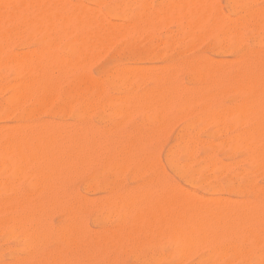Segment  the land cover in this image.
Instances as JSON below:
<instances>
[{
    "label": "rangeland",
    "instance_id": "rangeland-1",
    "mask_svg": "<svg viewBox=\"0 0 264 264\" xmlns=\"http://www.w3.org/2000/svg\"><path fill=\"white\" fill-rule=\"evenodd\" d=\"M2 1H5V0H2ZM7 1H10L11 3H7V4H9L10 5V8H12L13 6L12 5H14V6H16L18 3H17V0H6V2ZM19 1V0H18ZM40 2H42V0H39ZM52 0H50L49 2H51ZM55 1H57V0H55ZM70 1V2H69ZM72 0H68V3H71V5L69 4H67V1L65 2V0H64V2H65V5L67 4L69 7H67V5H66V7L68 8V9H73V3H77V2H79L80 1V4H81V2L84 4H87V5H80V4H78L77 3V5H75L74 6V8H76V6H83L81 9H83L84 8V10L85 11H87V13H88V11H89V9L90 8H88L89 7V5H91V8L94 10V7H96L95 9L97 10L98 8V10H100V11H98V12H100V14L99 15H101L102 17H104L105 18V20H106V23H107V20H108V22H112V21H109V20H114V21H117V23H115V24H118L119 23V27H120V25L121 24H125L126 25V27H124L125 29H127L128 28V26L127 25H129V27L130 28H128L129 30H132V31H129V32H124V36L123 37H118V35H116V34H113V33H111V34H109V35H112V37L114 36V35H116L115 37H117V38H115V40H117L118 38V40L117 41H115V42H108L109 40H104V39H106V38H108V37H104L103 38V42L105 41H107V43H109L110 44V46H108V44L106 43V45H104L103 46V43L101 44V46H102V48H100L98 45H100L99 43L101 42V40L100 41H96V40H92L91 41V43L93 42V44L94 43H97V45L96 44H94V45H96V47L94 46V47H92V44H90V42H88L89 40H87L86 42H85V40H86V37H84V34H83V37L80 35V34H82V33H80V30L79 29H77L78 31H76L74 28L73 29H71L72 28V26L69 24L68 25V27H63V29H64V32H63V34H62V32H58L57 33V35H55L54 36V34L53 33H55L56 34V32L57 31H59L57 28H61V27H59V25H55V26H53V24H52V26L49 24V22H48V25H50V27H52V28H54V30H55V32L52 30V28H51V31H49V34H47V33H38V34H35V35H37V36H33L34 34H31L30 33V36H29V39H28V37H26V36H28L29 35V32L28 31H26V32H24V33H20L19 34V36L18 35H14L15 37H17L16 39L18 40L19 39V41H17L16 39H14L13 37V35L11 36V35H7V36H5L4 37V35L2 36V39H5V41L3 42H1V35H0V44H5V46H6V48H5V46H1L0 45V48H2V49H4L5 51H3L2 52V50H1V52H0V55L2 54V56H0V58L2 59V58H4V60H3V62H2V60H1V62H2V64L0 63V131H1V128L2 127H7V128H4V130H6V129H8V128H10V127H12V131H13V127H19L20 126V128H21V126L23 125V127L21 128V131H22V133H23V131L25 132V130H23V128L25 127L24 125L25 124H30L31 126H33L32 128H31V130H34L35 128L34 127H36V125L38 126V125H40V126H38V128L39 127H41V125L42 126H48V124L49 125H51V126H53V129H52V127L50 128L49 126L47 127V130H48V128H50L48 131H52L53 132V130H55L53 133L52 132H49V135L50 134H54V137H56V139L55 140H57V142L58 141H61V140H59L60 139V135L61 134H65L66 135V137H67V134H68V138H69V135H70V139H68V141L69 142H72L73 143V141H72V138L74 137V135H75V140L77 141V139L79 138V136H81V135H83L82 134V132L84 133V137L82 136L81 138H80V141L78 140V142L79 143H81L82 142V139L84 140V141H86L85 139L88 137L89 138V135L91 136L89 139H87L88 141H86V143H87V145H86V143L85 142H82V143H84V147L85 148H89V146H90V148L88 149V153H90L89 151L91 150V154H87V149H86V151H81L82 152V154L84 155V153H86L85 155H92V160H94L93 161V163L91 164V163H89V162H92L91 160L90 161H86V160H88V159H86V160H83L84 162H86L85 164H83L82 162V164L80 163V161H77V162H79L81 165H87L86 167L87 168H84L85 170H83L82 169V167L79 165V163L77 164V163H75L74 161V163L75 164H77V167H78V165H79V167L81 168L80 169V171H76L75 173H73V171H74V166H73V168L71 169L70 167H72L71 165H70V167H69V169H66V170H68L67 172H68V174H66L67 172H65V174L64 175H68L69 176V172H70V174L72 175V176H67L69 179H67L66 180V176H64V175H62V173H64L63 172V170H64V168H63V170L60 172V173H58V175H62V176H64L65 178H63V180L61 179L62 178V176H61V178H60V176H59V180H58V177H56L57 175V172H54L55 173V177H56V179L58 180V181H55V182H57L56 184H54V181L53 180H55V178H53V180L52 179H49L48 178V180L46 179L47 178V176H48V174L46 173L47 172V170H48V172H50L49 171V169L50 168H48L47 166H45L46 168H48V169H46V172H45V174H46V176L44 177V176H42V175H40L41 174V172H42V168H40L39 169V167H38V165H36L37 167H38V169H37V171L38 170H41V172L38 174L37 173V175H39V177L40 176H42V177H40V179L41 178H45L46 180H47V182L49 181V182H52V184H51V186H53V187H50V185L48 186V188H47V184H49V183H45V182H43V184L45 183L46 184V186L44 187V189L46 188V189H48V191L45 189H43V187H42V189H40V187L39 186H42V183H41V185H40V183L38 182V181H40V179H38V176H34V175H30V176H22V178H21V175H19V178L20 179H24L23 181L22 180H20V179H18V178H16L17 176L16 175H18L19 174V172L17 171V170H15V169H13L14 168V166H13V162L16 164H14L16 167V169H17V167H19V165L18 164H24L25 166L26 165H28V164H25V163H27V162H23V161H20L19 163H16L15 162V159H14V161H13V159L10 161V159H9V157H10V154L7 152V151H4V149L6 148V147H8L9 145H4L3 147H4V149L0 146V148H2L3 150H2V153H1V151H0V153L2 154L1 156H0V158L1 157H3L5 154V152H7L8 154V156L7 155H5V157H3V158H1L2 159V164H1V166H0V170H2V171H4V169H6V171H4L3 173H0V178L3 180V179H11V177L12 176H16V177H12V180H13V178H15L13 181H14V183H13V181L12 180H10V181H12V184H9L8 182H9V180L7 181V182H4V180L2 181L3 182V184H8V186L10 187V189L7 187V185H5L4 187H3V185L1 186L0 185V188L2 187V188H4V189H2L1 188V192H0V198H2V199H0V206H2V208H1V210H0V220H2L1 222H3L4 223V221H5V225L4 224H2V226H0L1 228H0V264H130L131 262V264H260V263H262V264H264V250H263V248H264V219L263 218H260V219H262V221L263 222H261V221H258V219L259 218H257V216H256V213H255V211L257 212V215H258V211H257V209H258V206H259V210L263 207L264 208V163H263V160L264 159H262V157L264 158V152L263 153H261L260 155L262 156H260V159L259 158H255L256 156L254 155L253 156V154H255L254 153V151L251 149V148H248V147H246L245 148V146L247 145L246 144V142L245 141H243V144H241L242 143V140L240 139V140H238L239 138V135H241L242 136V134H243V132H244V130L242 131H239V132H241V133H239L238 132V129H245L246 127H249L248 125H250L253 121V119L254 120H258V117L256 116V115H254L256 118H254V116H247V115H242V121L244 120V119H246L245 121H243L242 123H241V120H240V117H241V115H238V116H240V117H238L237 115H235V113L233 114V113H231L230 112V109L229 108H234L235 109V106H237L236 105V103H233V102H235V101H237L239 104L243 101V99H244V97H245V91H240V89H241V83H238V82H240L239 80L238 81H236V79L237 78H234L233 79V77H236V75H237V72L239 73V72H241V71H245V69H247V71L249 70L250 72H252V73H254L255 75H258V76H263L262 78H263V80H264V45H262V44H264L263 42H264V0H227V2H226V0L224 1V0H211L210 2L208 1L207 3H208V5L207 6H210L209 5V3H211V6H210V9L211 10H213V7H214V5L215 6H217V7H214V13H215V11L217 10V12H218V10H220V12L219 13H222L221 15L222 16H224V18H225V20H223V21H225V22H223L222 21V19H220V21L219 22H221L220 24H219V26H218V24L216 25L215 23L217 22V19L214 21V23H213V19H210L208 16V18L205 16V18H206V21H204L203 23H200L201 22V20L197 23L196 22V19H199V17L198 18H196L195 19V21L193 20V22L192 23H194V22H196V23H194L192 26L190 25V24H192L190 21H192L191 20V18H192V16H190V14L189 13H182V15L184 14V15H186L185 16V19L183 18L184 16H180V10L179 9H181L182 8V10H181V12H183V10H184V6L183 7H181L180 8V6H178V4H180V3H178L179 2V0H177L176 2L178 3V4H176V2H175V4H174V6L172 5V3H173V0H172V3H171V5L173 6H171L172 8H177L176 10H175V8H174V10L170 7V8H168L169 6L168 5H170L169 3L171 2L170 0V2L168 1V2H166L165 0H135V2H134V0H123V1H121V0H99V2L97 1V0H73L72 2H71ZM75 1V2H74ZM92 3H91V2ZM109 1V2H108ZM117 1V2H116ZM139 1H140V3H139ZM147 1V2H146ZM165 2V5H167V7H166V9L168 10V11H166L164 8H165V6H163L164 5V2ZM207 0H205V1H203L204 2V4H205V2H206ZM212 1H213V3H212ZM231 1V2H230ZM232 1H233V3H232ZM237 1V2H236ZM247 1V2H246ZM15 2L17 3V4H15ZM46 4H45V3ZM44 2H42L41 4H43L44 3V6H45V8H47L48 9V7L50 6L47 2H46V0H44ZM58 2V1H57ZM59 2H61L62 3V0L60 1L59 0ZM114 2V3H113ZM124 2V3H123ZM130 2V3H129ZM143 2H145V4L143 3ZM0 3H1V1H0ZM96 3H100L99 5V7L97 6L98 4H96ZM108 3H109V5H108ZM126 3V4H125ZM166 3H168V4H166ZM241 4V5H239V4ZM244 4V6H243V4ZM248 5H247V4ZM2 4H4L5 5V3H1V5ZM107 4V5H106ZM112 4V5H111ZM116 4V5H115ZM119 4V5H118ZM121 4H122V6H121ZM128 4V5H127ZM130 4V5H129ZM138 4H140V6L138 5ZM150 4V5H149ZM230 4V5H229ZM124 5H127V6H124ZM135 5H138V7L136 6V7H134ZM141 5H145V7H143V10L141 9L142 7H141ZM181 5V4H180ZM229 5V6H228ZM246 5V6H245ZM12 6V7H11ZM41 6V8H43L42 7V5H40ZM48 6V7H47ZM71 6V7H70ZM86 6H88V7H86ZM94 6V7H93ZM103 6H105V9H104V7ZM107 6V7H106ZM114 6H117V7H114ZM119 6V7H118ZM203 6H205V7H203V8H205L203 11L204 12H206L207 10H209V12H210V14H209V16H211V18H213V16H212V14H211V10L208 8H206V5H203ZM231 6V8L232 9H230L229 7ZM237 6L239 7V9L237 8ZM5 7V9H7V11L8 10H11V9H8L7 8V6H4ZM88 9H86V8ZM98 7V8H97ZM103 7V8H102ZM108 7H110V8H108ZM111 7H112V14H114V16L115 17H113V16H111V14H110V11H109V9L111 10ZM114 7V8H113ZM121 7V8H120ZM125 7V8H124ZM128 7V8H127ZM162 7V8H161ZM245 7V8H244ZM0 8H2V9H4L3 8V5L0 7ZM157 8H161V12H162V15H161V12L159 13V10L160 9H158V10H156ZM202 8V9H203ZM233 8H235L236 10H235V13L234 12H232V11H234V9ZM244 8V9H243ZM249 8V9H248ZM44 9V8H43ZM106 11V9H107V11L105 12L104 10ZM201 9V10H202ZM93 10H91V11H93ZM95 10V11H96ZM113 10H118L119 12H117V13H114L113 12ZM123 10L125 11V10H127L128 12H126V14H125V12H123ZM135 10V11H134ZM158 11V12H154V11ZM174 12H173V11ZM201 10H200V12H201ZM206 10V11H205ZM248 10V11H247ZM4 11V10H3ZM91 11L89 12L90 14H91ZM95 11H93L94 13H93V16L95 15V14H97ZM133 11V12H132ZM139 11H141L142 13H144V14H141V13H139ZM146 11V12H145ZM164 11H165V16L167 15V16H169V17H167L166 16V18H161V16L162 17H165V16H163V14H164ZM175 11H176V15H177V12L179 13V17L178 18H180V19H177L175 16H174V18L173 19H175V21L174 20H172V18H170L171 16L170 15H172V12H173V15L175 14ZM228 11H229V13H228ZM136 12V13H135ZM153 12V13H152ZM167 12H169L168 14H167ZM185 12H188V10H185ZM204 12H202L203 14H204ZM245 12V13H244ZM103 15H102V14ZM130 13H132L131 15H130ZM134 13V14H133ZM138 13V14H137ZM151 13V14H150ZM159 14V16L157 15V17H154L155 16V14ZM171 13V14H170ZM243 13H244V15H243ZM247 13V14H246ZM249 13H258V14H263L262 15V17L263 18H260V19H253V18H248V14ZM120 14H121V17H120ZM123 14H125L127 17H125ZM136 14V15H135ZM145 14H147V15H145ZM148 14H150V15H148ZM153 14H154V16H153ZM187 14L189 15V18H188V16H187ZM207 14H208V11H207ZM217 14V13H216ZM231 14H234V15H231ZM236 14V15H235ZM92 15V14H91ZM99 15H95L94 16V18H98L99 17ZM110 15V16H109ZM118 15V16H117ZM200 15V14H199ZM220 15V16H221ZM129 16V17H128ZM142 16V17H141ZM148 16H150V17H148ZM152 16H153V18H152ZM178 16V15H177ZM226 16H227V22H226ZM241 16V17H240ZM101 17V18H102ZM117 17H119V18H117ZM133 17V18H132ZM139 17H141V18H139ZM145 17V19L143 20V18ZM183 18V20H182V18ZM186 17L188 18L187 20H188V22H187V20H186ZM191 17V18H190ZM214 17H216L215 15H214ZM217 17H219V16H217ZM231 17V18H230ZM101 18H100V20H98V21H101ZM103 18V19H104ZM125 18H126V23H127V20H128V22H131V23H125ZM133 20H132V19ZM147 18V19H146ZM148 18H150L149 19V21H148ZM161 18V19H160ZM203 18H204V15H203ZM204 18V19H205ZM220 18V17H219ZM223 18V17H222ZM102 19V20H103ZM130 19V20H129ZM138 19V20H137ZM155 19H157V20H155ZM211 20V23H209V21ZM249 19H251V21L249 20ZM3 20H5L4 22H2ZM3 20H1V23H3V24H1L0 23V27L1 28H5V29H7V27H8V29H10L11 28V30H13L14 28H15V26L17 25V22L16 21H11L12 23H10V20L11 19H9V21H7V18L6 19H3ZM105 20H103V21H105ZM155 20V21H154ZM164 20V21H163ZM176 20H178V21H176ZM181 20H182V22H181ZM185 20V21H184ZM190 20V21H189ZM209 20V21H208ZM230 20V21H229ZM232 20H234V21H232ZM254 20V21H253ZM103 21H101L102 23H103ZM135 23H134V22ZM137 21V22H136ZM138 21H139V23H138ZM144 21V22H143ZM153 21V22H152ZM162 21V22H161ZM202 21H203V19H202ZM16 24H15V23ZM101 22H99L100 24H101ZM141 22V23H140ZM184 22L185 23H187V24H185V26H184ZM207 22H208V24H212L213 23V25H209V26H212V27H208V25H207ZM219 22H217V23H219ZM223 22V23H222ZM230 22V23H229ZM231 22H232V24L233 25H231ZM113 23V25H114V27H113V25L111 26V25H109V28H114L113 30L112 29H110L111 31H116L117 33H118V31L117 30H115V28H117L116 26L117 25H115L114 24V22H112ZM112 23H110V24H112ZM134 23V24H133ZM137 23V24H136ZM145 23V24H144ZM146 23H147V25H146ZM151 23H153V25L151 24ZM228 23H229V25H231V26H229L228 25ZM236 23V24H235ZM245 23V24H244ZM9 24H11V26L9 25ZM20 24H22V25H24V23H20ZM47 24V23H46ZM45 24V26L46 27H49V26H47ZM93 24H95V23H92V26H93V28H94V25ZM104 24V26H106L105 27V29H109L108 28V25H106L105 24V22L103 23ZM102 24V25H103ZM109 24V23H108ZM140 24V25H139ZM157 24H159V25H157ZM202 24H204V27H203V25ZM214 24H215V27H217L216 29L214 28ZM257 24V25H256ZM22 25H20V26H22ZM62 25V24H61ZM97 27H98V25L99 24H95ZM101 25V26H102ZM131 25V26H130ZM188 25V26H187ZM189 25H190V29H188L189 28ZM228 26V28H227V26ZM45 26L43 25L42 27H44L45 28ZM100 26V25H99ZM123 26L124 25H122L121 27L122 28H119V30L120 31H122V29H123ZM137 26V27H136ZM145 26H148V28L147 27H145ZM184 26V27H183ZM202 26V27H201ZM224 26V27H223ZM237 26V27H236ZM14 27V28H13ZM55 27H56V29H55ZM136 28V30H135V28ZM142 27H144V28H142ZM191 27H193L192 29H191ZM200 27V28H199ZM223 27V28H222ZM236 27V28H235ZM24 28L26 29V27L24 26ZM43 28V29H44ZM65 28L66 29H71L70 31H72L71 32V34H70V36L68 35V33H67V31L65 30ZM185 28H187L186 30H185ZM196 28V29H195ZM210 28V29H209ZM212 28V29H211ZM227 29V30H229V28H231L228 32H227V30L224 32V33H221V31L223 32L224 30L223 29ZM46 29V28H45ZM205 29V30H204ZM207 29H208V31H210L209 33H208V31H207ZM48 30H50L49 28H47V32H48ZM73 30H74V32H76V33H74L73 32ZM187 30H189L190 32H188ZM193 30V31H192ZM214 30V31H213ZM218 30V31H217ZM221 30V31H220ZM231 30H232V35L233 36H231V35H229V34H231ZM237 30V31H236ZM240 30V31H239ZM251 30L252 31H254V32H251ZM70 31H69V33H70ZM110 31V32H111ZM119 31V33H121ZM137 31V32H136ZM187 31V32H186ZM201 31H203V32H201ZM220 31V33H218L217 34V32H219ZM131 32V33H130ZM133 32H134V34H133ZM136 32V33H135ZM140 34H139V33ZM195 32V33H194ZM205 32V33H204ZM213 32H214V34H216V35H214L213 34ZM230 32V33H229ZM67 33V35L65 36V37H60V36H63L64 34H66ZM115 33V32H114ZM129 33V34H128ZM189 33H190V35H189ZM204 33V34H203ZM41 34V35H40ZM45 34H46V36H45ZM51 34H52V36H51ZM61 34V35H60ZM123 34V33H122ZM139 34V35H138ZM144 34V35H143ZM220 34H222V35H224V37H222L221 39L222 40H220V43L218 42L219 41V36H220ZM240 34V35H239ZM26 35V36H25ZM49 35V36H48ZM74 35H76V40L78 41H74ZM80 35V36H79ZM128 35V36H127ZM185 37H184V36ZM210 35H211V37H210ZM249 35H251V36H249ZM33 36V37H32ZM44 36V38H42ZM54 36V37H53ZM137 36V37H136ZM196 36V37H195ZM216 36L217 37H219L218 38V40H217V38H216ZM234 36H236V37H234ZM11 37V38H10ZM19 37V38H18ZM54 39H53V38ZM58 37H60V38H58ZM111 36L109 37V39H113V41H114V38H112ZM129 37V38H128ZM183 37V38H182ZM201 37V38H200ZM226 37H227V39H226ZM232 39L231 41H230V38ZM234 37V38H233ZM238 37V38H237ZM10 40H9V39ZM46 38H50L49 40L48 39H46ZM72 38H74V39H72ZM80 38H81V40H80ZM85 38V39H84ZM128 38V39H127ZM179 38V39H178ZM251 38V39H250ZM252 38H253V40H252ZM7 39V40H6ZM36 39H37V41H36ZM56 39V40H55ZM60 40L59 42H57V40ZM132 39V40H131ZM143 39V40H142ZM236 40V42H235V40ZM250 40V41H248V40ZM12 40V41H11ZM16 40V41H15ZM43 40H44V42H43ZM52 40V41H51ZM54 40H55V42L58 44H56L55 42H54ZM63 40V41H62ZM66 40V41H65ZM79 40L81 41L80 43H82V40H84L83 41V44L82 45H78V43H79ZM128 40V41H127ZM204 40V41H203ZM252 40V41H251ZM21 41V42H20ZM23 41V42H22ZM48 41H50L49 43L51 44V45H48L49 43H48ZM121 41V42H120ZM132 41H134V42H132ZM139 41V42H138ZM179 41V42H178ZM221 41H223V42H221ZM227 41V42H226ZM247 41L249 42V43H247ZM41 42H42V44H41ZM45 42H47V44L45 43ZM66 42V43H65ZM74 42V43H73ZM89 43V47H88V44L86 45L87 46V48H88V50L87 51H90L91 49V51L90 52H85V50L86 49H84V48H86L85 47V44L84 43ZM132 42V43H131ZM171 42V43H170ZM255 42V43H254ZM34 43V44H33ZM64 43V49L67 51V53L68 54H70V55H68L66 52H65V50H63V48L60 50L59 49V47L61 46V44H63ZM69 43V44H68ZM152 43V44H151ZM166 43V44H165ZM169 43V44H168ZM206 43V44H205ZM207 43H210V44H207ZM214 43V44H213ZM215 43L216 44H218V45H215ZM224 43V44H223ZM252 43H253V45H252ZM52 44H53V46H52ZM67 44H68V46L71 44V45H73L74 47H72L71 45L68 47L67 46ZM76 44H77V47H76ZM222 44V45H221ZM229 44V45H228ZM234 44H236V45H234ZM247 44V45H246ZM41 46V48H40V46ZM46 45L48 46V49H51V50H53L54 52H56L55 53V55H54V53L52 54L51 53V51L49 52V50L47 51V47H46ZM66 45V46H65ZM121 45V46H120ZM124 45H125V47H124ZM130 47V48H128L127 49V47L128 46ZM136 45V46H135ZM166 45H168V46H166ZM206 45V46H205ZM230 45H232V46H230ZM249 45H252V46H250V47H248ZM35 48V50L33 49V47ZM52 46V47H51ZM81 46H83L82 48H83V50H82V48H80ZM98 46V47H97ZM105 46L107 47L108 46V48L107 49H105ZM140 46V47H139ZM147 46H149V47H147ZM166 46V47H165ZM203 46H204V48H203ZM213 46V47H212ZM214 46H217V47H214ZM222 46V47H221ZM240 46H242V47H240ZM44 47V48H43ZM54 47H56V50H54L55 48ZM61 47H63V46H61ZM67 47V48H66ZM71 47V48H70ZM76 47V48H75ZM80 48V50H79V48ZM103 47H104V49H103ZM138 47H139V49H140V51L138 50ZM152 47V48H151ZM212 47V48H211ZM252 47V48H251ZM38 48H40V49H42L41 51H40V53L43 51V53H41V56L40 55H38L39 57H48V58H46V60H44V61H42L43 59H41V61H39L40 59H38L37 57V60L33 57L35 54H32V55H30L32 52H35V53H38ZM54 48V49H53ZM76 49V50H74V49ZM78 48V49H77ZM94 48V49H93ZM101 49L99 52L97 51V49ZM136 50H138V51H136ZM150 48V49H149ZM211 48V49H210ZM218 48L219 49H221V50H218ZM223 48V49H222ZM43 49H45V51L43 50ZM95 49H96V51L98 52H96V53H94L95 52ZM133 49H134V52H132L133 51ZM152 49V50H151ZM210 49V50H209ZM215 51H213V50ZM238 49V50H237ZM241 49V50H240ZM31 50H33L32 52H30ZM38 50V51H37ZM58 50V51H57ZM103 50V51H102ZM143 50V51H142ZM155 50V51H154ZM212 50V51H211ZM64 51V52H63ZM81 51V52H80ZM92 51H94V52H92ZM129 51V52H128ZM136 51V52H135ZM147 51V52H146ZM161 51V52H160ZM165 51V52H164ZM167 51V52H166ZM216 51H217V54H216ZM219 51H220V53H219ZM23 52V53H22ZM30 52V54L28 55V53ZM47 54L48 52L53 56V59H52V56L51 55H49V53L47 54V55H49V56H44L43 54H45V53ZM60 52V53H59ZM73 52V53H72ZM86 53V54H84L83 55V53ZM93 54H95V55H93ZM120 52V53H119ZM122 52H123V55L124 56H122ZM138 52H139V54H138ZM141 52V53H140ZM144 52H146V53H144ZM244 52V53H243ZM4 53V54H3ZM21 53H22V55L24 56V57H29L30 58V60H29V62H28V57H27V60H26V58H24L22 55H21ZM27 53V55H25ZM59 53V54H58ZM72 53V54H71ZM77 53V54H76ZM89 53V55H91L90 57H89V55H87ZM128 53V54H127ZM132 53V54H131ZM136 53H137V55H136ZM148 53V54H147ZM158 55H157V54ZM5 54H8V56L7 57H5L6 55ZM10 54H12L11 55V59H10ZM57 54V55H56ZM63 54V55H62ZM117 54H119V55H117ZM121 54V55H120ZM134 54V55H133ZM144 54H145V56H144ZM155 54V55H154ZM17 55H21V57H19V56H17ZM76 55V56H75ZM133 55V56H132ZM140 55V56H139ZM152 55V56H151ZM202 55V56H201ZM16 57L15 59L13 58V57ZM36 56H37V54H36ZM51 56V59H49V57ZM54 56H66V58H60V60L59 59H57V61L59 62H62L63 60H65V61H63L62 62V67H61V64L59 65L60 66V69L62 70V71H64V73H61V70H58L59 68L57 67L56 68V71L55 70H52V69H55L54 67H56V64H59L57 61H56V57H54ZM80 57V58H82V60L84 61V60H86V59H88V57H89V59H88V61H86L85 63L83 62V65L82 64H80V65H78V67L76 66L75 68L76 69H74V65H76L75 63H74V65L71 63L72 62V60H73V57H74V60L76 59L77 61L76 62H78L79 61V58L78 57ZM118 56V57H117ZM132 56V57H131ZM154 56V57H153ZM165 56V57H164ZM167 56V57H166ZM207 56V57H206ZM59 57H57V58H59ZM76 57V58H75ZM92 57V58H91ZM94 57V58H93ZM127 57V58H126ZM130 57V58H129ZM135 57V58H134ZM151 57V58H150ZM164 57V58H163ZM209 57L212 59H209ZM214 59H213V58ZM7 58V59H6ZM8 58L10 59V62L8 61ZM19 58L20 59H25L24 61H26V62H28L26 65H32V62L30 63V61H33V66H35L36 68H37V66H38V68H37V70H39V69H41V71L42 72H45V71H47L48 73H51V74H49L50 75V77L52 78V80H54L55 78V84H56V88H55V91L54 92H52L51 93V95H50V93H48V96L47 97H42V98H40V99H42V101L43 102H41V101H39V99H38V102H37V99H36V101L34 100L33 102H31V100H33V99H35V98H33L32 96H30L28 93H26V92H24V91H19V90H21L20 89V87H18L19 86V84L22 82L20 79H22V80H24V79H26L27 77L26 76H29L28 74L26 75L25 73H26V71H27V69H25V66H23V62L22 63H20V65H21V67L23 66L24 67V69L26 70V71H24L23 70V67H22V70H21V67H20V65H19V63L17 62V60H19ZM31 58H33L32 60H31ZM85 58V59H84ZM93 60V61H91V59ZM133 58V61L131 60ZM140 58V59H139ZM147 58V59H146ZM150 58V59H149ZM206 58V59H205ZM142 59V60H141ZM149 59V60H148ZM152 59V60H151ZM158 59H159V61H158ZM221 61H220V60ZM5 60H6V64H5ZM13 60V61H12ZM16 60V61H15ZM22 60H19V61H22ZM90 60V61H89ZM131 60V61H130ZM135 60V61H134ZM146 60V61H145ZM162 60V61H161ZM190 60V61H189ZM219 60V61H218ZM34 61H35V63H34ZM218 61V62H217ZM7 62H9L11 65L13 64V62H14V65H12V66H10V64L8 63L7 64ZM39 62V63H38ZM44 62V63H43ZM46 62V63H45ZM73 62H75V61H73ZM88 62V63H87ZM131 62V63H130ZM145 62V63H144ZM195 62V63H194ZM197 62V63H196ZM214 62V63H213ZM18 65H17V64ZM46 64V66L45 65H42V64ZM48 63H49V66H47L48 65ZM50 63H52V64H50ZM55 63V64H54ZM72 65H70V64ZM78 63H82L81 61H79ZM142 63V64H141ZM146 65H144V64ZM166 63H168V64H166ZM184 63V64H183ZM224 63H226V64H224ZM16 64V65H15ZM38 64H40V67H39V65ZM67 64V65H66ZM87 64H88V66H87ZM123 64V65H122ZM131 64V65H130ZM135 64V68L132 66V65H134ZM139 64H141L140 65V67H139ZM163 64H165V65H163ZM236 64L238 65L239 64V66H236ZM255 64V65H254ZM3 65H5V68H4V66ZM6 65H9V68H8V66H6ZM54 65V66H53ZM66 65V66H65ZM69 65V66H68ZM127 65H130V66H132V68L130 69L129 68V66H128V68H127ZM137 65H138V67H137ZM142 65H143V68H142ZM162 65V66H161ZM175 65V66H174ZM223 65H225V66H223ZM3 66V67H2ZM14 66H16V68L14 67ZM17 66H18V68H19V70H17L18 71V73H19V71L21 70V72L19 73V74H17V71H16V73H15V71L14 70H16L17 69ZM45 66V67H44ZM50 66H52V68L49 70L48 68L50 67ZM66 67L67 69V72L68 73H66V71L64 70L65 68L64 67ZM71 66V67H70ZM120 66V67H119ZM121 66H123V67H121ZM124 66H126V67H124ZM144 66L145 67H147V68H145L144 69ZM174 66V67H173ZM210 66H212L211 68H209ZM258 66V67H257ZM48 67V68H47ZM72 67H73V69H72ZM80 67V69L78 70V68ZM81 67H83V68H81ZM116 67V68H115ZM257 67V68H256ZM8 68V69H7ZM15 68V69H14ZM45 68V69H44ZM69 68L72 70H69ZM88 68V69H87ZM121 68H124V71H123V69H121ZM137 68V69H136ZM139 68H141V69H139ZM174 68V69H173ZM191 68V69H190ZM197 68V69H196ZM82 69V70H81ZM116 69H118V71L116 70ZM126 69H128V70H126ZM135 69V70H134ZM147 69V70H146ZM172 71H171V70ZM193 69V70H192ZM205 69V70H204ZM209 69V70H208ZM45 70V71H44ZM52 70V71H51ZM90 70V71H89ZM111 70H112V72H111ZM115 70V71H114ZM130 70L132 71V72H130ZM141 70H142V72H143V74L142 73H140L141 72ZM175 70V71H174ZM190 70H191V72H190ZM196 70V71H195ZM14 71V72H13ZM49 71H51V72H49ZM59 71V72H58ZM92 71H95L94 73L92 72ZM109 71V72H108ZM123 71V72H122ZM126 71V72H125ZM137 71V72H136ZM168 71V72H167ZM193 71H195V73L197 74V75H195V73L193 74L192 72ZM206 71V72H205ZM256 71V72H255ZM25 72V73H24ZM28 72V71H27ZM56 72V73H55ZM75 72H79V73H81L86 79H88V81H87V83L89 84V86H91V87H89L90 88V90H88L87 91V93H86V95H85V97H83V98H78V100H76L77 98L76 97H72V101L70 100V97H65V99L63 98V96H64V93L63 92H65V89L69 86V83H70V81H71V79H72V77H73V74L75 73ZM97 72V73H96ZM116 74H115V73ZM138 73V75H139V77H137L138 75L136 74V73ZM149 72V73H148ZM190 72V73H189ZM263 72V73H262ZM22 73H24L25 75H22ZM41 73V72H40ZM92 73V74H91ZM111 73H113V74H111ZM118 73H122V74H124L122 77L118 74ZM133 73V74H132ZM134 73H135V75H134ZM174 73V74H173ZM191 73L193 74L192 76H191V78H190V75H191ZM202 73V74H201ZM234 73H236V75L234 74ZM260 73V74H259ZM63 74V75H62ZM104 74V75H103ZM110 74V75H109ZM118 74V75H117ZM126 74H130V75H132L131 76V78H130V75L129 76H127ZM199 74V75H198ZM212 74H215L214 76L212 75ZM17 75V76H16ZM20 75H22V76H20ZM57 75V76H56ZM63 77H62V76ZM105 76V78L104 77H102V79L101 78H99L98 76ZM107 75V76H106ZM150 75V76H149ZM189 75V76H188ZM232 75H234V76H232ZM23 76L25 77V78H23ZM56 76V77H55ZM59 76V77H58ZM61 76V77H60ZM96 76V77H95ZM109 76L111 77V80L113 79L114 80V82L113 81H111L110 80V78H109ZM120 78H119V77ZM127 76V77H126ZM154 76H155V78H154ZM166 76V77H165ZM178 76V77H177ZM198 76H200L199 78H198ZM209 76H211V77H209ZM213 76V77H212ZM227 76H229V77H227ZM55 77V78H54ZM58 77V78H57ZM70 77V78H69ZM108 77V78H107ZM128 77H129V79H128ZM209 77V78H208ZM231 77V78H230ZM18 78H20L19 80L21 81H17L18 80ZM104 78V79H103ZM118 78V79H117ZM122 78H125V79H122ZM143 78V79H142ZM166 78V79H165ZM193 78H195V79H193ZM227 79V82H226V80L225 79ZM96 79V80H95ZM115 79H116V82H115ZM127 79V80H126ZM192 79V80H191ZM208 79V80H207ZM218 79H219V81H218ZM229 79V80H228ZM41 80H44L43 78L41 79ZM62 80V81H61ZM92 80V81H91ZM109 80V81H108ZM144 80V81H143ZM153 80V81H152ZM155 80H156V82H155ZM170 80V81H169ZM212 80H213V82H212ZM220 80L221 81H225V83H223V82H221L220 83ZM234 80V81H233ZM16 81V83L18 82V85L16 84V83H14ZM94 81H96V82H94ZM124 83H123V82ZM126 81V82H125ZM175 81V82H174ZM176 81H177V83L180 85V88L178 87V88H176V90L174 91L172 88H171V86H172V84H173V86H175L176 87V85H178V84H176V85H174L175 83H176ZM215 81V82H214ZM216 81H217V83H216ZM93 82V83H92ZM104 82V83H103ZM110 82H113V83H111L110 84ZM123 83L122 85H121V83ZM234 82V83H233ZM97 83V84H96ZM107 83V84H106ZM109 83V84H108ZM116 83V84H115ZM119 83H120V85H119ZM127 83H128V85H127ZM202 83V84H201ZM213 83V84H212ZM229 84V86H228V84ZM233 83V84H232ZM8 84V85H7ZM12 84V85H11ZM13 84H15V86L13 85ZM167 84H169V86L167 85ZM209 84V85H208ZM220 84V85H219ZM231 84V85H230ZM100 85H101V87H100ZM109 85V86H108ZM111 85V86H110ZM125 85H127V86H125ZM165 85V87H166V89L169 87L170 88V90H166V91H164L165 90V87H163V86ZM171 85V86H170ZM178 85V86H179ZM197 85V86H196ZM206 85H208V87L206 86ZM226 85H227V87H226ZM239 85H240V87H239ZM263 85H264V83H263ZM17 86V87H16ZM125 86V87H124ZM151 86V87H150ZM163 88H162V87ZM181 86H182V90H181ZM194 86V87H193ZM220 86V88H218ZM235 86H238L237 88V90L235 89ZM15 87V88H14ZM65 87V88H64ZM100 88V90H99V88ZM117 87V88H116ZM130 87H131V89H130ZM134 87V88H133ZM160 87L162 88V89H160ZM195 87H197L196 89H195ZM202 87H205V88H202ZM16 88H17V91H19L20 92V94H18L17 95V91H16ZM64 88V89H63ZM97 90H96V89ZM109 88H112V89H109ZM114 88V89H113ZM126 88V89H125ZM156 88H157V90H156ZM168 88V89H169ZM187 88H189L190 90H188ZM207 88V89H206ZM225 88V89H224ZM230 89V92H229V89ZM263 88V86L261 87V89ZM14 89H15V91H14ZM107 89V90H106ZM124 89V90H123ZM129 89V90H128ZM147 89V90H146ZM159 89V90H158ZM172 89V90H171ZM177 89H180L179 91L177 90ZM192 89L194 90V91H192ZM204 89V90H203ZM213 90V92H212V90ZM218 89H219V91H218ZM228 89V90H227ZM231 89H234V90H231ZM95 90V91H94ZM131 90V91H130ZM144 90V91H143ZM149 90V91H148ZM186 90V91H185ZM198 90V91H197ZM224 92H223V91ZM242 90V89H241ZM259 90H260V88H259ZM259 90H257L258 92V94L257 95H259L260 97H262V96H264V95H262L261 96V92H262V94H264V90L262 89L261 90V92H259ZM15 93H14V92ZM96 91L98 92L97 93V95H96ZM100 91V92H99ZM108 91V92H107ZM156 91V92H155ZM168 91H169V93H168ZM175 92V93H177V94H175V93H172V92ZM178 91V92H177ZM190 91H192L193 92V94H192V92H191V94H188V93H190ZM200 91H201V93H200ZM207 91H211V92H208V93H206ZM17 92V93H16ZM22 92H24L23 94H21ZM122 92H124V94H122ZM126 92V93H125ZM133 92V94L134 95H132L131 93ZM138 92H139V94H138ZM162 92V93H161ZM163 92H165V95L163 94ZM170 92H171V100L168 98V96H167V94H169L170 95ZM195 92V93H194ZM203 92V93H202ZM215 92V93H214ZM218 92V93H217ZM222 92V93H221ZM13 93V94H12ZM56 93V94H55ZM105 94L104 96H103V94ZM145 93V94H144ZM185 93V94H184ZM197 93V94H196ZM204 93L206 94V97L205 98H202V97H200V99H196V96L197 95H201V94H203V97H204ZM209 93H211V94H209ZM214 93V94H213ZM12 94V95H11ZM53 94V95H52ZM88 94H90V95H88ZM100 94V95H99ZM111 94V95H110ZM122 95V98H120L121 96L120 95ZM126 94H127V97H128V95L130 96V94H131V96H135V95H138V96H140V95H148L149 94V96L151 95L152 96V99L153 100H155V101H153V100H151V101H153V104H155V105H152V102H150L149 101V97L148 98H141L142 99V101H140V98H136L135 100H136V103H135V100L133 101V98H124L123 97V95L124 96H126ZM158 94V95H157ZM161 94H163V95H161ZM179 94V95H178ZM188 94V95H187ZM195 94V95H194ZM210 95V96H207V95ZM21 96V98H18V96ZM25 95H26V98H25ZM27 95H28V98H27ZM61 95H62V97H61ZM115 97H114V96ZM153 95H154V97H156V98H153ZM157 95V96H156ZM163 96V98L164 99H166V100H163V98L160 100V103L162 104V105H157L158 103H159V99H158V96ZM212 95V96H211ZM13 96H14V98H13ZM20 100H15L16 99V97ZM19 96V97H20ZM95 96V97H94ZM109 96V97H108ZM112 96V97H111ZM116 96H118L119 98H120V100H119V103L120 104H122V105H125V106H122L121 107V105L118 103V97H116ZM150 96V97H151ZM166 98H165V97ZM177 96V97H176ZM181 96V97H180ZM187 96V97H186ZM189 96V97H188ZM202 96V95H201ZM229 96H231L230 98H228ZM11 99H14L13 100V102L11 101V102H8L9 101V99L10 98ZM30 97V98H29ZM32 97V98H31ZM111 97V98H110ZM174 97V98H173ZM193 97V98H192ZM195 97V98H194ZM198 97V96H197ZM198 97V98H199ZM227 97V98H226ZM242 97V98H241ZM49 98V99H48ZM89 98V99H88ZM102 98V99H101ZM107 98V99H106ZM125 99V101H123L124 102V104H123V102H122V100L121 99ZM185 98V99H184ZM192 98V99H191ZM202 98V99H201ZM209 98V99H208ZM225 98V99H224ZM80 99V100H79ZM87 99V100H86ZM129 99V100H128ZM131 99H132V102L134 103V104H137L139 101L141 102V103H143V105H142V107L143 108H141V105L139 106V104H140V102L138 103V105H135L134 106V104L131 102ZM145 99H146V101L148 102H146L145 101ZM169 99V100H168ZM175 99V100H174ZM196 99V100H195ZM238 99V100H237ZM239 99H241V102H239L240 100ZM24 100V101H23ZM30 100V101H29ZM45 100V101H44ZM50 102H49V101ZM71 101V103H70V101ZM88 100H89V102H88ZM107 100V101H106ZM110 100H111V102H113L114 100H116L113 104L111 103H109L110 102ZM139 100V101H138ZM169 101V102H172V105H171V103H169V102H166V101ZM199 100V101H198ZM235 100V101H234ZM264 97H263V99H261V101H259V102H263V106H260V104L261 103H258L257 102V104L259 105V107H257V105H256V107L257 108H260V109H263L264 108ZM2 101V102H1ZM14 101H15V103H17V104H15L14 103ZM17 101V102H16ZM92 101V102H91ZM126 101H127V104H126ZM130 101V102H129ZM166 102V105H167V107H166V105H165V103L164 102ZM180 101V102H179ZM187 101V102H186ZM202 101V102H201ZM232 101V102H231ZM37 102V103H36ZM155 102V103H154ZM193 102V103H192ZM196 102V103H195ZM210 102V103H209ZM224 102V103H223ZM9 103V104H8ZM62 103V104H61ZM79 103V104H78ZM82 103V104H81ZM89 103V104H88ZM144 103L146 104L145 105V107H144ZM182 103V104H181ZM187 103V104H186ZM203 105H202V104ZM228 103V104H227ZM232 103H233V105H234V107L233 106H231V107H229L228 105H232ZM45 104V105H44ZM58 104H60V105H58ZM92 104V105H91ZM110 104V105H109ZM148 104V105H147ZM169 104H170V106H169ZM200 104V105H199ZM256 104V103H255ZM4 105H8V106H4ZM38 105H40V106H38ZM59 106V107H55V106ZM66 105H67V107H66ZM74 105V106H73ZM77 105H79V108H82V110L80 109L79 110V108H77L76 109V107H77ZM84 105V107H82ZM109 105V106H108ZM129 105H131V109H129L130 108V106ZM134 107H133V106ZM157 105V106H156ZM164 105V106H163ZM34 106H35V108H34ZM61 106H65L64 108H65V110L66 111H63L62 110V107ZM93 106V107H92ZM105 106V107H104ZM128 106V107H127ZM148 106H150V108L148 107ZM185 106V107H184ZM192 106V107H191ZM4 107H6L7 109H8V107H9V109H8V111H7V109H5ZM39 108V109H37V108ZM93 109H92V108ZM98 107V108H97ZM119 107V108H118ZM120 107L123 109L124 107L125 108H127V109H121L122 111H126L127 110V112H125V117L124 116H122L123 114H122V111H120V110H118V109H120ZM156 107H158L157 109H156V111H157V113H158V115L157 116H160V118L159 117H156L155 115H156V113H155V110H154V113H153V111H152V113H151V110H153L154 108H156ZM177 107H179V108H177ZM194 107V108H193ZM199 107V108H198ZM226 107V108H225ZM229 107V108H228ZM262 107V108H261ZM90 108V109H89ZM115 108V109H114ZM152 108V109H151ZM185 108H186V113H185ZM198 108V109H197ZM232 108H231V111H232ZM33 110L34 111V115L33 116H30V115H32L33 113V111L31 112L30 110ZM35 109V110H34ZM68 109V110H67ZM103 109V110H102ZM117 109V111H120L121 112V114H120V112L119 113H117V111H116V114H115V110ZM138 111H137V110ZM142 109V112H145V115H144V113H142L140 110ZM143 109H145V110H143ZM147 109H149L148 111H147ZM161 109V110H160ZM169 109V110H168ZM177 109V110H176ZM180 109V110H179ZM220 109H221V111H220ZM223 109H224V111L226 112H224L223 111ZM226 109V110H225ZM229 109V110H228ZM2 110V111H1ZM4 110H6V111H4ZM60 110H62V111H60ZM89 110V111H88ZM113 110H114V112H113ZM132 110V111H131ZM161 111V113H160V111ZM195 110V111H194ZM31 113L30 115H29V112ZM37 113H36V112ZM77 111H79L78 112V115L76 114L77 113ZM82 111H83V113L84 114H82ZM166 111V112H165ZM183 111H184V113H183ZM189 111V112H188ZM213 111L215 112V113H213ZM227 111H228V113H227ZM263 111H264V109H263ZM263 111H260L259 110V112L261 113H263L264 114V112ZM25 112V113H24ZM26 112H28L27 114H26ZM76 112V113H75ZM148 112H150L149 114H148ZM168 112V113H167ZM172 112V113H171ZM181 112H182V114H181ZM193 112V113H192ZM199 112V113H198ZM218 112V113H217ZM22 113L23 114H26V115H29L28 117L27 116H25V115H22ZM65 113V114H64ZM66 113H68V114H66ZM81 113V114H80ZM87 113V114H86ZM127 113H129V114H127ZM178 113H179V116H177L178 115ZM230 113V114H229ZM261 113V114H262ZM114 114V115H113ZM126 114H127V117H126ZM153 114V115H152ZM184 114H185V116H184ZM219 114L221 115H223L222 117L221 116H219ZM228 116H227V115ZM72 115H73V117H72ZM75 115V116H74ZM96 115V116H95ZM107 115V116H106ZM134 115V116H133ZM142 115H144V116H142ZM152 115V116H151ZM173 115V116H172ZM216 115H218V116H216ZM224 115H226V116H224ZM232 115H233V117H234V115H235V118H236V120H240L238 123H241V124H238L237 125V122H236V124H235V118L233 119V117H232ZM258 115V114H257ZM21 116V117H20ZM84 116V117H83ZM92 116V117H91ZM99 116V117H98ZM104 117V119H103V117ZM142 116V117H141ZM161 116L163 117V121L165 122H167V120L168 119H171V120H168V123H166L165 122V124H164V122H160V120H161ZM169 116H170V118H169ZM187 116H189V117H187ZM203 116H204V118H203ZM208 116V117H207ZM211 116V117H210ZM215 118H213V117ZM244 116H246V118L244 117ZM262 116H264V115H261V117ZM75 117V118H74ZM76 117H78V118H76ZM93 117H95L94 118V120H93ZM96 117H98V118H96ZM139 117V118H138ZM141 117V118H140ZM166 117V118H165ZM184 117V118H183ZM221 117V118H220ZM227 117V118H226ZM230 117H232V118H230ZM243 117H244V119H243ZM251 117H253V118H251ZM260 117V118H261ZM101 118V119H100ZM145 118V119H144ZM149 118L150 119H152L153 120V118H154V122L153 123H156L155 121H157V123L156 124H159V122H160V124H159V126H153V125H155V124H153L152 123V120H150L149 121ZM157 118V119H156ZM159 118V119H158ZM168 118V119H167ZM193 118V119H192ZM207 118V119H206ZM216 118H218V120L216 119ZM247 118H249V119H247ZM263 118V117H262ZM261 118V119H262ZM99 119V120H98ZM156 119V120H155ZM206 119V120H205ZM220 119V120H219ZM233 121H232V120ZM258 120L259 122H261L262 120ZM144 120V121H143ZM159 120V121H158ZM202 120V121H201ZM208 120H209V122H208ZM248 120V121H247ZM250 120V121H249ZM257 120L255 121V122H257ZM187 121V122H186ZM189 121H191V123L189 122ZM195 121V122H194ZM204 121H206V122H204ZM227 121V122H226ZM252 121V122H251ZM218 122H219V124H218ZM262 122H264V121H262ZM261 122V123H262ZM86 123V124H85ZM186 123H188V124H186ZM247 123V124H246ZM250 123V124H249ZM32 124H34V125H32ZM79 124V127L77 126V125ZM88 124V125H87ZM153 124V125H152ZM162 124V125H161ZM185 124H186V126H185ZM199 124V125H198ZM253 125H254V123H252ZM85 125H87L88 127L90 126L91 128H94V129H91L90 127H89V129L90 130H88V127L87 126H85ZM187 125H189L188 127H187ZM252 125V126H253ZM31 126H29V128L31 127ZM150 126V127H149ZM162 128H161V127ZM225 126V127H224ZM228 126V128L226 129V127ZM230 126V127H229ZM251 126V125H250ZM262 126H263V124H262ZM54 127H56V128H54ZM146 127H149V129L148 128H146ZM151 127H156L157 129H158V131L155 129V128H152L151 129ZM223 127V128H222ZM245 127V128H244ZM264 127V126H263ZM19 128V129H20ZM37 128V127H36ZM43 128H45V127H43ZM43 128H40V130H41V132L40 133H42L43 132ZM81 128H83V130L81 129ZM84 128H85V132H84ZM106 128V129H105ZM143 128H145L146 130H144ZM159 128H161V130L159 131ZM26 129V128H25ZM46 129V128H45ZM79 129H80V131H79ZM246 129H249V128H246ZM245 129V131H247ZM2 130H3V128H2ZM35 130H38V129H35ZM34 130V131H35ZM47 130H45V133L46 132H48ZM92 130V131H91ZM94 130V131H93ZM102 130V131H101ZM155 130V131H154ZM15 131H17V130H15ZM14 131V132H15ZM20 130H18L17 132H19ZM27 131H29V130H26V132L24 133L25 135H27L26 133H27ZM146 131H148V133L146 132ZM152 133H151V132ZM191 131H192V133H191ZM196 131V132H195ZM4 132H6V131H4ZM7 132H10L11 133V130L9 131H7ZM13 132V133H14ZM38 132V131H37ZM76 132V133H75ZM89 132V133H88ZM91 132V133H90ZM127 132V133H126ZM131 132V133H130ZM143 132V133H142ZM235 132H237L238 133V135H237V133H236V136H234L235 135ZM3 134L4 135V133L1 131L0 132V134ZM12 133V135H15L16 134V136H18V135H20L19 133L17 134L16 132L13 134ZM29 133H30V135H33V134H31V133H33V131L32 132H30L29 131ZM80 133V134H79ZM180 133V134H179ZM245 133V132H244ZM1 134V135H2ZM6 134V133H5ZM7 134H9V133H7ZM43 134V133H42ZM42 134H40V135H42ZM48 134V133H47ZM46 134V137L48 136ZM88 134V135H87ZM123 134V135H122ZM125 134V135H124ZM143 134V135H142ZM150 136V138L152 137L153 139H154V141H153V139L151 138L150 139V142L148 141L149 140V137L147 136ZM157 134V135H156ZM178 134V135H177ZM2 135V137L0 136V142L2 141H5V140H8L9 139V137L8 136H3ZM29 135V134H28ZM30 135L29 136H25V137H30ZM34 135H35V133H34ZM37 136H39L38 135V133L36 134ZM35 135V136H36ZM44 135V137H45V134H43ZM42 135V136H43ZM56 135V136H55ZM57 135H59V138L57 137ZM64 135V136H65ZM71 135H73V137L71 136ZM96 137H95V136ZM156 137H155V136ZM184 135V136H183ZM229 135H232L233 136V138L231 137V138H229ZM9 136H11V134L9 135ZM23 136V135H22ZM42 136H40V137H42ZM51 136V135H50ZM64 136L62 137L61 136V138H63L64 139ZM77 136V137H76ZM85 136H86V138H85ZM94 136V137H93ZM127 136V137H126ZM182 136V137H181ZM240 136V138H242ZM4 137H5V139H4ZM6 137H8V138H6ZM14 137L15 136H13V137H11L10 139H9V143L10 142H12V143H15V141L13 140L14 139ZM25 137H21L20 136V138H23V139H26V141L28 140L27 138H25ZM44 137L42 138V140L44 139ZM45 137V138H46ZM49 137V136H48ZM47 137V139L45 140V141H49V143H52V142H50V141H52V139H53V143H54V138H53V136H51L52 138H48ZM65 137V138H66ZM117 137V138H116ZM120 137V138H119ZM122 137V138H121ZM124 137V138H123ZM178 137V138H177ZM235 137V138H234ZM19 138V137H18ZM18 138H16L17 140H18ZM58 138V139H57ZM85 138V139H84ZM92 138H93V140L94 141H91L92 140ZM131 138V139H130ZM185 138V139H184ZM14 141H12V140ZM23 139H21V140H23ZM36 140H37V142H38V140H40V139H38V138H35ZM62 139V144L63 143H67L68 141H67V138H66V141H65V139L63 140ZM98 139H99V141L101 142H99L98 141ZM127 139H129V140H127ZM139 139V140H138ZM147 139V140H146ZM223 139V140H222ZM225 139V140H224ZM16 140V141H17ZM21 140H19L22 144H23V142L21 141ZM35 140V141H36ZM42 140H40V141H42ZM74 140V141H75ZM121 140V141H120ZM125 140H127V141H125ZM135 140H137L136 142H133V141H135ZM182 140V141H181ZM186 140V141H185ZM210 140V141H209ZM18 141V142H19ZM25 141V142H26ZM65 141V142H64ZM76 141H75V143L73 144V145H75V144H77L76 145V147L77 146H79V143H76ZM117 141H118V143H117ZM130 141V142H129ZM140 141V142H139ZM147 143H146V142ZM179 141V142H178ZM222 141H224L225 143H223ZM237 143H236V142ZM1 142V143H2ZM6 143H7V141H5ZM20 142L18 143V145L17 146H19L20 145ZM43 143H45L44 141H42ZM42 142H41V144H42ZM57 142H55L56 144H57ZM93 142H95V145L97 144L96 142H99L98 144H97V146H92L93 145ZM108 142V143H107ZM124 142V143H123ZM127 142H128V144H127ZM148 142H149V144H148ZM181 142V143H180ZM204 142H205V145H204ZM209 142V143H208ZM232 142V143H231ZM239 142H241L240 144H239ZM245 142V143H244ZM4 143V142H3ZM6 143H4V144H6ZM8 143V144H9ZM12 143H10V146H12L11 144ZM53 143H52V146H53ZM66 143H65V145H66ZM72 143H71V145H67L68 147L70 146H73L72 145ZM88 143L90 144V145H88ZM135 143H136V145H135ZM138 143V144H137ZM174 143H176V144H174ZM211 143V144H210ZM16 144H17V142H16ZM68 144V143H67ZM70 144V143H69ZM100 144H101V146H100ZM108 144H109V146H108ZM141 144H143V145H141ZM179 144V145H178ZM209 144V145H208ZM225 144V145H224ZM233 144V145H232ZM3 145V144H2ZM13 145H15V144H13ZM40 145V144H39ZM38 145V147H37V150L36 151H38V149H40L41 147H42V145H41V147ZM60 150H61V146H64V144L63 145H61V142H60ZM59 145H57L58 147H59ZM81 145V144H80ZM87 147H86V146ZM107 145V146H106ZM184 145V146H183ZM229 145V146H228ZM231 145V146H230ZM241 145V146H240ZM242 145H243V147H242ZM22 146V145H21ZM51 146V147H52ZM56 146V149L58 148ZM66 146V147H67ZM82 146V145H81ZM99 146H100V148H99ZM117 148H116V147ZM166 146V147H165ZM170 146H171V150H169L170 149ZM211 146H212V148H211ZM233 146H235L234 148H233ZM240 146V147H239ZM20 147V146H19ZM19 147H17V148H19ZM50 147V149H54L55 151H57V150H59V149H55L54 147H55V145L53 146V148H51ZM66 147H64V148H66ZM76 147L75 146H73V148H75L76 149ZM104 147V148H103ZM107 149H106V148ZM114 147V148H113ZM122 147V148H121ZM124 147V148H123ZM127 147V148H126ZM139 147V148H138ZM229 147V148H228ZM230 147H232V148H230ZM238 149H237V148ZM10 148V147H9ZM21 148V147H20ZM19 148V149H20ZM24 148H26L25 149V151L23 150V149H20L21 151H24V152H26L27 150H28V148L27 147H24ZM72 148V147H71ZM67 149V150H69L68 152H71L72 153V151H73V149ZM81 148H83V147H81ZM91 148H94L96 151H97V154H101L100 156L99 155H96L94 152H96V151H94L93 149H91ZM97 148L99 149V152H98V150H97ZM120 148V149H119ZM146 148V149H145ZM169 148V149H168ZM174 150H173V149ZM210 148V149H209ZM236 148V149H235ZM15 149H16V146H15ZM19 149H18V151L17 152H20L19 154H21V151H19ZM42 149H44V148H42ZM41 149V150H42ZM45 149H47V148H45ZM44 149V150H45ZM49 149V150H50ZM103 149V150H102ZM118 149V151H116ZM125 150V151H122V150ZM140 149H141V151H140ZM235 149V150H234ZM245 149H246V152H245ZM8 150V149H7ZM49 150H47V152H46V154L48 155L49 153H48V151ZM64 150V149H63ZM62 150V151H63ZM66 150V149H65ZM64 150V151H65ZM66 150V151H67ZM70 150H72V151H70ZM80 150V149H79ZM78 150V148H77V151H79ZM82 150H84V148L82 149ZM92 150H93V154H94V158H97V156H98V159H94L93 158V154H92ZM101 150V151H100ZM106 150V151H105ZM110 150V151H109ZM112 150V151H111ZM114 150V151H113ZM145 150V151H144ZM165 150V151H164ZM169 150V152H167ZM183 151L182 153H181V151ZM241 150V151H240ZM248 150H249V152H248ZM4 151V152H3ZM55 151L53 152L54 154H55ZM62 151H59V153L61 152L62 153ZM76 150H74L73 152H75ZM76 151V152H77ZM103 151V152H102ZM176 151V152H175ZM251 151H253V152H251ZM23 152V153H24ZM34 152H35V150H34ZM43 152V151H42ZM50 152V151H49ZM101 152V153H100ZM113 152V153H112ZM124 152V153H123ZM165 152V153H164ZM22 153V154H23ZM27 153V152H26ZM36 153V152H35ZM38 153V152H37ZM53 153H51V154H53ZM58 153V152H57ZM58 153V154H59ZM63 153H66V152H63ZM111 153H112V155H111ZM131 153V154H130ZM167 153V154H166ZM170 153V154H169ZM187 153V154H186ZM41 154V152L40 153H38V156ZM44 154V156H45V153H43ZM42 154V155H43ZM123 154V155H122ZM176 154V155H175ZM186 154V155H185ZM249 154V155H248ZM37 155V154H36ZM56 155V154H55ZM61 155V154H60ZM59 155V156H60ZM67 154H65V155H63L62 156V158L61 159H63V157L64 156H66ZM74 155V154H73ZM72 155V156H73ZM75 155H77V153L75 154ZM74 155V156H75ZM79 155H80V157H82L81 156V153H80V151H79ZM79 155L77 156V157H79ZM119 155V156H118ZM121 155H122V157H121ZM160 155V156H159ZM168 155V156H167ZM12 156V155H11ZM37 156V158L38 159H40V157H41V155H40V157H38ZM53 156V155H52ZM73 156V157H74ZM89 156V159L91 158ZM162 156V157H161ZM242 156H243V158H242ZM43 157V156H42ZM42 157H41V159H42ZM56 157L57 158H59L57 155H56ZM61 157V156H60ZM73 157H71V158H73ZM85 157V156H84ZM103 157V158H102ZM165 157V158H164ZM252 157H254V159L255 160H257V162L256 163H253V162H255V160L254 159H252ZM9 159L8 161H7V159ZM12 158V157H11ZM66 158H68V159H66L67 161V163H68V160H70L69 159V157H67L66 156ZM75 158H76V156H75ZM86 158H87V156H86ZM120 158V159H119ZM159 158V159H158ZM162 158V159H161ZM248 158V159H247ZM3 159H4V162L5 163H3ZM46 158H43V160H45ZM48 159V158H47ZM52 159V158H51ZM54 159V158H53ZM60 159V158H59ZM59 159H57L58 161H59ZM81 158H79V160H80ZM83 159V158H82ZM34 160V159H33ZM32 160V162L33 163H35V161H33ZM35 160H37L36 158H35ZM43 160H41V162L43 163ZM49 160V159H48ZM55 160V159H54ZM63 160H65V159H63ZM72 160V159H71ZM77 160H78V158H77ZM119 160V161H118ZM165 161V163H164V161ZM208 160H209V162H208ZM242 160V161H241ZM246 160V161H245ZM260 160H261V163H260ZM13 161V162H12ZM17 161V160H16ZM52 161V160H51ZM161 162V164H160V162ZM171 161V162H170ZM217 161V162H216ZM0 162H1V160H0ZM18 162V161H17ZM23 162V163H22ZM39 163H41L40 161H38ZM37 162V164H39ZM53 162V161H52ZM56 162V161H55ZM54 162V163H55ZM62 162H64V161H62ZM71 161H69V163H70ZM99 162V163H98ZM117 162V163H116ZM249 162H251V163H249ZM259 162V163H258ZM10 163H11V166H10ZM31 163V161L29 162V165H33V167H30L29 165L27 166L28 167V169H30L31 168V171H32V168H33V171H35V173H36V170H35V168H36V166H34V164H30ZM42 163H41V165H42ZM45 164H46V160H45V162H44ZM48 163V162H47ZM58 163V162H57ZM60 163V162H59ZM65 163V162H64ZM66 163V164H67ZM119 163V164H118ZM182 163H185V164H182ZM206 163V164H205ZM216 163V164H215ZM3 164H5V167H3L2 165ZM36 164V163H35ZM61 164L62 163H60L59 164V166H61ZM72 164V163H71ZM122 164V165H121ZM196 164V165H195ZM210 166H209V165ZM213 164V165H212ZM255 164H257L256 166H255ZM6 165L7 166H9V168L8 167H6ZM21 165H20V167H21ZM24 165L22 166V168L24 169V170H21L20 171V174H22L21 172H25V168L26 167H24ZM41 165H39V166H41ZM46 165H48V164H46ZM57 165V164H56ZM56 165H53L54 166V168H55V166ZM63 165V164H62ZM68 165L69 164H67L66 165V168L68 167ZM90 167H89V166ZM92 165V166H91ZM183 165V166H182ZM207 165V166H206ZM218 165V166H217ZM219 165L221 166V168L219 167ZM226 165V166H225ZM258 165H259V167H258ZM51 166V165H50ZM53 166H51V167H53ZM58 166V165H57ZM56 166V169L57 168H62V167H64V166H62V167H57ZM105 166V167H104ZM117 166V167H116ZM119 166L121 167V171L119 170ZM162 166V168H160ZM167 166V167H166ZM215 166L216 167H218L219 169H220V172L219 171H214V168H215ZM13 167V168H12ZM19 167V169H22V168H20ZM42 167H43V165H42ZM45 167H43L44 169H45ZM93 167V168H92ZM113 167H114V169H113ZM184 167V168H186V169H182V168ZM209 167V168H208ZM222 167L225 169H222ZM250 167V168H249ZM256 168V170L254 169V168ZM258 167V168H257ZM76 168V167H75ZM89 168V169H88ZM110 168H111V171L112 172H109V170H110ZM118 168V169H117ZM177 168V169H176ZM197 168V169H196ZM199 168V169H198ZM218 168H216L217 170H218ZM236 168V169H235ZM249 168V169H248ZM9 169V170H8ZM14 170V171H16L17 173H15V172H13L12 170ZM28 169H26L27 171H26V174L30 171V170H28ZM52 169V168H51ZM71 169V170H70ZM93 169V170H92ZM113 169V170H112ZM143 171H142V170ZM154 169H155V171H154ZM234 169V170H233ZM252 169V170H251ZM53 170V169H52ZM55 170V169H54ZM70 170V171H69ZM73 170V171H72ZM81 170H83L82 172H81ZM104 170V171H103ZM119 170V171H118ZM129 170V171H128ZM170 170V171H169ZM202 170V171H201ZM237 170V171H236ZM240 170V171H239ZM2 171H0V172H2ZM29 172L30 174H32V172ZM55 171H57V170H55ZM60 171V170H59ZM65 171V170H64ZM72 171V172H71ZM85 171V172H84ZM98 171H99V173H98ZM172 171H173V173H172ZM185 171V172H184ZM238 171H239V173H238ZM251 171V172H250ZM262 171V172H261ZM10 172L12 173L10 176H9V174H10ZM84 172V173H83ZM233 172V173H232ZM237 172V173H236ZM9 173V174H8ZM16 174V175H14V174ZM29 173H28V175H29ZM44 173V171L42 172V174ZM51 173H52V171H51ZM51 173H49L50 175H52ZM77 173V174H76ZM80 173V174H79ZM99 175H98V174ZM109 173H111V174H109ZM136 173V174H135ZM139 173V174H138ZM161 173V174H160ZM216 173V174H215ZM219 175H218V174ZM234 173H236V174H234ZM258 173V174H257ZM34 174V173H33ZM191 174V175H190ZM22 175H24V174H22ZM98 175V176H97ZM103 175V176H102ZM118 175H119V177H118ZM128 176V178H125V176ZM137 175H138V177H137ZM155 175V176H154ZM194 175V176H193ZM205 175H207V176H205ZM250 175V176H249ZM262 175V176H261ZM36 178V180L34 179V177ZM124 176V177H123ZM126 176V177H127ZM135 176H136V178H135ZM175 176H176V178H175ZM179 176V177H178ZM193 176V177H192ZM204 176V178H202ZM209 176H211V177H209ZM216 178H215V177ZM242 176V177H241ZM25 177V178H24ZM109 177V178H108ZM112 177V178H111ZM192 177V178H191ZM50 178H51V176H50ZM130 178V179H129ZM133 178V179H132ZM184 178V179H183ZM201 178V179H200ZM1 179H0V182H1ZM16 179H18V180H16ZM45 179H41V181H45ZM87 179L89 180L88 182H87ZM109 179H111V180H109ZM125 179H126V182H125ZM200 181H199V180ZM237 179V180H236ZM245 179V180H244ZM38 180V181H37ZM182 180V181H181ZM204 180V181H203ZM225 180V181H224ZM232 180V181H231ZM22 181V182H21ZM34 181H36L37 183H39V186H36V185H38V184H33V182ZM84 181H86V182H84ZM92 181V182H91ZM105 181V182H104ZM19 182V183H18ZM194 182L196 183V184H194ZM198 182V183H197ZM208 182V183H207ZM19 185H18V184ZM22 183V184H21ZM35 183V182H34ZM99 183V184H98ZM124 183V184H123ZM126 183V184H125ZM217 185H215V184ZM2 184V183H1ZM44 184V185H45ZM58 184V185H57ZM118 184V185H117ZM177 184V185H176ZM194 184V185H193ZM230 184V185H229ZM11 185H13L14 186V188L13 187H11ZM97 185V186H96ZM101 185V186H100ZM113 185V186H112ZM22 186V187H21ZM54 186L56 187V188H54ZM112 186V187H111ZM149 186H150V188H149ZM163 186V187H162ZM175 186H176V188H175ZM177 186L178 187H182V188H177ZM200 186V187H199ZM259 186H261V187H259ZM6 187H7V189H9V190H7L6 189ZM18 188V190H20V188H21V190H20V192L17 190V188ZM50 187V188H49ZM160 187V188H159ZM185 189H184V188ZM208 187V188H207ZM229 187V188H228ZM259 187V188H258ZM52 188V189H51ZM175 188V189H174ZM187 188V189H186ZM204 188H206V189H204ZM212 188V189H211ZM12 189V190H11ZM50 189H51V192H50ZM54 189H55V191H54ZM138 189H140V190H138ZM148 189H150V190H148ZM178 190V192L177 191H175V190ZM182 189V191L183 190H187L186 192H194V195L196 196V193L198 194L197 196H196V198L198 197V199L199 200H201L202 201V199L203 198H199V196H202V195H204V196H202V197H206V196H208L207 197V199H206V202L207 203H205V200L203 201V203L204 204H206V205H202L201 206V204L199 205L198 203H196L197 204V206L199 205V206H201V208L203 209V212H204V214L203 213H201L199 210L201 209L200 207V209L199 208H197L196 207V205H195V207L198 209V211L201 213L200 215H203L204 216V218H206V215L209 217V215L211 214L212 216H213V218L215 217V215L216 214H218V212L220 213L221 211H223L224 213L223 214H221V215H223V216H220L222 219H223V221H225V217L226 218H229V219H227V220H229L230 222H235V220L237 219V221L235 222V224H233V227L237 224V223H241V225L244 227H242L241 225H240V227H239V224L237 225V226H235V227H239V229L237 230L236 228H235V230L234 229H232L231 227L232 226H226V223L225 224H223L224 225V227L226 226V227H229V228H231V229H229V228H227V230H232L231 231V233H229V231H227L226 233L227 234H223V230L226 228H223V229H221V227H223V226H220V229L222 230H220V229H218V227H217V229H216V231H214V232H216V234L219 236L220 235V237L218 238V236H217V238L218 239H216V237L214 238V236H212L213 237V241L214 242H212V238L210 239V241L208 240L211 236L210 235H205L206 237L205 238H208V236H210L207 240L205 239V238H203L202 237V239H205L206 241H204V242H202L201 241V243H204V244H201L200 243V245H202L201 247H199L200 248V250H199V248H198V252L196 251L195 252V248L193 247L194 246V244H193V246L191 245V243L189 242V244L193 247V248H191V250L190 251H188V253L190 254V252H192L193 253V255H192V253L190 254V255H187V252H186V255H182V254H184L183 252H184V249L186 248V245L188 244V243H185L184 245L182 244V246H185V247H182V249H180L179 248V244L177 245V248L178 249H180V250H182V251H180L181 253H179V252H177L178 250H176V249H172L173 247L175 248V243L177 244L179 241H180V239H178L179 241L178 242H173V244H172V241H174L175 239H177V237H175L174 235V239L172 238V239H169L170 237L168 236V235H172V233L174 232H171V234H165L166 232H168V230H163L164 229V227H165V225H164V223L165 222H163L165 219H163V217H165L166 218V220H170V219H167V216H168V213H169V211L170 210H168V208H169V206H168V208H167V210H168V212H166V210H164V211H162V212H166L165 214L167 215V216H165V214L164 213H159V209H161V210H163L162 209V205L164 204H162V202H161V207H159L160 205L159 204H157L156 202L159 200V195H161V197H163L164 196V193H165V195H167V194H172L171 196H170V199H171V197H173L174 195V193L176 194V193H178V194H176V197L175 198H173L171 201L172 202H175V200L177 199V196L179 197V198H181L180 197V192L182 193V191H179V190H181ZM4 190V191H3ZM7 190V191H6ZM17 190V191H16ZM42 190V191H41ZM57 190V191H56ZM61 190V191H60ZM152 190V191H151ZM170 190H171V192H170ZM16 191V192H15ZM25 191V192H24ZM31 192V195L28 193V192ZM45 191H47V192H45ZM54 191V192H53ZM141 191H143V192H141ZM147 193H146V192ZM155 191V192H154ZM185 191H183V192H185ZM249 193H248V192ZM258 191V192H257ZM22 192V193H21ZM27 192V193H26ZM39 192V193H38ZM43 192V194H41V193ZM45 192V193H44ZM50 192V196L48 195V193ZM60 192V193H59ZM124 192V193H123ZM133 192H139L138 194H143L144 192L147 194V196H146V194L144 193L143 194V196H141V197H143L144 199H145V197L147 198V197H149V195H150V197L152 196L153 197V200L150 198V200H152L151 201V203L152 204H154V202H155V200H156V198L155 197H157V200H156V205H159V206H156V207H158L157 208V210L154 208H152V207H150L151 206V204L149 205L148 204V201H149V198H147L148 200H147V205L151 208H148L149 209V211L150 210H155V211H157V214L159 213V214H161L160 215V218L162 217V219H161V222H163L162 224H163V226L164 227H162L159 223L160 222H158L157 221V218L159 217L158 215H157V217H156V212H150V214L148 213L147 215H148V217L147 216H145L146 218H149V216L151 215V213L152 214H154L155 216L153 217V220L151 219V221H153L152 223L153 224H151V222H149L150 221V218H149V220H148V222L146 221L147 219L145 218H143V219H141L140 217L143 215V213L140 211V206H142L140 203L141 202H139L138 204H137V202H138V200H141L142 202L144 201V199H142V198H140V199H138L137 200V198H138V196L140 197V195H134V193ZM153 192V193H152ZM160 192H161V194H160ZM174 192V193H173ZM224 192V193H223ZM17 193V194H16ZM25 193L27 194L26 196L27 197H29L30 199H31V197L33 198V195H34V193L36 194V195H34V199H31V201L30 202H32L33 200H35V202H37V203H30V202H28V200L27 199H29V198H26V196H25ZM54 193H56L57 195H55ZM131 193V194H130ZM149 193V194H148ZM155 193H157V194H155ZM241 193V194H240ZM19 194H20V196H19ZM21 194L23 195L24 194V196H21ZM41 194V195H40ZM44 194H46V195H48V196H46V195H44ZM63 194V195H62ZM122 194V195H121ZM123 194H124V196H127L128 194V196H129V198H128V196L127 197H124L123 196ZM184 194H186L188 197H189V195L187 194V193H183V195ZM192 194L193 193H191V197H192ZM220 194V196L222 197V196H224V200H225V197L227 196V197H229V199H230V197L232 198V199H234V201L233 202H231L230 200H229V206L228 207H231L230 206V204L231 205H233L234 203H235V200H236V203L237 202H239V204H240V202L242 201V199H243V201L245 202V203H247V204H249V202L250 201H252V203L254 204L255 202V204H256V206L255 205H253L254 206V209L255 208H257L255 211H253V209L251 210V209H249L250 210V212L251 211H253V214L251 213L250 214V212L249 213H247V215L249 214V218H250V216H252V215H254V213H255V218H257V219H255V220H257L256 222L258 223V226H260V227H258L256 224V222H255V220H254V218L252 219L251 218V220H249V218L247 219V218H245V215H246V212H245V214L243 213L244 212V209H242L241 210V208H240V206H245V204H243V205H239V207L237 208L238 210H236V207L234 208V210H235V213H234V217L233 216H231V217H228L229 216V214H228V216L226 215L227 214V212H229V209H228V207H227V205L228 204H221V198L218 196ZM232 194V195H231ZM247 194V195H246ZM13 195H15V196H13ZM118 195V196H117ZM134 195V196H133ZM209 195L211 196L210 197V199H208L209 198ZM17 196H18V198L20 199V204H21V206H19L18 204H19V202L18 203H16V205L14 204V202H17V200L19 201V199L17 198ZM31 196V197H30ZM51 196H52V198H51ZM67 196V197H66ZM111 196V197H110ZM114 196V197H113ZM130 196H132V197H130ZM135 196H136V198H135ZM215 196L216 197H219V198H215ZM9 197H11V198H9ZM13 197H15L17 200H14L15 198H13ZM22 197V198H21ZM24 197H25V200H27L26 202L27 203H24ZM40 197V198H39ZM61 197V198H60ZM64 197V198H63ZM70 197V198H69ZM72 197H73V200L71 201L70 199H72ZM165 197V196H164ZM164 197H163V199H164ZM167 197L169 198V195L168 196H166V200H168L167 199ZM185 197V196H184ZM190 197V199H192ZM194 197V196H193ZM248 197V198H247ZM4 198H5V200H4ZM6 198H9V200H7ZM13 198V199H12ZM48 198H49V200H48ZM54 198L56 199V200H58V201H63V204H62V202L60 203V202H58V201H54ZM59 198V199H58ZM67 198V200H68V204H67V200H65ZM69 198V199H68ZM76 198V199H75ZM118 198V199H117ZM123 198H125V200L126 201H129L128 199H130L131 198V200L133 199H135L134 200V202L135 201H137L136 202V204H134L133 203V207L131 206V204H130V201L128 202L129 203V209H128V207H127V205L125 206H123L124 208H123V210H122V208H120V207H122L121 205L123 204V202L122 201H125V200H122ZM155 198V199H154ZM179 198H178V201H183L184 199L182 198V200L180 199L179 200ZM186 199H188L187 197H185ZM196 198H195V202H196ZM214 199V201L216 200H219V202H218V204H217V206L220 204V205H223V206H225L226 207V209H228L227 210V212H226V209L225 210H222V208H219V210H218V208H216L217 209V213L215 212V210L216 209H214L213 210V205H214V202H212L213 201V199ZM223 198V197H222ZM240 198V200L239 201H237L238 199ZM39 199H41L40 200V202H39V204H38V201L37 200ZM42 199H43V201H42ZM111 199V200H110ZM116 200V201H114V200ZM122 201H121V200ZM175 199V200H174ZM198 199H197V201H198ZM3 200V201H2ZM22 200H23V202H22ZM44 200H46L45 202H44ZM52 200V201H51ZM114 202H113V201ZM133 200H132V202H133ZM211 201L210 203H209V201ZM226 200L228 201V199L226 198ZM47 201H49V202H47ZM64 201H65V204H64ZM71 201V202H70ZM108 203V204H106L105 205V203L106 202ZM120 201H121V203H120ZM154 201V202H153ZM162 201H164V200H162ZM170 201V202H171ZM187 201H191V202H193V200H187ZM215 201V203H217ZM4 202H5V204H4ZM8 202V203H7ZM10 202H13V203H11L12 205H14V206H12L11 204H10ZM22 202V203H21ZM53 202H55V204L53 203ZM70 202V203H69ZM167 202V201H166ZM186 202V201H185ZM194 202V203H195ZM224 203H225V201H223ZM231 202V203H230ZM259 202V203H258ZM42 203H44L46 206H44V204H43V208L44 207H46V208H44L43 210H37L38 208H42ZM52 203V204H51ZM62 204V205H60V204ZM73 203V204H72ZM119 203H120V207H119ZM125 203V202H124ZM127 203V204H128ZM144 203V202H143ZM150 203V202H149ZM158 203H159V201H158ZM179 203H184V201L183 202H179ZM188 203V202H187ZM190 203V202H189ZM200 203V202H199ZM208 203H209V205H208ZM228 203V202H227ZM233 203V204H232ZM235 203V204H236ZM258 203V204H257ZM28 204V205H27ZM34 204V205H33ZM38 206H37V205ZM48 204H50L49 206H48ZM98 204H99V206H98ZM113 204V205H112ZM118 205L117 206V209H114L113 210V206L114 205ZM126 204V203H125ZM145 204V203H144ZM166 204V203H165ZM172 204V203H171ZM171 204H169L168 203V205H171ZM191 204V203H190ZM241 204H242V202H241ZM251 204V203H250ZM6 205V206H5ZM8 205V206H7ZM10 205V206H9ZM19 207H18V206ZM25 205L26 207L24 208L23 206ZM29 205H31V206H29ZM41 205V206H40ZM134 205H138L137 206V208L134 206ZM146 205V206H147ZM192 205H194L193 203H192ZM207 205H208V208H205V210L206 209H208V210H206V211H208L209 213L207 214V212L206 211H204V208H203V206L204 207H207ZM211 205V207H209ZM216 205V204H215ZM220 205H219V207H220ZM12 206V207H11ZM16 206V207H15ZM40 206V207H39ZM98 206V207H97ZM147 206V207H148ZM153 206V205H152ZM216 206V207H217ZM234 206V205H233ZM6 207H8L6 210L4 209V208H6ZM15 207V208H14ZM29 208V210L28 209H26V208ZM36 208V207H38L37 209H35V212L37 211L38 213H32V215L33 214H35L37 217H35L34 215H33V217H35V220L32 218V221H29L28 222V220H27V215H26V213L29 215V214H31V211L30 210H32L31 208ZM98 209H97V208ZM119 207V208H118ZM125 207H126V209H125ZM181 207V206H180ZM192 208V206H189V208ZM246 207V206H245ZM245 207H242V208H245ZM249 207V206H248ZM248 207H246L245 208V210L248 208ZM252 207V206H251ZM250 207V208H251ZM12 208V209H11ZM21 208L24 210V212H23V210H21ZM82 208V209H81ZM100 208V209H99ZM105 208H106V210H105ZM115 208H116V206H115ZM142 208H144L143 210L145 211V207H142ZM165 208V207H164ZM171 208L173 209L174 208V206L172 207L171 206ZM170 208V209H171ZM181 208H183V207H181ZM185 208V207H184ZM190 208V209H191ZM211 208H212V210L215 212V215H213V213H212V210H211ZM239 208H240V210L242 211V215H244V218H243V216H241V215H235L236 214V211H239ZM4 209V210H3ZM17 209V210H16ZM26 209V210H25ZM112 209V210H111ZM130 210V211H126V210ZM134 209H138V211H135ZM171 209V210H172ZM187 209V208H186ZM185 209V210H186ZM190 209H187L188 210V212H189V210ZM220 209H221V211H220ZM224 209V208H223ZM231 209H232V207H231ZM230 209V214L231 213H233L234 211L233 210H231ZM13 210V211H12ZM66 210V211H65ZM110 210H111V212H110ZM142 210V209H141ZM147 210V209H146ZM160 210V211H161ZM174 210V209H173ZM178 210V209H177ZM183 210V209H182ZM184 210V215L186 216V214H187V212ZM192 210H196V209H194V208H192ZM261 210H263V209H261ZM260 210V212H262ZM2 211V212H1ZM12 212V213H10V212ZM27 211V212H26ZM30 211V213H28ZM70 211V212H69ZM105 211H107V212H105ZM113 211V212H112ZM122 211V212H121ZM124 211H126L127 212V214L124 212ZM148 211V210H147ZM233 211V212H232ZM248 211V210H247ZM4 212H5V214H4ZM14 212H15V214H14ZM21 212H23V213H21ZM34 212V211H33ZM69 212V213H68ZM133 212L136 214V212H137V215L139 214L138 212H141L140 213V217H139V220H134V219H136L135 217H137V216H135L134 218H133ZM146 212V211H145ZM174 212H175V210H174ZM173 212V213H174ZM177 212V211H176ZM181 212V211H180ZM199 212H197L196 211V214L198 215L199 214ZM240 212V211H239ZM239 212H237V213H239ZM40 213V214H39ZM41 213H43V214H46L45 216L43 215V214H41ZM71 213V214H70ZM105 213V214H104ZM111 213V214H110ZM115 213V214H114ZM118 213L120 214V215H118ZM171 213H172V211L170 212V216H171ZM178 214H181V213H179V210H178V212H177ZM176 213V214H177ZM191 213V212H190ZM192 213H194V211H192ZM9 214H11V216H15L16 217V219H17V216L19 215V219H17L18 221L19 220H21V221H19V223L20 224H18V221H14V220H16L15 218H14V216L12 217V221H10L11 219L9 218H4V216H7L8 215V217H9ZM18 214V215H17ZM20 214H25L23 217H25L24 219H25V222L23 221V217H21V219H20ZM108 214H109V217H107L108 216ZM124 214V215H123ZM164 214V215H163ZM177 214V215H178ZM183 214H181V219H182V216H183ZM224 214H225V217H224ZM262 214V213H261ZM260 214V215H261ZM263 214H264V210H263ZM262 214V215H263ZM4 215V216H3ZM17 215V216H16ZM69 215V216H68ZM101 215H103V217L101 216ZM105 215V216H104ZM122 215V216H121ZM144 215H146V213H144ZM175 215V214H174ZM193 215V214H192ZM199 215V216H200ZM261 215V216H262ZM43 216V218H41V217ZM68 216V217H67ZM119 218H118V217ZM120 216H121V218H120ZM172 216H173V214H172ZM172 216L170 217V218H172ZM188 216V215H187ZM186 216V217H187ZM203 216H200V217H202V219H203ZM212 216H210V218L212 217ZM237 216H240L243 220H240V221H238V217ZM261 216H259L258 215V217H261ZM38 217H39V219H38ZM151 217V216H150ZM174 217V216H173ZM175 217H179V215L178 216H175ZM184 217V216H183ZM196 217V216H195ZM198 217V216H197ZM196 217V218H197ZM207 217V218H208ZM216 217H218L219 218V216H216ZM216 217H215V220L217 221V220H219V221H217V222H222L221 221V219L219 218H217L216 219ZM237 217V218H236ZM240 217H239V219H240ZM253 217V216H252ZM262 217H264V216H262ZM13 218H14V220H13ZM38 219V221H37V219ZM66 218H68V219H66ZM133 218V219H132ZM160 218H158L159 219V221H160ZM185 218V217H184ZM190 218L192 219L193 217H191L190 216ZM190 218H189V220H190ZM199 218V217H198ZM197 218V219H198ZM204 219V222H203V220H202V224H205L204 226H206L207 224H209V222H210V218H209V220L208 219ZM212 218V219H213ZM231 218H233V220H231ZM5 219H7L8 221L6 222V220ZM41 219H43V220H41ZM104 219V220H103ZM138 219V218H137ZM156 219V221H154ZM175 219V218H174ZM173 219V220H174ZM180 218H178V220H179ZM246 219V220H245ZM83 220V221H82ZM128 220H130V221H128ZM143 220H145L144 222H143ZM184 220V219H183ZM186 220H188V218L186 219ZM185 220V221H186ZM205 220H208L207 221V224H206V222H205ZM249 221V223H250V225L248 224V221ZM14 221V222H13ZM35 221V222H34ZM127 221H128V223H129V225H128V223H127ZM134 221V222H133ZM135 221H136V223H135ZM182 221V220H181ZM181 221H179V222H181ZM193 221V220H192ZM199 223H198V222ZM216 221H215V223H216ZM242 221V222H241ZM246 221H247V223H246ZM250 221H252V222H250ZM12 222L14 223L13 224V226L11 225L12 224ZM41 222V223H40ZM131 222V223H130ZM138 222V223H137ZM140 222V223H139ZM182 222H184V221H182ZM194 222H197V224H201V222H200V220L198 219V220H194ZM255 222V223H254ZM259 222H261L260 224H259ZM8 223V224H7ZM33 223H35V224H33ZM127 223V224H126ZM142 223V224H141ZM145 223H148V225L147 224H145ZM151 224V226H149L150 224ZM156 223V224H155ZM211 223L212 222H210V225L209 226H213V225H211ZM214 223V222H213ZM244 223H245V225L246 226H244ZM253 223V224H252ZM28 224H30V226L28 225ZM33 224V225H32ZM141 224V225H140ZM158 224V225H157ZM170 224V223H169ZM222 224V223H221ZM228 224H230V223H228V221H227V225ZM263 226H262V225ZM1 225V224H0ZM4 225V226H3ZM16 225H18V227H20V228H18V227H16ZM22 225V226H21ZM24 225V226H23ZM32 225V226H31ZM37 225V226H36ZM39 225V226H38ZM139 227H137V226ZM147 225V226H146ZM216 225H217V223H216ZM216 225H214L215 227H216ZM220 224H218V226H219ZM231 225H232V223H231ZM256 225V226H255ZM135 226V227H134ZM144 226V227H143ZM158 226H160L159 227V229H157L156 230V228H158ZM168 226V223L166 224V227H165V229L166 228H168L167 227ZM204 226H202L204 229H205V227ZM249 228H248V227ZM4 227V228H3ZM25 227V228H24ZM26 227H28V228H30L29 230H32V227H33V229H36L37 227V230L39 231V236L38 237H35V238H32L31 237V231H26V234H28V233H31V234H28L27 236H28V238H27V236H26V234H24L25 233V230H27L28 228H26ZM120 227V228H119ZM123 227H126V228H123ZM134 229H133V228ZM144 229H143V228ZM153 227V228H152ZM195 227V226H194ZM197 227V226H196ZM201 227V228H202ZM207 227V226H206ZM252 227V228H251ZM23 228V229H22ZM140 230V231H137L138 229ZM141 228V229H140ZM151 230H149V229ZM170 228H172V227H170ZM207 228H209V227H207ZM206 228V230H208ZM257 228H259V230L257 229ZM17 229H19L21 232H22V236H19L20 235V231L18 230V231H16ZM128 229H129V231H128ZM147 229V230H146ZM163 231H166V232H164V235H165V237H164V235H163V233H161L162 232V230ZM197 229H199V227L197 228ZM203 229V230H204ZM211 229V228H210ZM209 229V230H210ZM214 229V230H215ZM247 229V230H246ZM249 229V230H248ZM252 229V230H251ZM5 230V231H4ZM11 230V231H10ZM13 230V231H12ZM41 230H42V232H41ZM84 230V231H83ZM134 230V231H133ZM152 230H154V231H152ZM158 231V230H161V231H158L157 233H158V235L157 236H159V237H157L156 238V231ZM201 230V229H200ZM199 230V231H200ZM202 230V231H203ZM208 230V231H209ZM233 230H234V232H233ZM244 230V231H243ZM262 230V231H261ZM9 231H10V233H9ZM136 231V232H135ZM169 231H172V230H169ZM197 231V233L199 232L198 230H196ZM202 231L201 232H199V234L197 235V233H196V235L197 236H201V234L202 235H204L203 233H202ZM211 231V230H210ZM236 231V232H235ZM241 231V232H240ZM245 232V233H243V232ZM5 232V233H4ZM11 232H17V233H13V234H11ZM20 232V233H19ZM74 232V233H73ZM112 232V233H111ZM146 232H148L147 233V235L148 236H146L145 234H146ZM154 232H155V235H154ZM190 232V231H189ZM224 232H225V230H224ZM246 232H247V234H249V237H248V235L246 234ZM249 232V233H248ZM254 232V233H253ZM257 232V233H256ZM262 232V233H261ZM9 233V234H8ZM78 233V234H77ZM129 234V235H127V234ZM138 233V234H137ZM159 233H160V235H159ZM192 233V232H191ZM207 234H208V232H206ZM210 233H212V232H210ZM233 233V234H232ZM236 233V234H235ZM251 233V234H250ZM3 234V235H2ZM25 236H24V235ZM124 234V235H123ZM213 235H214V233H212ZM224 236H223V235ZM245 234V235H244ZM256 234H258V236L256 235ZM5 235V236H4ZM9 235H11V236H9ZM127 235V236H126ZM155 237H154V236ZM192 235V234H191ZM195 234H194V232H193V236H194ZM246 235H247V237H246ZM253 235V237H250V236H252ZM254 235H256L255 237L256 238H254ZM7 236V237H6ZM18 236V237H17ZM30 236V237H29ZM33 236V235H32ZM72 236V237H71ZM192 236V237H193ZM216 236V235H215ZM221 236H223V237H221ZM236 236V237H235ZM20 237V238H19ZM23 237V238H22ZM132 237V238H131ZM133 237H135V238H133ZM148 237V238H147ZM152 237H154L153 238V240H152ZM232 237V238H231ZM243 239H242V238ZM7 238V239H6ZM30 238V239H29ZM31 238L34 240H32L31 241ZM69 238H70V240H69ZM141 238V239H140ZM149 238H151L150 239V241H149ZM166 239V240H163L162 241V239ZM40 239V240H39ZM137 239V240H136ZM160 241H159V240ZM192 239V238H191ZM199 239H201V237L199 238ZM198 239V240H199ZM251 239H252V241H251ZM254 239V240H253ZM25 242H29L28 243V246H26L27 245V243H25ZM129 240V241H128ZM134 240V241H133ZM136 240V241H135ZM141 240V241H140ZM193 240V239H192ZM194 240H195V238H194ZM197 240V239H196ZM197 240V241H198ZM217 240V241H216ZM229 240V241H228ZM241 240H242V243H241ZM152 241V242H151ZM157 241V242H156ZM191 241V240H190ZM223 242V244H224V246H225V244H226V246H227V244L229 245V246H227V247H224V252H226V253H224V252H222V248H223V244H222V242ZM256 242V245L254 244H252L251 242ZM72 242V243H71ZM163 242H165V243H163ZM169 242H171V246H169V245H167V244H169ZM195 242V241H194ZM206 242V243H205ZM209 242V243H208ZM210 242H211V244H210ZM227 242V243H226ZM34 243V244H33ZM163 243V244H162ZM180 243V242H179ZM192 243H193V241H192ZM233 244V246H232V244ZM258 243V244H257ZM29 244H32V245H29ZM141 244V245H140ZM146 244V245H145ZM181 244V243H180ZM215 244H216V246H215ZM219 244V245H218ZM231 244V245H230ZM237 244V245H236ZM199 245V246H200ZM206 245V246H205ZM211 245H213L212 247L214 248V250L212 249V247H211ZM218 245V246H217ZM221 245H222V247H221ZM237 246V247H235V246ZM205 246V247H204ZM208 246V247H207ZM231 246V249L229 248ZM241 246V247H240ZM29 247V248H28ZM163 247V248H162ZM187 247H189L188 245H187ZM195 247H196V245H195ZM197 247H198V244H197ZM210 247H211V250H213V251H215V252H213L212 253V251L210 250ZM190 248V247H189ZM203 248H204V250H203ZM218 248H220V249H218ZM226 248V249H225ZM227 248H229V250L227 249ZM236 248V249H235ZM237 248H238V250H237ZM243 248H244V250H246V251H244L243 250ZM5 249V250H4ZM186 249H188V248H186ZM192 249L194 250V251H192ZM234 249V250H233ZM3 250V251H2ZM109 250V251H108ZM161 250V251H160ZM175 250V251H174ZM207 250H209V251H211V252H209V251H207ZM219 250H220V252H222V254L221 253H218L219 252ZM232 250V251H231ZM244 251V254L242 253V251ZM261 250V251H260ZM17 251V252H16ZM19 251V252H18ZM187 251V250H186ZM234 251V252H233ZM236 251V252H235ZM39 252V253H38ZM135 253V254H133V253ZM176 252V253H175ZM217 252V254L215 255V253ZM230 252V253H229ZM231 252H233L232 254H231ZM258 252V253H257ZM14 253V254H13ZM132 253V254H131ZM159 253V254H158ZM178 253V254H177ZM224 253V254H223ZM236 254L235 255V257L234 256H231V255H233V254ZM239 253V254H238ZM255 253H257V255L255 254ZM263 253V254H262ZM158 256H156V255ZM181 254V255H180ZM228 254H230V255H228ZM255 254V255H254ZM9 255V256H8ZM13 255V256H12ZM20 255V256H19ZM123 255V256H122ZM147 255V256H146ZM178 255V256H177ZM201 255V256H200ZM243 255V256H242ZM260 255H262L263 256V259L260 257ZM4 256H6V257H4ZM17 256V257H16ZM146 256V257H145ZM203 256H206V257H203ZM217 256V257H216ZM8 257H10V258H8ZM16 257V258H15ZM134 258V259H131V258ZM137 257V258H136ZM216 257V258H215ZM240 257V258H239ZM253 257H254V259H253ZM53 258V259H52ZM204 258V259H203ZM206 258V259H205ZM261 258V259H260ZM6 259V260H5ZM8 259V260H7ZM24 259V260H23ZM39 259V260H38ZM42 259V260H41ZM45 259V260H44ZM68 259V260H67ZM82 259V260H81ZM153 259V260H152ZM214 259H215V261H214ZM253 259V260H252ZM256 259V260H255ZM258 259V260H257ZM131 260V261H130ZM136 260V261H135ZM252 260V261H251ZM262 260V261H261ZM139 261V262H138ZM209 261V262H208ZM256 261H257V263H256ZM258 261H261V262H258ZM211 262V263H210Z\"/></svg>",
    "mask_w": 264,
    "mask_h": 264
},
{
    "label": "bare ground",
    "instance_id": "bare-ground-1",
    "mask_svg": "<svg viewBox=\"0 0 264 264\" xmlns=\"http://www.w3.org/2000/svg\"><path fill=\"white\" fill-rule=\"evenodd\" d=\"M0 1H1V3H2V2L5 3V5L2 4L4 9L0 8V23H1V20L6 19V18H7V21H9V19H11V20H10V23H12L11 21H16V22H17V25L15 26V28L13 27V28H14L13 30H11V28L8 29L9 26L7 27V29H5V28H1V27H0L1 42H2L3 40L5 41V39H2V36H3V35H4V37L7 36V35H11V36H12V35H13V36H14V35H18V36H19L20 33H24V32H26V31L29 32V35H28V36L25 35L26 37H28V39H29L30 33H31V34H34L33 36H37V35H35V34H38V33H41V34H42V33H43V34H44V33H47V34H49V31H51V28H52V27H50V25L52 26V24H53V26H55V25H59V27H61L60 29L57 28L59 31H57L56 34L53 33L54 36L57 35L58 32H62V34H63V32H64L63 27H65V26L68 27V25L70 24V25L72 26L71 29L74 28L76 31H78L77 29L80 30V33H82V34H80V35H81L82 37H83V34H84V37H86L85 42H86L87 40L90 39L88 42H90V44H92V47H94V46L96 47V45H97V43H94V44H96V45L93 44L94 41L91 43V41H92L93 39L96 40V41L98 42V41H100L101 39L103 40L104 37H105V38L108 37V38H106V39H104V40H109L108 42H110V41L112 40L111 42L113 43V42H115V41H117V40L119 39V38H118L117 40H115V38H117V37H115L116 35L119 34L118 37H123V36H124V32L126 33V32H129V31H132V30H129V29H128V28H130L129 25H127L128 28L125 29V28H124V27H126L125 24H121L120 27H119V23H118V24H115V23H117V21L109 20V21L114 22L115 25H117V26H116L117 28H115V30H117L118 33H117L116 31H111L110 29L113 30L114 28H112V27L109 28V25L112 26L113 23H112V22H108V20H107V23H106L105 18L102 17L101 15H99L100 12H98V11H100V10H98V9H99L98 7L101 5L100 3H99L100 5H99L98 3H96V4H98V5H97V6H98V7H97V8H98V9H97L98 11L95 9L96 7H94V6H93V7H94V10L91 8V5H89V7L86 6V7L90 8L89 11H88V13H87V11H85L84 8L81 9L83 6H79V7L76 6V8H74V6L77 5V3L80 4V1L77 2V3H73V2H72L73 0L71 1V2L73 3V9H68V8H67V7H69V6H68L69 4L71 5V3H68V0H65V2L67 1V4H68V5L66 4L67 7H66V5H65L64 0H62V3L59 2V0H57L58 2L55 1V0H52L51 2H49L50 0H46V2L50 5L49 7L47 6L48 9L45 8V6H44V3H45L44 0H42V2H44L43 4H41L42 2H40L39 0H19V1L17 0V3H18V4L15 2V4H17V5H16V6L12 5V6H13V7L11 6L12 8H10V5L7 4V3H11L10 1H7V2H6V0H5V1L0 0ZM60 1H61V0H60ZM88 1H89V0H88ZM94 1H95V0H94ZM97 1L99 2V0H97ZM101 1H102V0H101ZM121 1H123V0H121ZM140 1H141V0H140ZM140 1H139V3H140ZM143 1H144V0H143ZM165 1H166V0H165ZM168 1H169V0H167L166 2H168ZM170 1H171V2H170ZM170 1H169V2H170V3H169L170 5H168V6H169L168 8H170L172 5L174 6V4H175V2H176L177 0H173V3H172V0H170ZM203 1H205V0H179L178 3H180L181 5L178 4L177 2H176V4H178V6H180V8L184 6V10H183V12H181L182 8L179 9V10H180V13H181L180 16H184L183 18L185 19V16H186V15H184V14H185V13H189L190 16H192V18L190 17L192 21L189 20L191 23L193 22V20L195 21V19L198 18V17H199V19H196V22L198 23V22L201 20L200 23H203L204 21H206L205 16H206V17L208 16L210 19H213V20H212L213 23H214V21H215L216 19H217V22H219L220 19H222V21L225 20V18H224L225 15L222 16V15H221L222 13H219L220 10H218V12H217V10H216L215 13L213 12V11L215 10L214 7H217V6L214 5L213 10L210 9L211 3H209L210 6H207V5H208L207 2H208V1L210 2L211 0H207V1L205 2V4H204ZM224 1H225V0H224ZM228 1H229V0H228ZM233 1H234V0H233ZM233 1H232V3H233ZM240 1H241V0H240ZM242 1H243V0H242ZM244 1H245V0H244ZM69 2H70V1H69ZM74 2H75V1H74ZM90 2H91V1H90ZM108 2H109V1H108ZM116 2H117V1H116ZM134 2H135V0H134ZM146 2H147V1H146ZM163 2H164V1H163ZM226 2H227V0H226ZM230 2H231V1H230ZM234 2H235V1H234ZM236 2H237V1H236ZM246 2H247V1H246ZM1 3H0V7L2 6ZM91 3H92V2H91ZM113 3H114V2H113ZM123 3H124V2H123ZM129 3H130V2H129ZM141 3H142V2H141ZM141 3H140V4H141ZM143 3L145 4V2H143ZM171 3H172V5H171ZM212 3H213V1H212ZM227 3H228V2H227ZM45 4H46V3H45ZM82 4H83V3L81 2L80 5H82ZM84 4H85V3H84ZM84 4H83V5H84ZM125 4H126V3H125ZM140 4H138V5L140 6ZM166 4H168V3H166ZM238 4H239V3H238ZM242 4H243V3H242ZM244 4H245V3H244ZM244 4H243V6H244ZM246 4H247V3H246ZM40 5H42V7H43L44 9L41 8ZM85 5H87V4H85ZM106 5H107V4H106ZM108 5H109V3H108ZM111 5H112V4H111ZM115 5H116V4H115ZM118 5H119V4H118ZM127 5H128V4H127ZM127 5H124V6H127ZM129 5H130V4H129ZM138 5H135L134 7H136V6L138 7ZM149 5H150V4H149ZM203 5H206V8H207V9L209 8V9L212 11L211 14H212L213 18H211V16H209V14H210L209 10H207V11H208V14H207V11H206V10H205L206 12L203 11V10L205 9V8H203V7H205V6H203ZM229 5H230V4H229ZM229 5H228V6H229ZM239 5H241V4H239ZM247 5H248V4H247ZM4 6H7V8L9 7L8 9H11V10H8V11H7V9H5ZM121 6H122V4H121ZM142 6H143V5H141V7H142ZM163 6H165L164 9H165L166 11H168V10H167L168 8L166 9L167 5H165V2H164V5H163ZM173 6H172V7H173ZM212 6H213V5H212ZM212 6H211V7H212ZM245 6H246V5H245ZM70 7H71V6H70ZM86 7H85V8H86ZM103 7H104V9H105V6H103ZM103 7H102V8H103ZM106 7H107V6H106ZM114 7H117V6H114ZM114 7H113V8H114ZM118 7H119V6H118ZM143 7H145V5H144ZM143 7L141 8L142 10H143ZM172 7H171V8H172ZM108 8H110V7H108ZM120 8H121V7H120ZM124 8H125V7H124ZM127 8H128V7H127ZM161 8H162V7H161ZM161 8H157L156 10L160 9V10H159V13H160V12L162 11ZM174 8H175V7H174ZM174 8H172V9L174 10ZM202 8H203V9H202ZM217 8H218V7H217ZM229 8L232 9L231 6H230ZM237 8L239 9L238 6H237ZM244 8H245V7H244ZM244 8H243V9H244ZM86 9H87V8H86ZM104 9H103V10H104ZM176 9H177V8H175V10H176ZM201 9H202V10H201ZM233 9H234V11H232V12L235 13V10H236V9H235V8H233ZM240 9H241V8H240ZM240 9H239V10H240ZM248 9H249V8H248ZM3 10H4V11H3ZM87 10H88V9H87ZM91 10H93V11L96 10L95 12H96L97 14H95V15H99V17H98L97 19L94 18V16H95V15L93 16V13H94V12L91 11ZM156 10H155L154 12H158V11H156ZM173 10H172V11H173ZM177 10H178V9H177ZM185 10H188V12H185ZM200 10H201V12H200ZM90 11H91V14H92V15L89 13ZM104 11H105V10H104ZM106 11H107V9H106ZM106 11H105V12H106ZM109 11H110L111 16L115 17L114 14L111 13V12H112V7H111V10L109 9ZM125 11L128 12L127 10H125ZM125 11L123 10V12H125ZM134 11H135V10H134ZM236 11H237V10H236ZM247 11H248V10H247ZM107 12H108V11H107ZM113 12H114V13H117V12H119V11H118V10H113ZM126 12H125V14H126ZM132 12H133V11H132ZM145 12H146V11H145ZM173 12H174V11H173ZM173 12H172V15H170V16H171L170 18H172V20L175 21V19H173V18H174V16L176 15V11H175V14H174V15H173ZM202 12H204V14H203ZM98 13H99V14H98ZM135 13H136V12H135ZM139 13L144 14V13H142L141 11H139ZM152 13H153V12H152ZM168 13H169V12H167V14H168ZM182 13H184V14L182 15ZM216 13H217V14H216ZM228 13H229V11H228ZM244 13H245V12H244ZM244 13H243V15H244ZM101 14H102V13H101ZM125 14H123V15H124L125 17H127ZM131 14H132V13H130V15H131ZM133 14H134V13H133ZM137 14H138V13H137ZM150 14H151V13H150ZM150 14H148V15H150ZM170 14H171V13H170ZM199 14H200V15H199ZM246 14H247V13H246ZM102 15H103V14H102ZM135 15H136V14H135ZM145 15H147V14H145ZM157 15L159 16V14H157V13L155 14V16H154V14H153L154 17H157ZM161 15H162V12H161ZM168 15H169V14H168ZM177 15H178V16H177ZM177 15H176L175 17H176L177 19H180V18H178V17H179V13H178V12H177ZM203 15H204V18H205V19L203 18ZM214 15H215L216 17H214ZM220 15H221V16H220ZM231 15H234V14H231ZM235 15H236V14H235ZM262 15H263V14L249 13V14H248V18H253V19H257V18H258V19H260V18H263ZM109 16H110V15H109ZM117 16H118V15H117ZM153 16H152V18H153ZM163 16H165V11H164ZM166 16H167V15H166ZM166 16H165V17H162V16H161V18H166ZM187 16H188V18H189V15H188V14H187ZM217 16H219L220 18L217 17ZM95 17H96V16H95ZM101 17H102V18H101ZM120 17H121V14H120ZM128 17H129V16H128ZM141 17H142V16H141ZM141 17H139V18H141ZM148 17H150V16H148ZM167 17H169V16H167ZM195 17H196V18H195ZM208 17H207V18H208ZM222 17H223V18H222ZM240 17H241V16H240ZM100 18H101V21L105 20V21H103V23L105 22V24L108 25V28H109V29H105L106 26H104V24H103L101 21H98V20H100ZM103 18H104V19H103ZM117 18H119V17H117ZM132 18H133V17H132ZM132 18H131V19H132ZM161 18H160V19H161ZM181 18H182V17H181ZM183 18H182V20H183ZM188 18L186 17V20H187ZM215 18H216V19H215ZM230 18H231V17H230ZM102 19H103V20H102ZM144 19H145V17L143 18V20H144ZM146 19H147V18H146ZM149 19H150V18H148V21H149ZM202 19H203V21H202ZM210 19H209V20H210ZM129 20H130V19H129ZM132 20H133V19H132ZM137 20H138V19H137ZM155 20H157V19H155ZM155 20H154V21H155ZM182 20H181V22H182ZM198 20H199V21H198ZM209 20H208V21H209ZM218 20H219V21H218ZM249 20L251 21V19H249ZM260 20H261V19H260ZM4 21H5V20H3L2 22H4ZM163 21H164V20H163ZM176 21H178V20H176ZM184 21H185V20H184ZM227 21H228V20H227V16H226V22H227ZM229 21H230V20H229ZM232 21H234V20H232ZM253 21H254V20H253ZM48 22H49L50 25H48ZM99 22H101V24H100ZM133 22H134V21H133ZM136 22H137V21H136ZM143 22H144V21H143ZM149 22H150V21H149ZM152 22H153V21H152ZM161 22H162V21H161ZM187 22H188V20H187ZM196 22H194V23H196ZM217 22H216L215 24H216V25L218 24V26H219V24H220L221 22H219V23H217ZM223 22H225V21H223ZM223 22H222V23H223ZM14 23H15V22H14ZM20 23H24V25H22V24H20ZM46 23H47V24H46ZM92 23L99 24L100 26L98 25V27H97L95 24H93V25H94V28H93ZM108 23H109V24H108ZM110 23H112V24H110ZM125 23H126V18H125ZM127 23L129 24V23H131V22H128V20H127ZM127 23H126V24H127ZM134 23H135V22H134ZM134 23H133V24H134ZM138 23H139V21H138ZM140 23H141V22H140ZM194 23H192V24H190V25L192 26ZM204 23H205V22H204ZM209 23H211V20L209 21ZM213 23H212V24H208V22H207L208 27H212V26H209V25H213ZM229 23H230V22H229ZM229 23H228V25H229ZM1 24H3V23H1ZM15 24H16V23H15ZM45 24H46L47 26H49V27H46ZM61 24H62V25H61ZM102 24H103V25H102ZM131 24H132V23H131ZM136 24H137V23H136ZM144 24H145V23H144ZM151 24L153 25V23H151ZM185 24H187V23L184 22V26H185ZM215 24H214V28L216 29L217 27H215ZM235 24H236V23H235ZM244 24H245V23H244ZM9 25L11 26V24H9ZM20 25H22V26H20ZM43 25L45 26L46 29H45L44 27H42ZM101 25H102V26H101ZM122 25H124V26H123L122 31H120L119 28H122V27H121ZM139 25H140V24H139ZM146 25H147V23H146ZM157 25H159V24H157ZM190 25H189V28H188V29H190ZM202 25H203V27H204V24H202ZM220 25H221V24H220ZM231 25H233L232 22H231ZM231 25H229V26H231ZM256 25H257V24H256ZM0 26H1V25H0ZM24 26L26 27V29L24 28ZM130 26H131V25H130ZM184 26H183V27H184ZM187 26H188V25H187ZM193 26H194V25H193ZM226 26H227V25H226ZM11 27H12V26H11ZM113 27H114V25H113ZM118 27H119V28H118ZM136 27H137V26H136ZM145 27L148 28V26H145ZM201 27H202V26H201ZM223 27H224V26H223ZM223 27H222V28H223ZM236 27H237V26H236ZM236 27H235V28H236ZM43 28H44V29H43ZM47 28L50 29V30H48V32H47ZM106 28H107V27H106ZM134 28H135V27H134ZM142 28H144V27H142ZM192 28H193V27H191V29H192ZM199 28H200V27H199ZM227 28H228V26H227ZM55 29H56V27H55ZM71 29H66V28H65V30L67 31V33H68L69 36H70V34H71V32H72V31H70ZM186 29H187V28H185V30H186ZM193 29H194V28H193ZM195 29H196V28H195ZM209 29H210V28H209ZM211 29H212V28H211ZM217 29H218V28H217ZM230 29H231V28H229V30H230ZM52 30L55 32L54 28H52ZM128 30H129V31H128ZM135 30H136V28H135ZM204 30H205V29H204ZM218 30H219V29H218ZM218 30H217V31H218ZM223 30H224L223 32L220 30L221 33H224L227 29L225 28V29H223ZM229 30H227V32H228ZM69 31H70V33H69ZM110 31H111V32H110ZM119 31H120L121 33H119ZM187 31L190 32L189 30H187ZM187 31H186V32H187ZM192 31H193V30H192ZM207 31H208V29H207ZM213 31H214V30H213ZM220 31L217 32V34L220 33ZM236 31H237V30H236ZM239 31H240V30H239ZM51 32H52V31H51ZM73 32H74V30H73ZM114 32H115V33H114ZM136 32H137V31H136ZM136 32H135V33H136ZM201 32H203V31H201ZM209 32H210V31H208V33H209ZM251 32H254V31L251 30ZM67 33L64 34L63 36H60V37H65V36L67 35ZM74 33H76V32H74ZM111 33L116 34V35H114V36L112 37L113 34H112V35H109V34H111ZM122 33H123V34H122ZM130 33H131V32H130ZM138 33H139V32H138ZM194 33H195V32H194ZM204 33H205V32H204ZM204 33H203V34H204ZM210 33H211V32H210ZM225 33H226V32H225ZM229 33H230V32H229ZM41 34H40V35H41ZM43 34H42V35H43ZM126 34H127V33H126ZM128 34H129V33H128ZM133 34H134V32H133ZM139 34H140V33H139ZM139 34H138V35H139ZM213 34H214V32H213ZM234 34H235V33H234ZM234 34H233V35H234ZM49 35H50V34H49ZM49 35H48V36H49ZM60 35H61V34H60ZM68 35H67V36H68ZM80 35H79V36H80ZM134 35H135V34H134ZM143 35H144V34H143ZM189 35H190V33H189ZM214 35H216V34H214ZM218 35H219V34H218ZM224 35H225V34H224ZM224 35L220 34V36H219L220 38L216 36L217 40H218V38H219V41H218L219 43H220V40H222L221 38L224 37ZM229 35L233 36V35H232V30H231V34H229ZM239 35H240V34H239ZM33 36H32V37H33ZM45 36H46V34H45ZM51 36H52V34H51ZM54 36H53V37H54ZM57 36H58V35H57ZM110 36H111L112 38H114V41H113V39H109ZM127 36H128V35H127ZM183 36H184V35H183ZM221 36H222V37H221ZM249 36H251V35H249ZM53 37H52V38H53ZM55 37H56V36H55ZM60 37H58V38H60ZM136 37H137V36H136ZM184 37H185V36H184ZM195 37H196V36H195ZM210 37H211V35H210ZM212 37H213V36H212ZM212 37H211V38H212ZM234 37H236V36H234ZM234 37H233V38H234ZM10 38H11V37H10ZM13 38L16 39L17 37L14 36ZM18 38H19V37H18ZM42 38H44V36H43ZM74 38H75V39H74ZM74 38H72V39H74V41H75V40L77 39V38H76V35H74ZM128 38H129V37H128ZM128 38H127V39H128ZM182 38H183V37H182ZM200 38H201V37H200ZM213 38H214V37H213ZM229 38H230V37H229ZM237 38H238V37H237ZM8 39H9V38H8ZM46 39L49 40L50 38H46ZM53 39H54V38H53ZM84 39H85V38H84ZM178 39H179V38H178ZM226 39H227V37H226ZM250 39H251V38H250ZM6 40H7V39H6ZM9 40H10V39H9ZM16 40H17V39H16ZM16 40H15V41H16ZM55 40H56V39H55ZM55 40H54V42H55ZM80 40H81V38H80ZM80 40H79L78 45H79V44H80V45L83 44V41H84V40H82V43H80V42H81ZM102 40H101V42L99 43L100 45H98L99 47L101 46L102 43H103V46L106 45V43H107V41H106V42H105V41L103 42ZM131 40H132V39H131ZM142 40H143V39H142ZM231 40H232V39L230 38V41H231ZM234 40H235V39H234ZM247 40H248V39H247ZM252 40H253V38H252ZM252 40H251V41H252ZM4 41H3V42H4ZM11 41H12V40H11ZM17 41H19V39H18ZM36 41H37V39H36ZM51 41H52V40H51ZM59 41H60V40L58 39L57 42H59ZM62 41H63V40H62ZM65 41H66V40H65ZM76 41H77V40H76ZM127 41H128V40H127ZM203 41H204V40H203ZM248 41H250V40H248ZM248 41H247V43H249ZM1 42H0V43H1ZM20 42H21V41H20ZM22 42H23V41H22ZM43 42H44V40H43ZM49 42H50V41H48V43H49ZM77 42H78V41H77ZM88 42H87V43H84V44H85V47H86V48H84V49H86L85 52H90V51L92 50V49H91L90 51H87L88 48H87L86 45L88 44V47H89V43H88ZM120 42H121V41H120ZM132 42H134V41H132ZM132 42H131V43H132ZM138 42H139V41H138ZM178 42H179V41H178ZM221 42H223V41H221ZM226 42H227V41H226ZM231 42H232V41H231ZM235 42H236V40H235ZM45 43L47 44V42H45ZM50 43H51V42H50ZM50 43H49L48 45H51ZM55 43H56V42H55ZM65 43H66V42H65ZM73 43H74V42H73ZM170 43H171V42H170ZM254 43H255V42H254ZM263 43H264V42H263ZM5 44H6V43H5ZM5 44H3V45L0 44V45L3 47V46H5ZM33 44H34V43H33ZM41 44H42V42H41ZM56 44H57V43H56ZM68 44H69V43H68ZM68 44H67V46H68ZM107 44H108V46H110L109 43H107ZM151 44H152V43H151ZM165 44H166V43H165ZM168 44H169V43H168ZM205 44H206V43H205ZM207 44H210V43H207ZM213 44H214V43H213ZM223 44H224V43H223ZM6 45H7V44H6ZM57 45H58V44H57ZM70 45H71V44H70ZM70 45H69V46H70ZM215 45H218V44L215 43ZM221 45H222V44H221ZM228 45H229V44H228ZM234 45H236V44H234ZM246 45H247V44H246ZM252 45H253V43H252ZM252 45H249L248 47H250V46H252ZM262 45H264V44H262ZM39 46H40V45H39ZM52 46H53V44H52ZM52 46H51V47H52ZM61 46H63V47H61ZM61 46L59 47V49L61 50V49L63 48V50H65V49H64V43L61 44ZM65 46H66V45H65ZM69 46H68V47H69ZM71 46L74 47L73 45H71ZM98 46H97V47H98ZM108 46H107V47L105 46V49H107ZM120 46H121V45H120ZM127 46H128V45H127ZM135 46H136V45H135ZM166 46H168V45H166ZM166 46H165V47H166ZM205 46H206V45H205ZM230 46H232V45H230ZM32 47H33V46H32ZM46 47H47V48H46L47 51L49 50V52L51 51V53H52V54L54 53V55H55L56 52H54V51L51 50V49H48V46H47V45H46ZM76 47H77V44H76ZM76 47H75V48H76ZM82 47H83V46H81L80 48H82ZM124 47H125V45H124ZM139 47H140V46H139ZM139 47H138V50L140 51ZM147 47H149V46H147ZM212 47H213V46H212ZM212 47H211V48H212ZM214 47H217V46H214ZM221 47H222V46H221ZM240 47H242V46H240ZM3 48H4V47H3ZM5 48H6V46H5ZM5 48H4V49H5ZM40 48H41V46H40ZM40 48H38L39 51L37 50L38 53L32 52L33 50H31L30 52H32V53L30 54V52H29L28 55H29V54H30V55L35 54L33 57H34L36 60H37V58H38V59H40V58L43 59L42 61L46 60V58H48V57H39V56H38V55L41 56V53H43V51L40 53V51L42 50V49H40ZM43 48H44V47H43ZM54 48H55V49H54ZM54 48H53V49L56 50V47H54ZM66 48H67V47H66ZM70 48H71V47H70ZM78 48H79V47H78ZM78 48H77V49H78ZM80 48H79V50H80ZM89 48H90V47H89ZM100 48H102V46H101ZM128 48H130V47L128 46L127 49H128ZM151 48H152V47H151ZM203 48H204V46H203ZM211 48H210V49H211ZM251 48H252V47H251ZM4 49L0 48V52H1V50H2V52L5 51ZM33 49L35 50L34 47H33ZM73 49H74V48H73ZM93 49H94V48H93ZM96 49H97V48H96ZM96 49H95V52H94V51H92V52L96 53L97 51L99 52V51L101 50V49H97V51H96ZM103 49H104V47H103ZM105 49H104V50H105ZM134 49H135V48H134ZM134 49H133L132 52H134ZM149 49H150V48H149ZM210 49H209V50H210ZM222 49H223V48H222ZM43 50L45 51V49H43ZM74 50H76V49H74ZM82 50H83V48H82ZM135 50H136V49H135ZM138 50H136V51H138ZM151 50H152V49H151ZM212 50H213V49H212ZM212 50H211V51H212ZM218 50H221V49L218 48ZM237 50H238V49H237ZM240 50H241V49H240ZM57 51H58V50H57ZM61 51H62V50H61ZM102 51H103V50H102ZM136 51H135V52H136ZM142 51H143V50H142ZM154 51H155V50H154ZM213 51H214V50H213ZM5 52H6V51H5ZM49 52H48V53H49ZM63 52H64V51H63ZM65 52L67 53L66 50H65ZM80 52H81V51H80ZM92 52H91V53H92ZM98 52H97V53H98ZM128 52H129V51H128ZM146 52H147V51H146ZM146 52H144V53H146ZM160 52H161V51H160ZM164 52H165V51H164ZM166 52H167V51H166ZM214 52H215V51H214ZM22 53H23V52H22ZM22 53H21V55H22ZM44 53H45V52H44ZM48 53H47V54H48ZM59 53H60V52H59ZM59 53H58V54H59ZM72 53H73V52H72ZM72 53H71V54H72ZM82 53H83V52H82ZM119 53H120V52H119ZM140 53H141V52H140ZM219 53H220V51H219ZM243 53H244V52H243ZM3 54H4V53H3ZM36 54H37V56H36ZM47 54L45 53V54H43V55H44V56H45V55H46V56L51 55L50 53H49V55H47ZM67 54H68V53H67ZM76 54H77V53H76ZM84 54H86V53H83V55H84ZM92 54H93V53H92ZM92 54H91V55H92ZM127 54H128V53H127ZM131 54H132V53H131ZM138 54H139V52H138ZM147 54H148V53H147ZM156 54H157V53H156ZM216 54H217V51H216ZM5 55H6L5 57L8 56V54H5ZM11 55H12V54H10V59H11ZM21 55H17V56L21 57ZM25 55H27V53H26ZM56 55H57V54H56ZM62 55H63V54H62ZM68 55H70V54H68ZM87 55H89V53H88ZM91 55H89V57H90ZM93 55H95V54H93ZM93 55H92V56H93ZM117 55H119V54H117ZM120 55H121V54H120ZM133 55H134V54H133ZM133 55H132V56H133ZM136 55H137V53H136ZM154 55H155V54H154ZM157 55H158V54H157ZM0 56H2V54H1ZM22 56H23V55H22ZM51 56H52V55H51ZM51 56L49 57V59H51ZM75 56H76V55H75ZM122 56H124V55H123V52H122ZM132 56H131V57H132ZM137 56H138V55H137ZM139 56H140V55H139ZM144 56H145V54H144ZM151 56H152V55H151ZM201 56H202V55H201ZM2 57H3V56H2ZM12 57H13V56H12ZM23 57H24V56H23ZM27 57H28V56H27ZM27 57H24V58H26V60H27ZM36 57H37V58H36ZM54 57H56V56H54ZM57 57H59V56H57ZM57 57H56V61H57V59L60 60V58H66V56H62V57L60 56L59 58H57ZM77 57H78V56H77ZM89 57H88V59H89ZM117 57H118V56H117ZM153 57H154V56H153ZM164 57H165V56H164ZM164 57H163V58H164ZM166 57H167V56H166ZM206 57H207V56H206ZM13 58L15 59L16 57H13ZM21 58H22V57H21ZM28 58H29V57H28ZM75 58H76V57H75ZM78 58H79V61H81L82 63H78L79 61L76 62L77 60H76V59L74 60V57H73V60H72L71 63H72L73 65H74V63L76 64V65H74V69H76V68H75L76 66L78 67V65H80V64L83 65V62L85 63L86 61H88V59H86V60L83 61L82 58H80V57H78ZM91 58H92V57H91ZM91 58H90V59H91ZM93 58H94V57H93ZM126 58H127V57H126ZM129 58H130V57H129ZM134 58H135V57H134ZM150 58H151V57H150ZM150 58H149V59H150ZM212 58H213V57H212ZM0 59H1V58H0ZM2 59L4 60V58H2ZM2 59H1V60H2ZM6 59H7V58H6ZM10 59L8 58V61H9V62H10ZM16 59H17V58H16ZM32 59H33V58H31V60H32ZM41 59H40L39 61H41ZM52 59H53V56H52ZM84 59H85V58H84ZM139 59H140V58H139ZM146 59H147V58H146ZM149 59H148V60H149ZM205 59H206V58H205ZM209 59H211V58L209 57ZM213 59H214V58H213ZM1 60H0V63L2 64L3 60H2V62H1ZM19 60H22V59L19 58ZM19 60H17V62H18V63H19V62H20V63L23 62V63H22L23 66H25V69H27V71H28V72H27V71L24 69V67L22 66V67H23V70L26 71V73H25V72H24V73H25L26 75L29 73V74H28L29 76H26L24 73H22V75H25V76L27 77V78L24 79V80L18 78L17 81H20V80L22 81V82L20 81L21 83H20L19 86H18V87H20V89H21V90H19V91H20V92H21V91H24V92L28 93L30 96H32L33 98H35V99L31 100V102H33L34 100L36 101V99H37V102H38V99H39V101L43 102L42 99H40V98H42V97H47V96H48V93H50V95H51V93L55 91V88H56V84H55V79H56V78H55V77H56L57 75L54 77L55 79L52 80V78H51L50 75H49V74H51V73H48V72L45 71V70H44L45 72H42L41 69L37 70L38 66H37V68H36L35 66H33V65H34V64H33V61H30V63L32 62V65H31V64H30V65H26V64L29 62L30 58L28 59V62L24 61L25 59H23L22 61H19ZM65 60H66V59H65ZM65 60H63V61H65ZM131 60L133 61V58H132ZM131 60H130V61H131ZM141 60H142V59H141ZM151 60H152V59H151ZM211 60H212V59H211ZM219 60H220V59H219ZM219 60H218V61H219ZM12 61H13V60H12ZM15 61H16V60H15ZM63 61H62V62H63ZM73 61H75V62H73ZM89 61H90V60H89ZM91 61H93V60L91 59ZM134 61H135V60H134ZM145 61H146V60H145ZM158 61H159V59H158ZM161 61H162V60H161ZM189 61H190V60H189ZM218 61H217V62H218ZM220 61H221V60H220ZM9 62H7V64H8ZM24 62H25L26 64H25ZM57 62H58V61H57ZM62 62L59 61V62H58L59 64H56V67H54L55 69H52V70H55V71H56V68H57V67L59 68L58 70H61L59 65L61 64V67H62ZM3 63H4V62H3ZM20 63H19V65H20ZM34 63H35V61H34ZM38 63H39V62H38ZM43 63H44V62H43ZM45 63H46V62H45ZM87 63H88V62H87ZM130 63H131V62H130ZM144 63H145V62H144ZM144 63H143V64H144ZM194 63H195V62H194ZM196 63H197V62H196ZM213 63H214V62H213ZM5 64H6V60H5ZM9 64H10V63H9ZM16 64H17V63H16ZM16 64H15V65H16ZM41 64H42V63H41ZM50 64H52V63H50ZM54 64H55V63H54ZM69 64H70V63H69ZM141 64H142V63H141ZM141 64H139V67H140ZM166 64H168V63H166ZM183 64H184V63H183ZM224 64H226V63H224ZM12 65H14V62H13ZM12 65L10 64V66H12ZM17 65H18V64H17ZM38 65H39V67H40V64H38ZM42 65H45V66H46V64H42ZM66 65H67V64H66ZM66 65H65V66H66ZM70 65H71V64H70ZM122 65H123V64H122ZM130 65H131V64H130ZM130 65H127V68H128V66H129L130 69L132 68V66L135 68V64L132 65V66H130ZM144 65H145V64H144ZM163 65H165V64H163ZM254 65H255V64H254ZM3 66H4V68H5V65H3ZM3 66H2V67H3ZM6 66H8V68H9V65H6ZM45 66H44V67H45ZM47 66H49V63H48ZM53 66H54V65H53ZM68 66H69V65H68ZM71 66H72V65H71ZM71 66H70V67H71ZM87 66H88V64H87ZM145 66H146V65H145ZM145 66H144V69L147 68V67H145ZM161 66H162V65H161ZM174 66H175V65H174ZM174 66H173V67H174ZM223 66H225V65H223ZM236 66H239V64H238V65L236 64ZM0 67H1V66H0ZM14 67L16 68V66H14ZM20 67H21V65H20ZM22 67H21V70H22ZM41 67H42V66H41ZM41 67H40V68H41ZM63 67H64V66H63ZM119 67H120V66H119ZM121 67H123V66H121ZM124 67H126V66H124ZM137 67H138V65H137ZM211 67H212V66H210L209 68H211ZM257 67H258V66H257ZM257 67H256V68H257ZM8 68H7V69H8ZM15 68H14V69H15ZM47 68H48V67H47ZM51 68H52V66H50L48 69L50 70ZM64 68H65L64 70L66 71V73H68L67 70H66L67 68H66V67H64ZM81 68H83V67H81ZM115 68H116V67H115ZM142 68H143V65H142ZM44 69H45V68H44ZM72 69H73V67H72ZM74 69H73V70H74ZM79 69H80V67L78 68V70H79ZM87 69H88V68H87ZM121 69H123V71H124V68H121ZM136 69H137V68H136ZM139 69H141V68H139ZM173 69H174V68H173ZM190 69H191V68H190ZM196 69H197V68H196ZM17 70H19L18 66H17V69L14 70L15 73H16ZM21 70L19 71V73L21 72ZM52 70H51V71H52ZM69 70H71V69L69 68ZM81 70H82V69H81ZM116 70L118 71V69H116ZM126 70H128V69H126ZM134 70H135V69H134ZM146 70H147V69H146ZM170 70H171V69H170ZM192 70H193V69H192ZM204 70H205V69H204ZM208 70H209V69H208ZM14 71H13V72H14ZM51 71H49V72H51ZM71 71H72V70H71ZM89 71H90V70H89ZM114 71H115V70H114ZM123 71H122V72H123ZM171 71H172V70H171ZM174 71H175V70H174ZM195 71H196V70H195ZM195 71H193L192 73L194 74ZM40 72H41V73H40ZM58 72H59V71H58ZM92 72L94 73L95 71H92ZM108 72H109V71H108ZM111 72H112V70H111ZM125 72H126V71H125ZM130 72H132V71L130 70ZM136 72H137V71H136ZM136 72H135V73H136ZM167 72H168V71H167ZM190 72H191V70H190ZM190 72H189V73H190ZM205 72H206V71H205ZM252 72H253V71H252ZM252 72H250L249 70L247 71V69H245V71H241V72H239V73L237 72V75H236V73H234V74L236 75V77H233V79H234V78H237L236 81H238V80L240 81V82H238V83H241V89H242V90L240 89V91H245L246 94H245V97H244V99H243L242 102H241V99H239V100H240L239 102H241L240 104H239L237 101L234 100L235 102H233V103H236V105L238 104L237 106H235V109L231 107V106L234 107L235 104L233 105V103H232V105H228L229 107L232 108V111H231V108H229V107H228V108L230 109V112H231V113L234 112L235 115H237V116H238V115H241V117L238 116V117H240L241 123H242L243 121L246 120V119H244V117L246 118V116H244V117H243L244 120L242 121V119H241V118H242V115H247V116H249V115H250V116H254V115H256L257 117L259 116V117H258V120H260L262 117L264 118V116L261 117V115H264V114H263L262 112H261L262 114L259 112V110H260V111H263L264 108H263V109L257 108V107H259V105L257 104V102H258V103H261L260 106H263V105H262L263 102H259V101H261V99H263V97H264V96H262V95H264V94H262V92H261L262 89L264 90V85H263L264 80H263V78H262L263 76L260 77V76H258V75H255V74L252 73ZM255 72H256V71H255ZM19 73H18V71H17V74H19ZM55 73H56V72H55ZM61 73H64V71L61 70ZM96 73H97V72H96ZM114 73H115V72H114ZM135 73H134V75H135ZM140 73L143 74L142 70H141ZM148 73H149V72H148ZM192 73H191V75H190V78H191V76L193 75ZM262 73H263V72H262ZM91 74H92V73H91ZM94 74H95V73H94ZM111 74H113V73H111ZM115 74H116V73H115ZM118 74H119V75L121 74L122 76L124 75V74H122V73H118ZM118 74H117V75H118ZM132 74H133V73H132ZM136 74L138 75V73H136ZM173 74H174V73H173ZM201 74H202V73H201ZM259 74H260V73H259ZM22 75H20V76H22ZM62 75H63V74H62ZM62 75H61V76H62ZM103 75H104V74H103ZM109 75H110V74H109ZM121 75H120V76H121ZM126 75L129 76L130 74H129V75L126 74ZM195 75H197V74L195 73ZM198 75H199V74H198ZM212 75L214 76L215 74H212ZM16 76H17V75H16ZM61 76H60V77H61ZM106 76H107V75H106ZM122 76H121V77H122ZM127 76H126V77H127ZM131 76H132V75H130V78H131ZM149 76H150V75H149ZM188 76H189V75H188ZM213 76H212V77H213ZM232 76H234V75H232ZM58 77H59V76H58ZM58 77H57V78H58ZM62 77H63V76H62ZM95 77H96V76H95ZM98 77L101 78V79H102V77L105 78V76H100V75H99ZM111 77H112V76H111ZM111 77L109 76L110 80H111ZM118 77H119V76H118ZM137 77H139V75H138ZM165 77H166V76H165ZM177 77H178V76H177ZM192 77H193V76H192ZM199 77H200V76H198V78H199ZM209 77H211V76H209ZM209 77H208V78H209ZM227 77H229V76H227ZM23 78H25V77L23 76ZM42 78H43L44 80H41ZM69 78H70V77H69ZM104 78H103V79H104ZM107 78H108V77H107ZM119 78H120V77H119ZM154 78H155V76H154ZM230 78H231V77H230ZM19 79H20V80H19ZM105 79H106V78H105ZM113 79H114V78H113ZM113 79H112L111 81L114 82ZM117 79H118V78H117ZM122 79H125V78H122ZM128 79H129V77H128ZM131 79H132V78H131ZM142 79H143V78H142ZM165 79H166V78H165ZM193 79H195V78H193ZM224 79H225V78H224ZM95 80H96V79H95ZM126 80H127V79H126ZM191 80H192V79H191ZM195 80H196V79H195ZM207 80H208V79H207ZM225 80H226V82H227V79H225ZM228 80H229V79H228ZM61 81H62V80H61ZM87 81H88V79H86L81 73H79V72H78V73L75 72V73L73 74V77H72L70 83H69V86L65 89V92H63V93H64L63 98L65 99V97H70V100H71L72 97H76V98H77L76 100H78V98H83V97H85L87 91L90 90L89 87H91V86H89L90 83L88 84ZM91 81H92V80H91ZM108 81H109V80H108ZM143 81H144V80H143ZM152 81H153V80H152ZM169 81H170V80H169ZM218 81H219V79H218ZM233 81H234V80H233ZM94 82H96V81H94ZM113 82H110V84L113 83ZM115 82H116V79H115ZM122 82H123V81H122ZM125 82H126V81H125ZM155 82H156V80H155ZM174 82H175V81H174ZM212 82H213V80H212ZM214 82H215V81H214ZM221 82H223V81L220 80V83H221ZM14 83H16V81H15ZM92 83H93V82H92ZM103 83H104V82H103ZM120 83H121V82H120ZM120 83H119V85H120ZM123 83H124V82H123ZM123 83H121V85H122ZM216 83H217V81H216ZM223 83H225V81H224ZM233 83H234V82H233ZM233 83H232V84H233ZM16 84L18 85V82H17ZM96 84H97V83H96ZM106 84H107V83H106ZM108 84H109V83H108ZM115 84H116V83H115ZM176 84H178L177 81H176V83H175L174 85H176ZM201 84H202V83H201ZM212 84H213V83H212ZM217 84H218V83H217ZM227 84H228V83H227ZM7 85H8V84H7ZM11 85H12V84H11ZM13 85L15 86V84H13ZM127 85H128V83H127ZM127 85H125V86H127ZM167 85L169 86V84H167ZM178 85H179V84H178ZM178 85H176V87L173 86V84H172V86H171V85H170V86H171V88H172L173 90H174V89L176 90V88H178V87L180 88V85H179V86H178ZM208 85H209V84H208ZM208 85H206V86L208 87ZM219 85H220V84H219ZM230 85H231V84H230ZM108 86H109V85H108ZM110 86H111V85H110ZM125 86H124V87H125ZM162 86H163V85H162ZM162 86H161V87H162ZM196 86H197V85H196ZM228 86H229V84H228ZM262 86H263V88L261 89ZM16 87H17V86H16ZM100 87H101V85H100ZM150 87H151V86H150ZM161 87H160V89H162L163 87H165V85H164L162 88H161ZM193 87H194V86H193ZM226 87H227V85H226ZM237 87H238V86H235V89H236V90L238 89ZM239 87H240V85H239ZM14 88H15V87H14ZM64 88H65V87H64ZM64 88H63V89H64ZM91 88H92V87H91ZM98 88H99V87H98ZM98 88H97V89H98ZM116 88H117V87H116ZM133 88H134V87H133ZM168 88H169V87H168ZM168 88L166 89V87H165V90H164V91H166V90H170V88H169V89H168ZM196 88H197V87H195V89H196ZM202 88H205V87H202ZM218 88H220V86H219ZM259 88H260V90H259ZM95 89H96V88H95ZM97 89H96V90H97ZM109 89H112V88H109ZM113 89H114V88H113ZM125 89H126V88H125ZM130 89H131V87H130ZM172 89H171V90H172ZM187 89L190 90L189 88H187ZM206 89H207V88H206ZM224 89H225V88H224ZM228 89H229V88H228ZM228 89H227V90H228ZM99 90H100V88H99ZM106 90H107V89H106ZM123 90H124V89H123ZM128 90H129V89H128ZM146 90H147V89H146ZM156 90H157V88H156ZM158 90H159V89H158ZM175 90H174V91H175ZM177 90L179 91L180 89H177ZM181 90H182V86H181ZM181 90H180V91H181ZM203 90H204V89H203ZM211 90H212V89H211ZM213 90H214V89H213ZM213 90H212V92H213ZM231 90H234V89H231ZM257 90H259V92H261L260 94H261L262 97H260L259 95H257V94H258V93H257V92H258ZM14 91H15V89H14ZM14 91H13V92H14ZM16 91H17V88H16ZM19 91H17L18 93L16 92L17 95L20 94ZM94 91H95V90H94ZM130 91H131V90H130ZM143 91H144V90H143ZM148 91H149V90H148ZM174 91H173L172 93H175ZM178 91H177V92H178ZM185 91H186V90H185ZM192 91H194V90L192 89ZM192 91H190V93H188V94H191ZM197 91H198V90H197ZM218 91H219V89H218ZM222 91H223V90H222ZM234 91H235V90H234ZM237 91H238V90H237ZM24 92H22L21 94H23ZM99 92H100V91H99ZM107 92H108V91H107ZM155 92H156V91H155ZM208 92H211V91H207L206 93H208ZM223 92H224V91H223ZM229 92H230V89H229ZM263 92H264V91H263ZM14 93H15V92H14ZM97 93H98V92L96 91V95H97ZM125 93H126V92H125ZM161 93H162V92H161ZM168 93H169V91H168ZM194 93H195V92H194ZM200 93H201V91H200ZM202 93H203V92H202ZM214 93H215V92H214ZM214 93H213V94H214ZM217 93H218V92H217ZM221 93H222V92H221ZM12 94H13V93H12ZM12 94H11V95H12ZM24 94H25V93H24ZM55 94H56V93H55ZM102 94H103V93H102ZM122 94H124V92H122ZM131 94L134 95L133 92H132ZM131 94H130V96L128 95V97H127V94H126V96L123 95V97H124V98H125V97H126V98H133V101H134L136 98H137V99L140 98V101H142L141 98H148V97H149V101L152 102V105H155V104H156L155 102H154L155 104H153V101H155V100H153V99H152V96L150 95V96H151V97H150L149 94H148V95H147V94H146V95H143V94H142V95H140V96H138V95L131 96ZM138 94H139V92H138ZM144 94H145V93H144ZM163 94L165 95V92H163ZM163 94H161V95H163ZM175 94H177V93H175ZM184 94H185V93H184ZM188 94H187V95H188ZM192 94H193V92H192ZM196 94H197V93H196ZM209 94H211V93H209ZM209 94H208L207 96H210ZM52 95H53V94H52ZM88 95H90V94H88ZM99 95H100V94H99ZM104 95H105V94H103V96H104ZM110 95H111V94H110ZM119 95H120V94H119ZM157 95H158V94H157ZM157 95H156V96H157ZM178 95H179V94H178ZM194 95H195V94H194ZM201 95H202V96H201ZM201 95H197V96H198V97L200 96V97H202V98H205V97H206V94H205V93H204V97H203V94H201ZM19 96H20V95H19ZM19 96H18V98H21V96H20V97H19ZM113 96H114V95H113ZM120 96H121L120 98H122V95H120ZM167 96H168V98L171 100V97H172V96H171V92H170V95L167 94ZM167 96H166V97H167ZM170 96H171V97H170ZM197 96H196V99H200V97L198 98ZM211 96H212V95H211ZM15 97H16V96H15ZM32 97H31V98H32ZM48 97H49V96H48ZM61 97H62V95H61ZM94 97H95V96H94ZM108 97H109V96H108ZM111 97H112V96H111ZM111 97H110V98H111ZM114 97H115V96H114ZM116 97H118V96H116ZM164 97H165V96H164ZM166 97H165V98H166ZM176 97H177V96H176ZM180 97H181V96H180ZM186 97H187V96H186ZM188 97H189V96H188ZM230 97H231V96H229L228 98H230ZM9 98H10V97H9ZM13 98H14V96H13ZM18 98L16 97L15 100H17ZM25 98H26V95H25ZM27 98H28V95H27ZM29 98H30V97H29ZM118 98H119V97H118ZM120 98L118 99V103H119ZM124 98L121 99L122 102L125 101L126 98H125V99H124ZM153 98H156V97H154V95H153ZM162 98H163V96H160V95L158 96V99H159L158 101H159V103H158L157 105H159V104L162 105V104L160 103V100H161ZM173 98H174V97H173ZM192 98H193V97H192ZM192 98H191V99H192ZM194 98H195V97H194ZM202 98H201V99H202ZM226 98H227V97H226ZM241 98H242V97H241ZM48 99H49V98H48ZM88 99H89V98H88ZM101 99H102V98H101ZM106 99H107V98H106ZM169 99H168V100H169ZM184 99H185V98H184ZM196 99H195V100H196ZM208 99H209V98H208ZM224 99H225V98H224ZM13 100H14V99H11V98H10L8 102H11V101L13 102ZM18 100H19V99H18ZM18 100H17V101H18ZM70 100H69V101H70ZM79 100H80V99H79ZM86 100H87V99H86ZM128 100H129V99H128ZM151 100H153V101H151ZM163 100H166V99L163 98ZM168 100H167L166 102H169ZM174 100H175V99H174ZM237 100H238V99H237ZM17 101H16V102H17ZM19 101H20V100H19ZM23 101H24V100H23ZM29 101H30V100H29ZM44 101H45V100H44ZM48 101H49V100H48ZM71 101H72V100H71ZM71 101H70V103H71ZM106 101H107V100H106ZM115 101H116V100H114L113 102H111V100H110L109 103H110V104H111V103L113 104ZM138 101H139V100H138ZM140 101H139V102H140ZM145 101H146V99H145ZM198 101H199V100H198ZM263 101H264V100H263ZM1 102H2V101H1ZM37 102H36V103H37ZM49 102H50V101H49ZM88 102H89V100H88ZM91 102H92V101H91ZM129 102H130V101H129ZM131 102H132V99H131ZM139 102H138V103H139ZM146 102H147V101H146ZM163 102H164V101H163ZM166 102H164L165 105H166ZM179 102H180V101H179ZM186 102H187V101H186ZM201 102H202V101H201ZM231 102H232V101H231ZM14 103H15V101H14ZM17 103H18V102H17ZM17 103H15V104H17ZM89 103H90V102H89ZM89 103H88V104H89ZM132 103H133V102H132ZM135 103H136V100H135ZM138 103H137V104H134V103H133V104H134V106H135V105H138ZM147 103H148V102H147ZM169 103H171V105H172V102H169ZM192 103H193V102H192ZM195 103H196V102H195ZM209 103H210V102H209ZM223 103H224V102H223ZM255 103H256V104H255ZM8 104H9V103H8ZM61 104H62V103H61ZM78 104H79V103H78ZM81 104H82V103H81ZM110 104H109V105H110ZM119 104H120V103H119ZM123 104H124V102H123ZM126 104H127V101H126ZM181 104H182V103H181ZM186 104H187V103H186ZM201 104H202V103H201ZM227 104H228V103H227ZM44 105H45V104H44ZM58 105H60V104H58ZM58 105L55 106V107H56V108L59 107ZM91 105H92V104H91ZM109 105H108V106H109ZM120 105H121V107H122V106H125V105H122V104H120ZM140 105H141V108H143V107H142L143 103L140 102L139 106H140ZM145 105H146V104L144 103V107H145ZM147 105H148V104H147ZM157 105H156V106H157ZM199 105H200V104H199ZM202 105H203V104H202ZM256 105H257V107H256ZM4 106H8V105H4ZM38 106H40V105H38ZM73 106H74V105H73ZM129 106H130L129 109H131V105H129ZM132 106H133V105H132ZM134 106H133V107H134ZM163 106H164V105H163ZM169 106H170V104H169ZM61 107H62V110L64 109L63 111H66L65 108L67 107V105H66V107L64 106L65 108H64L63 106H61ZM82 107H84V105H83ZM92 107H93V106H92ZM92 107H91V108H92ZM104 107H105V106H104ZM121 107H120V109H118V110L122 111V110L125 108V107H124V108L122 109ZM127 107H128V106H127ZM148 107L150 108V106H148ZM166 107H167V105H166ZM184 107H185V106H184ZM191 107H192V106H191ZM4 108L7 109L6 107H4ZM34 108H35V106H34ZM36 108H37V107H36ZM39 108H40V107H39ZM39 108H37V109H39ZM77 108H79V105H77L76 109H77ZM97 108H98V107H97ZM118 108H119V107H118ZM145 108H146V107H145ZM157 108H158V107H156V108H154L153 110H151V113H152V111H153V113H154V110H155V113H156L155 116L160 118V116H157L158 113H159V112L157 113V111H156ZM177 108H179V107H177ZM193 108H194V107H193ZM198 108H199V107H198ZM198 108H197V109H198ZM225 108H226V107H225ZM261 108H262V107H261ZM8 109H9V107H8ZM8 109H7V111H8ZM80 109L82 110V108H79V110H80ZM89 109H90V108H89ZM92 109H93V108H92ZM114 109H115V108H114ZM121 109H122V110H121ZM125 109H127V108H125ZM151 109H152V108H151ZM229 109H228V110H229ZM29 110H30V109H29ZM34 110H35V109H34ZM62 110H60V111H62ZM67 110H68V109H67ZM102 110H103V109H102ZM136 110H137V109H136ZM139 110H140V109H139ZM143 110H145V109H143ZM148 110H149V109H147V111H148ZM160 110H161V109H160ZM160 110H159V111H160ZM168 110H169V109H168ZM176 110H177V109H176ZM179 110H180V109H179ZM225 110H226V109H225ZM1 111H2V110H1ZM4 111H6V110H4ZM30 111L32 112L33 110H30ZM63 111H62V112H63ZM88 111H89V110H88ZM116 111H117V109L115 110V114H116ZM120 111H117V113H119ZM131 111H132V110H131ZM137 111H138V110H137ZM140 111L142 112V109H141ZM194 111H195V110H194ZM220 111H221V109H220ZM223 111H224V109H223ZM28 112H29V111H28ZM28 112H26V114H27ZM35 112H36V111H35ZM78 112H79V111H77V113H76V112H75V113L78 115ZM113 112H114V110H113ZM125 112H127V110H126V111H125V110L122 111V114H123V113L125 114ZM165 112H166V111H165ZM188 112H189V111H188ZM224 112H225V111H224ZM263 112H264V111H263ZM24 113H25V112H24ZM32 113H33V114L30 115L31 113L29 112V115H30V116H33V115H34V111H33ZM36 113H37V112H36ZM142 113H144V115H145V112H142ZM149 113H150V112H148V114H149ZM151 113H150V114H151ZM160 113H161V111H160ZM167 113H168V112H167ZM171 113H172V112H171ZM183 113H184V111H183ZM185 113H186V108H185ZM192 113H193V112H192ZM198 113H199V112H198ZM213 113H215V112L213 111ZM217 113H218V112H217ZM225 113H226V112H225ZM227 113H228V111H227ZM234 113H233V114H234ZM26 114H23V113H22V115H25V116L28 117L29 115H26ZM64 114H65V113H64ZM66 114H68V113H66ZM80 114H81V113H80ZM82 114H84L83 111H82ZM86 114H87V113H86ZM120 114H121V112H120ZM124 114H123L122 116L125 117ZM127 114H129V113H127ZM127 114H126V117H127ZM150 114H149V115H150ZM181 114H182V112H181ZM229 114H230V113H229ZM257 114H258V115H257ZM113 115H114V114H113ZM144 115H142V116H144ZM152 115H153V114H152ZM152 115H151V116H152ZM226 115H227V114H226ZM226 115H224V116H226ZM235 115H234V117H233V115H232L233 119L235 118ZM74 116H75V115H74ZM95 116H96V115H95ZM106 116H107V115H106ZM133 116H134V115H133ZM142 116H141V117H142ZM172 116H173V115H172ZM177 116H179V113H178ZM184 116H185V114H184ZM216 116H218V115H216ZM219 116L222 117L223 115H222V114H221V115L219 114ZM219 116H218V117H219ZM227 116H228V115H227ZM20 117H21V116H20ZM72 117H73V115H72ZM83 117H84V116H83ZM91 117H92V116H91ZM98 117H99V116H98ZM98 117H96V118H98ZM102 117H103V116H102ZM141 117H140V118H141ZM187 117H189V116H187ZM207 117H208V116H207ZM210 117H211V116H210ZM212 117H213V116H212ZM214 117H215V116H214ZM214 117H213V118H214ZM221 117H220V118H221ZM232 117H230V118H232ZM260 117H261V118H260ZM74 118H75V117H74ZM76 118H78V117H76ZM94 118H95V117H93V120H94ZM138 118H139V117H138ZM159 118H158V119H159ZM165 118H166V117H165ZM169 118H170V116H169ZM183 118H184V117H183ZM203 118H204V116H203ZM226 118H227V117H226ZM251 118H253V117H251ZM254 118H256V117L254 116ZM263 118H262V119H263ZM100 119H101V118H100ZM103 119H104V117H103ZM144 119H145V118H144ZM156 119H157V118H156ZM156 119H155V120H156ZM167 119H168V118H167ZM192 119H193V118H192ZM206 119H207V118H206ZM206 119H205V120H206ZM214 119H215V118H214ZM216 119L218 120V118H216ZM247 119H249V118H247ZM262 119H261V120H262ZM98 120H99V119H98ZM150 120H152V119L149 118V121H150ZM153 120H154V118H153ZM153 120H152V123L154 122ZM168 120H171V119H168ZM168 120H167V122H166V121H165V122L168 123ZM219 120H220V119H219ZM231 120H232V119H231ZM235 120H236V118H235ZM240 120H239V119L236 120V121H235V124H236L237 121L239 122ZM256 120H257V119H256ZM256 120L253 119V120H252L253 122L251 121L252 123H254V125H253L252 123H251V124L249 123L251 126L248 125L249 127H246V128H249V129H246V128L244 127L247 131H245V129H243V128H242V129H238V132L241 131V130H242V131L244 130V132H245V133L243 132L242 136L239 135V137H238L239 139H238V140H240V139L242 140V143L239 142V144H240V143L243 144V141H245L246 144H247V145L245 146V148L249 146L248 148H251V149L254 151V153H255V154H253V156L255 155V156H256L255 158H259V159H260V156H261L260 154L264 152V127H263V126H264V122H262V121H264V119L261 121L262 123L259 122L258 120H257V122H255ZM143 121H144V120H143ZM158 121H159V120H158ZM201 121H202V120H201ZM232 121H233V120H232ZM247 121H248V120H247ZM249 121H250V120H249ZM155 122L157 123V121H155ZM160 122H161V123L164 122L162 116H161V120H160ZM160 122H159V124H160ZM165 122H164V124H165ZM186 122H187V121H186ZM189 122L191 123V121H189ZM194 122H195V121H194ZM204 122H206V121H204ZM208 122H209V120H208ZM226 122H227V121H226ZM238 122H237V125H238V124H241V123H238ZM156 123H153V124H155V125H153V124H152V125H153V126H159V124H156ZM85 124H86V123H85ZM162 124H163V123H162ZM162 124H161V125H162ZM164 124H163V125H164ZM186 124H188V123H186ZM186 124H185V126H186ZM218 124H219V122H218ZM242 124H243V123H242ZM242 124H241V125H242ZM246 124H247V123H246ZM262 124H263V126H262ZM32 125H34V124H32ZM76 125H77V124H76ZM87 125H88V124H87ZM87 125H85V126H87ZM165 125H166V124H165ZM198 125H199V124H198ZM252 125H253V126H252ZM24 126H25V127L23 128V130H25V132H26V130H29L30 132L33 131V133H31V134H33V135H30L29 131H27V133H26L27 135L24 134V133H25L24 131H23V133H22L21 128L23 127V125L21 126V128H20V126H19V127H17V126H16V127H13V131H12V127L8 128V129H6V130H4V128H7V127H2L3 130H2V128H1V131L4 133L5 136H8L9 139H10L11 137L15 136L14 139H13V140L15 141V143L10 142V143H12V144H11L12 146H10L9 139H8V140H5V141H7V143H6L5 141H3V142L6 143V144H4V143L1 141L2 143L0 142V146L4 149V147H3L4 145H9L8 147H6V148L4 149V151H7V152L10 154V157H9L10 161H11L12 159H13V161H14V159H15V162H16V163H19L20 161H23V162H27V163H25V164H28V165H29V162L31 161V163L34 164V166L38 165L39 169L42 168L41 170H42V172L44 171V173L42 174L41 170H38V171H37V169H38L37 166H36V168H35V170H36V173H35V171H33V168H34L33 165H32V166L29 165L30 167H33V168H32V171H31V168L28 169V167H27L28 165L25 166L24 164H22V165H21V164H18L19 167H20V165H21L20 168H22L23 165H24V167H26V168H25V172H24V173L21 172L22 174H24V175H22V174H20V171H21V170H24V169H23V168H22V169H19V167H17V169H16V168H15V167H16V166H15L16 164L12 161V162H13V166H14V168H13V167H12V168L15 169V170H17V171L19 172V174L16 175V174L13 173L14 175L17 176V177H16V176H12V175H11L12 173L10 172V174L8 173L9 176L11 175L12 177H16V178L20 179V178H19V175H21V178H22V176H30V175H34V176H35V175H36V176H38V179H40V177H42V176L45 177V176H46V174H45L46 169L50 168V169H49L50 172H48V170H47V172H46V173L48 174V176H47L46 179L48 180V178H49V179H52V180H53V178H55V180H53V181H54V184H56L57 182H55V181H58V180H59V176H60V175H58V173H60V172L63 170V168H64L65 171L63 170L64 173H62V175H64L65 172L68 171V170H66V169H69L70 165L72 166V167H70L71 169H72L73 166L75 165L74 168H73L74 171L72 170L73 173H75L76 171H77V172L80 171L81 168L79 167V165L82 167L83 170H85L84 168H87V167H86L87 165H84L85 167H84L83 165H81V164L84 162L83 160L88 159V160H86V161H90V160H91L92 162H89V163H91V164L93 163L94 160H92V155H91V156H90V155H85L86 153H84V155H83L82 152H81V151H83V152L86 151V149L88 148V147L86 146V145H87L86 141H88L87 139H89V138L91 137V136H90L91 134L89 135V138H88V137L86 138V136H85L86 139H85V138H84V139H85L86 141H84V140L82 139V142H85V143H86L85 146H86L87 148H85V147L83 146L84 143H82V142L79 143V142H78V140L80 141V138H81L82 136L84 137V133H83V132H82L83 135L79 136V138L77 139V141L75 140V135H76V134L74 135V137H73V135H71V136L73 137V138H72L73 143H72V142H69L71 139H70V135H69V138H68V134H67V137H66L65 134H64L65 136H64L63 134H61V135H60V139H59V140H61V141H58V142H57V140H55L56 137H54V134H53V135L50 134V135L53 136V138H54V143H53V139H52V141H50V142L53 143V146L55 145V147H54L55 149H56V146L60 144V142H61V145L64 144V146H61V147H62L61 150L59 149V148H60V145H59V147L57 146V147H58L57 149H59V150L56 149L57 151H55L54 149H53V150L50 149V147L52 146V143H49L48 140L45 141V140L47 139L48 136H49L50 138H52V137L49 135V132H52V131H48V130H49L51 127H52V129H53V126H51V125L48 124V126H49V127L51 126V127L48 128V130H47V127H48V126H45V125L42 126V125H41V127L38 128V126H40V125H38V126L36 125L37 128H36V127H34V128H35V129H38V130H35V129H34L35 131H34V130H31V128H32L33 126H31L30 124H25ZM29 126H31V127L29 128ZM77 126L79 127V124H78ZM188 126H189V125H187V127H188ZM43 127H45L46 129L43 128ZM87 127H88V126H87ZM89 127H90V126H89ZM89 127H88V130H90ZM149 127H150V126H149ZM149 127H146V128L149 129ZM160 127H161V126H160ZM224 127H225V126H224ZM229 127H230V126H229ZM19 128H20V129H19ZM25 128H26V129H25ZM40 128H43V132H42V133L45 134V137H46V134L48 133V134H47L48 136H47L46 138L44 137V135H43L42 133H40L41 130H42V129L40 130ZM54 128H56V127H54ZM90 128H91V127H90ZM152 128H155V129L158 131V129H157L156 127H151V129H152ZM161 128H162V127H161ZM161 128H159V131L161 130ZM222 128H223V127H222ZM227 128H228V126L226 127V129H227ZM56 129H57V128H56ZM81 129L83 130V128H81ZM91 129H94V128H91ZM105 129H106V128H105ZM143 129L146 130L145 128H143ZM8 130H9V131L11 130V133H10V132H7ZM15 130H17V131L20 130V131L17 132V131H15ZM45 130H47L48 132L45 133ZM1 131H0V132H1ZM4 131H6V132H4ZM14 131H15L17 134L19 133L20 135H18V136H16V134H15V135H12V133H13ZM37 131H38V132H37ZM39 131H40V132H39ZM54 131H55V130H53V132H54ZM79 131H80V129H79ZM91 131H92V130H91ZM93 131H94V130H93ZM101 131H102V130H101ZM154 131H155V130H154ZM15 132H14V133H15ZM53 132H52V133H53ZM80 132H81V131H80ZM84 132H85V128H84ZM146 132L148 133V131H146ZM150 132H151V131H150ZM195 132H196V131H195ZM5 133H6V134H5ZM7 133H9V134H7ZM14 133H13V134H14ZM34 133H35V135L38 133L39 136H37V135L35 136ZM75 133H76V132H75ZM88 133H89V132H88ZM90 133H91V132H90ZM126 133H127V132H126ZM130 133H131V132H130ZM142 133H143V132H142ZM151 133H152V132H151ZM191 133H192V131H191ZM236 133H237V132H235V135H234V136H236ZM239 133H241V132H239ZM1 134H2V133H1ZM1 134H0V136L2 137L3 134H2V135H1ZM10 134H11V136H9ZM28 134L30 135V137H29V138H28V137H25V136H29ZM40 134H42L43 136L40 135ZM79 134H80V133H79ZM179 134H180V133H179ZM4 135H3V136H4ZM22 135H23V136H22ZM87 135H88V134H87ZM122 135H123V134H122ZM124 135H125V134H124ZM142 135H143V134H142ZM146 135H147V134H146ZM156 135H157V134H156ZM177 135H178V134H177ZM237 135H238V133H237ZM20 136H21V137H25V138H27L28 140L26 141V139L20 138ZM40 136H42V137H40ZM55 136H56V135H55ZM61 136H62V137L64 136L65 141H66V138H67V141H68V139H70V140L67 142L68 144H67L65 141H64V142L66 143V145H65V143L62 144V139H63V138H61ZM94 136H95V135H94ZM94 136H93V137H94ZM147 136H148V135H147ZM154 136H155V135H154ZM183 136H184V135H183ZM230 136L233 138L232 135H229V138H231ZM240 136H241L242 138H240ZM8 137H6V138H8ZM18 137H19V138H18ZM43 137H44L45 140H44V139L42 140ZM49 137H48V138H49ZM57 137L59 138V135H57ZM65 137H66V138H65ZM76 137H77V136H76ZM95 137H96V136H95ZM126 137H127V136H126ZM148 137H149V140H148V141L150 142V139H151L152 137H151V138H150V136H148ZM155 137H156V136H155ZM181 137H182V136H181ZM16 138H18V140H17ZM35 138H38V139L41 138L40 140L44 141L45 143H43V142L40 141V140H38V142H37V140H36ZM58 138H57V139H58ZM116 138H117V137H116ZM119 138H120V137H119ZM121 138H122V137H121ZM123 138H124V137H123ZM177 138H178V137H177ZM234 138H235V137H234ZM4 139H5V137H4ZM21 139H23V140H21ZM64 139H63V140H64ZM90 139H91V138H90ZM130 139H131V138H130ZM152 139H153V138H152ZM154 139H155V138H154ZM154 139H153V141H154ZM184 139H185V138H184ZM11 140H12V139H11ZM13 140H12V141H13ZM16 140H17V141H16ZM19 140H21V141L23 142V144H22ZM35 140H36V141H35ZM74 140L76 141V143H79V146L76 147L77 144L73 145V144L75 143ZM127 140H129V139H127ZM127 140H125V141H127ZM138 140H139V139H138ZM146 140H147V139H146ZM222 140H223V139H222ZM224 140H225V139H224ZM14 141H13V142H14ZM18 141L20 142V145H19V146H20L21 148H20L19 146H17L18 143H19ZM25 141H26V142H25ZM89 141H90V140H89ZM89 141H88V142H89ZM91 141H94L93 138H92ZM98 141H99V139H98ZM120 141H121V140H120ZM136 141H137V140H135V141H133V142H136ZM181 141H182V140H181ZM185 141H186V140H185ZM209 141H210V140H209ZM16 142H17V144H16ZM41 142H42V144H41ZM55 142H57V144H56ZM99 142H100V141H99ZM99 142H96V143L98 144ZM101 142H102V141H101ZM101 142H100V143H101ZM129 142H130V141H129ZM139 142H140V141H139ZM145 142H146V141H145ZM149 142H148V144H149ZM178 142H179V141H178ZM222 142L225 143L224 141H222ZM235 142H236V141H235ZM245 142H244V143H245ZM8 143H9V144H8ZM69 143H70V144H69ZM71 143H72L73 146L76 147V149L73 148V146H71L72 148H71L70 146H69V147L67 146V145H71ZM107 143H108V142H107ZM117 143H118V141H117ZM123 143H124V142H123ZM146 143H147V142H146ZM180 143H181V142H180ZM208 143H209V142H208ZM231 143H232V142H231ZM236 143H237V142H236ZM2 144H3V145H2ZM13 144H15V145H13ZM39 144H40V145H39ZM80 144H81L82 146H81ZM97 144L95 145V142H93V145H92V146H94V145L97 146ZM127 144H128V142H127ZM137 144H138V143H137ZM174 144H176V143H174ZM210 144H211V143H210ZM21 145H22V146H21ZM38 145H39L40 147H41V145H42V147H41L40 149H38V151H36ZM88 145H90V144L88 143ZM135 145H136V143H135ZM141 145H143V144H141ZM178 145H179V144H178ZM204 145H205V142H204ZM208 145H209V144H208ZM224 145H225V144H224ZM232 145H233V144H232ZM15 146H16V149H15ZM53 146H52L51 148H53ZM66 146H67V147H66ZM100 146H101V144H100ZM100 146H99V148H100ZM106 146H107V145H106ZM108 146H109V144H108ZM136 146H137V145H136ZM183 146H184V145H183ZM228 146H229V145H228ZM230 146H231V145H230ZM240 146H241V145H240ZM240 146H239V147H240ZM9 147H10V148H9ZM17 147H19L20 149H23L24 151H25V149H26V148H24V147H27V148H28V150L26 151L27 153L24 152V151H21V150H20L19 148H17ZM64 147H66V148H64ZM81 147H83L84 150H82L83 148H81ZM109 147H110V146H109ZM115 147H116V146H115ZM165 147H166V146H165ZM234 147H235V146H233V148H234ZM242 147H243V145H242ZM2 148H0L1 153H2V150H3ZM38 148H39V147H38ZM42 148H44V149L47 148V149L44 150V149H42ZM70 148L73 149V151H74V150L77 151V148H78V150L80 149L79 151H80V153H81V156H82V155H83V156L80 157V155H79V151H77V152H76V151L73 152L72 150H70V151H72V153H71V152H68L69 150H67V149H70ZM89 148H90V146H89ZM89 148H88V149H89ZM103 148H104V147H103ZM105 148H106V147H105ZM113 148H114V147H113ZM116 148H117V147H116ZM121 148H122V147H121ZM123 148H124V147H123ZM126 148H127V147H126ZM138 148H139V147H138ZM211 148H212V146H211ZM228 148H229V147H228ZM230 148H232V147H230ZM236 148H237V147H236ZM236 148H235V149H236ZM7 149H8V150H7ZM18 149H19V151H21V154H19L20 152H17ZM41 149H42V150H41ZM49 149H50V150H49ZM63 149H64V150L66 149L67 151H66V150L64 151ZM88 149H87V151H86L87 154H91V150L89 151L90 153H88ZM91 149H93L94 151H96L94 148H91ZM100 149H101V148H100ZM106 149H107V148H106ZM119 149H120V148H119ZM145 149H146V148H145ZM168 149H169V148H168ZM172 149H173V148H172ZM209 149H210V148H209ZM235 149H234V150H235ZM237 149H238V148H237ZM16 150H17V151H16ZM34 150H35L36 153L34 152ZM47 150L50 151V152L48 151V153H49L48 155L46 154ZM62 150H63V151H62ZM93 150H92V154H93ZM97 150H98V152H99V149H98V148H97ZM102 150H103V149H102ZM169 150H171V146H170V149H169ZM169 150H168L167 152H169ZM173 150H174V149H173ZM4 151H3V152H4ZM42 151H43V152H42ZM52 151H53V152L55 151V154H56L60 159L57 158L56 155H55ZM59 151H62V153H61V152L59 153ZM100 151H101V150H100ZM105 151H106V150H105ZM109 151H110V150H109ZM111 151H112V150H111ZM113 151H114V150H113ZM116 151H118V149H117ZM122 151H125V150L123 149ZM140 151H141V149H140ZM144 151H145V150H144ZM164 151H165V150H164ZM180 151H181V150H180ZM240 151H241V150H240ZM253 151H251V152H253ZM7 152H5L4 154L7 155V154H8ZM23 152H24V153H23ZM37 152H38V153L41 152L40 155H41V157L43 156L42 159H41L40 155L38 156V153H37ZM57 152H58L59 154H58ZM63 152H66V153H63ZM102 152H103V151H102ZM175 152H176V151H175ZM182 152H183V151H181V153H182ZM245 152H246V149H245ZM248 152H249V150H248ZM1 153H0V156L3 154V153H2V154H1ZM22 153H23V154H22ZM43 153H45V156H44ZM51 153H53V154H51ZM76 153H77V155H75ZM94 153H95L96 155H99V154H97V151L94 152ZM100 153H101V152H100ZM112 153H113V152H112ZM112 153H111V155H112ZM123 153H124V152H123ZM164 153H165V152H164ZM9 154H8V155H9ZM36 154H37V155H36ZM42 154H43V155H42ZM60 154H61V155H60ZM65 154H67L66 156L69 157V159H70V160H68V163L66 162V161H67L66 159H68V158H66V156L63 157V159H65V160L61 159L62 156L65 155ZM73 154L76 156V158H75V156H74ZM130 154H131V153H130ZM166 154H167V153H166ZM169 154H170V153H169ZM186 154H187V153H186ZM186 154H185V155H186ZM5 155H4L3 157H5ZM8 155H7V156H8ZM11 155H12V156H11ZM52 155H53V156H52ZM59 155H60L61 157H60ZM72 155H73L74 157H73ZM78 155H79V157H77ZM96 155H95V156H96ZM100 155H101V154H100ZM100 155H99V156H100ZM122 155H123V154H122ZM122 155H121V157H122ZM175 155H176V154H175ZM248 155H249V154H248ZM37 156L40 157V159H38ZM84 156H85V157H84ZM86 156H87V158H86ZM89 156L91 157L90 159H89ZM95 156H94V154H93V158H94ZM118 156H119V155H118ZM159 156H160V155H159ZM167 156H168V155H167ZM262 156H263V155H262ZM262 156H261V157H262ZM3 157H1V158H3ZM11 157H12V158H11ZM71 157H73V158H71ZM161 157H162V156H161ZM1 158H0V160H1L0 163L2 164V159H1ZM35 158H36L37 160H35ZM43 158H46V159H45V160H46V164H48V165H46V164L44 163L45 160H43ZM47 158H48L49 160H48ZM51 158H52V159H51ZM53 158H54L55 160H54ZM77 158H78V160H77ZM79 158H81V159L79 160ZM82 158H83V159H82ZM102 158H103V157H102ZM164 158H165V157H164ZM242 158H243V156H242ZM6 159H7V158H6ZM9 159H7V161H8ZM33 159H34V160H33ZM57 159H59V161H58ZM71 159H72V160H71ZM94 159H95V160L98 159V156H97V158H94ZM119 159H120V158H119ZM158 159H159V158H158ZM161 159H162V158H161ZM243 159H244V158H243ZM247 159H248V158H247ZM252 159H254V157H252ZM262 159H264V158L262 157ZM16 160H17L18 162H17ZM19 160H20V161H19ZM32 160L35 161L36 164L33 163ZM41 160H43V163L41 162ZM51 160H52L53 162H52ZM254 160H255V159H254ZM38 161H40V162L42 163L43 167L47 166L48 168L45 167V169H44V168L42 167L41 163H39ZM55 161H56V162H55ZM62 161H64L65 163L62 162ZM69 161H71V162L69 163ZM73 161H74L75 163H77V164L79 163V162H77V161H80V163H81V162H82V163H81V164L79 163V165H78V167H77V164H75ZM118 161H119V160H118ZM163 161H164V160H163ZM241 161H242V160H241ZM245 161H246V160H245ZM8 162H9V161H8ZM23 162H22V163H23ZM37 162H38L39 164H37ZM47 162H48V163H47ZM54 162H55V163H54ZM57 162H58V163H57ZM59 162L62 163L63 165L61 164V166H59V164H60ZM159 162H160V161H159ZM170 162H171V161H170ZM208 162H209V160H208ZM216 162H217V161H216ZM256 162H257V160H255V162H253V163H256ZM3 163H5V162H4V159H3ZM31 163H30V164H31ZM66 163L69 164L67 168H66V165H67ZM71 163H72V164H71ZM85 163H86V162H84L83 164H85ZM98 163H99V162H98ZM116 163H117V162H116ZM164 163H165V161H164ZM249 163H251V162H249ZM258 163H259V162H258ZM260 163H261V160H260ZM263 163H264V160H263ZM1 164H0V166H1ZM14 164H15V165H14ZM56 164H57L58 166H57ZM86 164H87V163H86ZM118 164H119V163H118ZM160 164H161V162H160ZM182 164H185V163H182ZM205 164H206V163H205ZM215 164H216V163H215ZM39 165H41V166H39ZM50 165H51V166L56 165L57 167H62V166H64V165H65V166L62 167V168H60V169H59V168L56 169V166H55V168H54V166L51 167ZM121 165H122V164H121ZM195 165H196V164H195ZM208 165H209V164H208ZM212 165H213V164H212ZM256 165H257V164H255V166H256ZM263 165H264V164H263ZM2 166L5 167V164H3ZM10 166H11V163H10ZM88 166H89V165H88ZM91 166H92V165H91ZM182 166H183V165H182ZM206 166H207V165H206ZM209 166H210V165H209ZM217 166H218V165H217ZM225 166H226V165H225ZM6 167L9 168V166H7V165H6ZM75 167H76V168H75ZM83 167H84V168H83ZM89 167H90V166H89ZM104 167H105V166H104ZM116 167H117V166H116ZM166 167H167V166H166ZM219 167L221 168L220 165H219ZM258 167H259V165H258ZM258 167H257V168H258ZM51 168H52L53 170H52ZM92 168H93V167H92ZM160 168H162V166H161ZM181 168H182V167H181ZM183 168H184V167H183ZM183 168H182V169H183ZM208 168H209V167H208ZM216 168H218V167L215 166L214 171L216 170V171H219V172H220V169L218 168V170H217ZM249 168H250V167H249ZM249 168H248V169H249ZM253 168H254V167H253ZM26 169L30 170V171L32 172V174L29 173L30 171L28 172L29 175H28V173L26 174V171H27ZM54 169L57 170V171H55ZM61 169H62V170H61ZM71 169H70V170H71ZM76 169H77V170H76ZM88 169H89V168H88ZM113 169H114V167H113ZM113 169H112V170H113ZM117 169H118V168H117ZM176 169H177V168H176ZM184 169H186V168H184ZM196 169H197V168H196ZM198 169H199V168H198ZM222 169H224V168L222 167ZM235 169H236V168H235ZM254 169L256 170V168H254ZM8 170H9V169H8ZM11 170H12V169H11ZM59 170H60V171H59ZM70 170H69V171H70ZM75 170H76V171H75ZM83 170H81V172H82ZM92 170H93V169H92ZM119 170L121 171V167H120V166H119ZM119 170H118V171H119ZM141 170H142V169H141ZM224 170H225V169H224ZM233 170H234V169H233ZM251 170H252V169H251ZM0 171H2V170H0ZM4 171H6V169H4ZM4 171H2V172H0V173H3ZM12 171L15 172V173H17V172L14 171V170H12ZM39 171L41 172L40 175H42V176H40V177H39V175H37V173H38ZM51 171H52L53 174L51 173ZM53 171H54V172H57V174H56L57 176L55 175V173H54ZM72 171H71V172H72ZM103 171H104V170H103ZM128 171H129V170H128ZM142 171H143V170H142ZM154 171H155V169H154ZM169 171H170V170H169ZM201 171H202V170H201ZM236 171H237V170H236ZM239 171H240V170H239ZM239 171H238V173H239ZM40 172H39V173H40ZM84 172H85V171H84ZM84 172H83V173H84ZM109 172H112V171H111V168H110ZM184 172H185V171H184ZM250 172H251V171H250ZM261 172H262V171H261ZM33 173H34V174H33ZM39 173H38V174H39ZM49 173H51L52 175H50ZM98 173H99V171H98ZM98 173H97V174H98ZM172 173H173V171H172ZM232 173H233V172H232ZM236 173H237V172H236ZM236 173H234V174H236ZM66 174H68V172H67ZM76 174H77V173H76ZM79 174H80V173H79ZM109 174H111V173H109ZM135 174H136V173H135ZM138 174H139V173H138ZM160 174H161V173H160ZM173 174H174V173H173ZM215 174H216V173H215ZM217 174H218V173H217ZM257 174H258V173H257ZM62 175H61V176H62ZM72 175H73V174H72ZM72 175H71L70 172H69V176H72ZM98 175H99V174H98ZM98 175H97V176H98ZM190 175H191V174H190ZM218 175H219V174H218ZM34 176H33V177H34ZM36 176H35V177H36ZM50 176H51V178H50ZM55 176L58 177V180L56 179ZM61 176H60V178H61ZM64 176L67 177L68 175H64ZM64 176H62V178H61L62 180H63V178H65ZM69 176H68V177H69ZM73 176H74V175H73ZM102 176H103V175H102ZM126 176H127V175H126ZM126 176H125V178H128V176H127V177H126ZM154 176H155V175H154ZM193 176H194V175H193ZM193 176H192V177H193ZM205 176H207V175H205ZM249 176H250V175H249ZM261 176H262V175H261ZM0 177H1V176H0ZM12 177H11V179L9 178V179H3V180H4V182H7V181L9 180L8 183H9V184H12V181L15 179V178H13V180H12ZM35 177H34V179L36 180L37 177H36V178H35ZM68 177L66 178V180L69 179ZM118 177H119V175H118ZM123 177H124V176H123ZM137 177H138V175H137ZM178 177H179V176H178ZM192 177H191V178H192ZM209 177H211V176H209ZM214 177H215V176H214ZM241 177H242V176H241ZM24 178H25V177H24ZM108 178H109V177H108ZM111 178H112V177H111ZM135 178H136V176H135ZM175 178H176V176H175ZM202 178H204V176H203ZM215 178H216V177H215ZM0 179H1V178H0ZM18 179H16V180H18ZM41 179H45V178H41ZM41 179H40V181H38V180H37V181H38L39 183L41 182V183H42V186H39V183H37L36 181H34L35 183L33 182V184H38V185H36V186H39L40 189H42V187H43V189H44V187L46 186L45 183H49V184H47V188H48L49 185H50V187H53V186H51L52 182H49V181L47 182L46 179H45V181H44V180L41 181ZM129 179H130V178H129ZM132 179H133V178H132ZM183 179H184V178H183ZM200 179H201V178H200ZM3 180L1 179L0 185H1V186L3 185V187H4L5 185H7V187L10 189V187H9L10 185L8 186V184H3V182H2ZM6 180H7V181H6ZM10 180H12V181H10ZM20 180L23 181L24 179H20ZM109 180H111V179H109ZM198 180H199V179H198ZM236 180H237V179H236ZM244 180H245V179H244ZM14 181H15V180H14ZM14 181H13V183H14ZM18 181H19V180H18ZM22 181H21V182H22ZM63 181H64V180H63ZM88 181H89V180L87 179V182H88ZM181 181H182V180H181ZM199 181H200V180H199ZM203 181H204V180H203ZM224 181H225V180H224ZM231 181H232V180H231ZM16 182H17V181H16ZM16 182H15V183H16ZM43 182H45V183H44L45 185L43 184ZM84 182H86V181H84ZM91 182H92V181H91ZM104 182H105V181H104ZM125 182H126V179H125ZM1 183H2V184H1ZM15 183H14V184H15ZM18 183H19V182H18ZM18 183H17V184H18ZM41 183H40V185H41ZM50 183H51V184H50ZM197 183H198V182H197ZM207 183H208V182H207ZM21 184H22V183H21ZM98 184H99V183H98ZM123 184H124V183H123ZM125 184H126V183H125ZM194 184H196V183L194 182ZM194 184H193V185H194ZM214 184H215V183H214ZM18 185H19V184H18ZM57 185H58V184H57ZM117 185H118V184H117ZM176 185H177V184H176ZM215 185H216V184H215ZM229 185H230V184H229ZM96 186H97V185H96ZM100 186H101V185H100ZM112 186H113V185H112ZM112 186H111V187H112ZM216 186H217V185H216ZM7 187H6V189H7ZM11 187L14 188L13 185H11ZM21 187H22V186H21ZM50 187H49V188H50ZM162 187H163V186H162ZM199 187H200V186H199ZM259 187H261V186H259ZM259 187H258V188H259ZM1 188H2V187H1ZM1 188H0V190H1ZM4 188H5V187H4ZM4 188H2V189H4ZM16 188H17V187H16ZM54 188H56V187L54 186ZM149 188H150V186H149ZM159 188H160V187H159ZM175 188H176V186H175ZM175 188H174V189H175ZM177 188H182V187H178V186H177ZM183 188H184V187H183ZM207 188H208V187H207ZM228 188H229V187H228ZM9 189H7V190H9ZM14 189H15V188H14ZM43 189H42V190H43ZM45 189H46V188H45ZM45 189H44V190H45ZM51 189H52V188H51ZM51 189H50V192H51ZM184 189H185V188H184ZM186 189H187V188H186ZM204 189H206V188H204ZM211 189H212V188H211ZM4 190H5V189H4ZM4 190H3V191H4ZM7 190H6V191H7ZM11 190H12V189H11ZM17 190H18V188H17ZM17 190H16V191H17ZM20 190H21V188H20ZM20 190H18V191L20 192ZM42 190H41V191H42ZM46 190L48 191V189H46ZM138 190H140V189H138ZM148 190H150V189H148ZM16 191H15V192H16ZM47 191H45V192H47ZM54 191H55V189H54ZM54 191H53V192H54ZM56 191H57V190H56ZM60 191H61V190H60ZM151 191H152V190H151ZM175 191L178 192L177 189H176ZM179 191H182V189L179 190ZM183 191H185V190H183ZM183 191H182V193L180 192V197H181V198H179V197H178L179 195H178V196H177V199H176V200L174 199L175 202H172V201H173L172 199L175 198V197H176V194H178L179 192L176 193V194L173 192V193H174V194H173L174 196L171 197V199H170V196H171L172 194H167V195H165V193H164V196H165V197L163 196L164 199H163V197H161V195H159L160 198L157 196V197L159 198V200H158L159 203H158V201L156 202L157 197H155V198H156L155 202H156L157 204L160 205L161 202H162V204L164 203L163 205L161 204L163 210H161V209H159L158 207H156V206H159V205H156V203H155L154 201H153L154 204L151 203V201L153 200V197H152V196L150 197V195H149V197H150L152 200H150V198L147 197V198H149L148 204H149V205L151 204L150 207L153 208V207L155 206L156 208H155V207H154V208H155L156 210H157V208L159 209V213L162 214V213H164V212H162V211L166 210V212H168V210H170L169 213H168V216L165 214L166 212L164 213L165 216H167V219H170V220L168 221V220H166L165 217H163V219H165V220L163 221V222H165V223H164L165 227H166V224L168 223V226H167L168 228H166V229H165V227H164L163 224H162L163 222H161V219H162V217L160 218V215H161V214H159V213L157 214V211H155V210H154V211H153V210H150V211H149L148 208H150V207H149V206L147 205V203H146L148 199H147L146 197H145V199L143 198V197L145 196V195L143 196V194H144L146 191H145L143 194H138L139 192H138V193H137V192H136V193L133 192L134 195H135V194H136L137 196L140 195V197L138 196L137 200L140 199V198H142V199H144L143 202H144L145 204H144L141 200H138V202H137V201L134 202L135 199H134V200L132 199V200H133V202H132V200H131V198H130V199H128V200H129V201L131 200V201H130L131 206L133 207V203L136 204V202H137V204H138L139 202H141L140 204H141V205L143 204V205L140 206V208L142 209V210L140 209V211H141L142 213H143V212L146 213V215H144V213H143V215L140 217V213H141V212H138V213H139L138 215H137V212H136V214L133 212V215H132L133 218H134L135 216H137V217H135L136 219H134V220H139V217H140L141 219H143L145 216L148 217L147 214H148V213L150 214L151 211H152V212H156V214H155L156 217H157V215H158V216H159L158 218H160V221H159L158 218H157V221L160 222L159 224H160L162 227H164L163 230H168V232H166V231H163V230L161 229V230H162L161 233H163V235H164V232H166L165 234L167 235L168 233L171 234V232L174 231V232L172 233L171 236L168 235V236L170 237L169 239H172V238L174 239V236H175V235H176L175 237H177V239H175L174 241H172V244H173V242H178V241H179L178 239H180L179 242H180L181 244H180L179 242H178L177 244L175 243L176 246H175V248L173 247L172 249H176V250H178L177 252L181 253L180 251H182V250L184 249V248L182 249V247H185V246H182V244L184 245L185 243H188L187 245H188L190 248L187 247V245L185 244V245H186V248H188V249L185 248V249H184V252L182 251V252L184 253V254H182V255H186V252H187V255H190L192 252H190V254H189L188 251H190L191 248H193V247L195 248V252H196V251L198 250V248L202 246V245H200L201 241H202V242L206 241L210 236H211V237L208 239L209 241H210V239L212 238L211 240H212V242H214V241H213L214 239H213L212 236H214V238L216 237V239H218V238L220 237V235L218 236V235L216 234V232H214V231H216L217 227H218V229H220V226H223V227H221V229H223V228H225L226 226H229V225H230V226H232L231 228L234 229V230H235V228H236L237 230L239 229L241 223H240V224L237 223V224L235 225V226H237V225L239 224V227H238V228L235 227V226L233 227V224H235V222L237 221V219L235 220V222H230V221H229L230 219H229V218H226V217H225V214H224V217H225L224 219H225V221H223V219H222L223 217L221 218L220 216H223V215H221V214H223L224 212L221 211V209H220L221 212H220V213L218 212V214L215 215V212L217 213V209H216V208H218V210H219V208H222V210H225V209H226V207L223 206V205H220V204H219L220 207H219V205L217 206L219 200H217V201L215 200V201L217 202V203H215V201H214L215 198H219V197H220V198L222 199V200H221V204H225V205L228 204L227 207L229 206V200H230L231 202H233L234 199H232L231 197H230V199H229V197L226 196V197H225V200H224V196H222V197H223V198H222V197L220 196V194L218 195L219 197H216V196H215L214 199L212 198V199H213L212 202H214V205L212 206V207H213V210L216 209L215 212H214V211L212 210V208H211L212 213L214 212L213 215H215V217H216V216H219V218L221 219L222 222H220V223L217 222V221H219V220L216 221V220H215V217L213 218V216H212L211 214L209 215V217L206 215V218L208 217V218H207L208 220H209L210 216H212V217L210 218V222H212L211 225H213V224L216 225V223H217L216 227H215L214 225L211 227V226H209V225H210V222H209L208 220H205L206 224H207V221L209 222V224L206 225L207 227H209V228H207L206 226H204L205 224H202V223L204 222V219H206V218H204V216H203V215H200V214H201V213L204 214L203 209L201 208V206L204 204V203H203L204 200H205V203H207V202H206V199H207L208 196L205 197L206 199H205L204 197H202V196H204V195L199 196V198H203L202 201H201V200L198 199V197L196 198V196L198 195L197 193H196V196H195V195H194V192H189V191L186 192L187 190H186L185 192H183ZM0 192H1V191H0ZM24 192H25V191H24ZM31 192H32V191H31ZM31 192L29 191L28 193L31 195ZM45 192H44V193H45ZM50 192L48 193L49 196H50ZM141 192H143V191H141ZM154 192H155V191H154ZM170 192H171V190H170ZM247 192H248V191H247ZM249 192H250V191H249ZM249 192H248V193H249ZM257 192H258V191H257ZM21 193H22V192H21ZM26 193H27V192H26ZM26 193H25V196L27 195ZM38 193H39V192H38ZM40 193H41V192H40ZM59 193H60V192H59ZM123 193H124V192H123ZM146 193H147V192H146ZM146 193H145V194H146ZM152 193H153V192H152ZM171 193H172V192H171ZM183 193H187V194L189 195V197H188L186 194L183 195ZM191 193H193V194H192V197H191ZM223 193H224V192H223ZM16 194H17V193H16ZM41 194H43V192H42ZM41 194H40V195H41ZM54 194L57 195L56 193H54ZM130 194H131V193H130ZM148 194H149V193H148ZM155 194H157V193H155ZM160 194H161V192H160ZM240 194H241V193H240ZM34 195H36V194L34 193ZM34 195H33V198L30 196L31 199H34ZM44 195H46V194H44ZM48 195H46V196H48ZM62 195H63V194H62ZM121 195H122V194H121ZM128 195H129V194H128ZM128 195H127V196H128ZM134 195H133V196H134ZM168 195H169V198L167 197L168 200H166V196H168ZM231 195H232V194H231ZM246 195H247V194H246ZM13 196H15V195H13ZM19 196H20V194H19ZM21 196H24V194H23V195L21 194ZM117 196H118V195H117ZM123 196H124V194H123ZM127 196H124V197H127ZM141 196H143V197H141ZM146 196H147V194H146ZM184 196L187 197L188 199H186ZM193 196H194V197H193ZM66 197H67V196H66ZM110 197H111V196H110ZM113 197H114V196H113ZM130 197H132V196H130ZM190 197H191L192 199H190ZM210 197H211V196L209 195V198H208V199H210ZM9 198H11V197H9ZM9 198H6V199L9 200ZM13 198H15V197H13ZM13 198H12V199H13ZM17 198H18V196H17ZM19 198H20V197H19ZM19 198H18V199H19ZM21 198H22V197H21ZM26 198H29V197L26 196ZM39 198H40V197H39ZM51 198H52V196H51ZM60 198H61V197H60ZM63 198H64V197H63ZM69 198H70V197H69ZM69 198H68V199H69ZM128 198H129V196H128ZM135 198H136V196H135ZM155 198H154V199H155ZM178 198H179V200H180V199L182 200V198H183V199H184V200H183L184 203H183V204H182V203H179V202H183V201H178ZM195 198H196V202H195ZM226 198L228 199V201L226 200ZM247 198H248V197H247ZM0 199H2V198H0ZM31 199H30V198L27 199L28 202H30ZM52 199H53V198H52ZM58 199H59V198H58ZM75 199H76V198H75ZM117 199H118V198H117ZM117 199H116V200H117ZM197 199H198V201H197ZM4 200H5V198H4ZM14 200H17V199L15 198ZM23 200H24V203H27V202H26L27 200H25V197H24ZM23 200H22V202H23ZM36 200H37V199H36ZM40 200H41V199H40ZM40 200H39V199L37 200V201H38V204H39ZM48 200H49V198H48ZM55 200H56V199L54 198V201H55ZM65 200H67V198H66ZM70 200L72 201V200H73V197H72V199H70ZM110 200H111V199H110ZM113 200H114V199H113ZM113 200H112V201H113ZM116 200H114V201H116ZM120 200H121V199H120ZM122 200H125V198H123ZM122 200H121V201H122ZM162 200H164V201H162ZM171 200H172V201H171ZM187 200H193V202H191V201H187ZM239 200H240V198H239L237 201H239ZM2 201H3V200H2ZM33 201H34V202H33ZM33 201H32L33 203H37V202H35V200H33ZM42 201H43V199H42ZM45 201H46V200H44V202H45ZM51 201H52V200H51ZM56 201H58V200H56ZM71 201H70V202H71ZM114 201H113V202H114ZM117 201H118V200H117ZM121 201H120V203H121ZM129 201H126V200H125V201H122V202H123V204L121 205L122 207H120V203H119V207L122 208V210H123V208H124L123 206H124V205H125V206L127 205L128 209H129V208H130V207L128 206V205H129V203H128ZM166 201H167V202H166ZM170 201H171V202H170ZM185 201H186V202H185ZM208 201H209V200H208ZM223 201H225V203H224ZM240 201H241V200H240ZM244 201H245V200H244ZM244 201H243V199H242V201H241L242 204H241V202H240V204H239V202L236 203V200H235V203H236V204H235V203H234V204L232 203L234 206L230 204V206L232 207V209H231V207H228V209L230 208V209L233 210L234 212L232 211L233 213L230 214V213H229V212H230V209H229V212H227L228 209H226V212H227L226 215L228 216V214H229L228 217L233 216L234 213H235L234 208L236 207V210H238L237 208L239 207V205H243V204H245L246 207L249 206L246 210H245L246 207H245L244 205H243V206H240L241 210L244 209V212H243V213L245 214V212H246L245 218H247V217L249 216V214L247 215V213L250 212L249 209H251V210L253 209V211H255V210L257 209V208L254 209V206H253V205L256 206V204H255L256 202L253 204L252 201H250L249 204H247L248 202L245 203ZM18 202H19L18 205L21 206V204H20V199H19V201L17 200V202H14V204L16 205V203H18ZM22 202H21V203H22ZM32 202H30V203H32ZM47 202H49V201H47ZM58 202H60V201H58ZM61 202H62V204H63V201H61ZM61 202H60V203H61ZM70 202H69V203H70ZM105 202H106V201H105ZM118 202H119V201H118ZM124 202H125L126 204H125ZM149 202H150V203H149ZM187 202H188V203H187ZM189 202H190L191 204H190ZM194 202H195V203H194ZM199 202H200V203H199ZM210 202H211V201H209V203H210ZM212 202H211V203H212ZM227 202H228V203H227ZM231 202H230V203H231ZM0 203H1V202H0ZM7 203H8V202H7ZM11 203H13V202H10V204H11ZM53 203L55 204V202H53ZM60 203H59V204H60ZM127 203H128V204H127ZM165 203H166V204H165ZM168 203H169V204L172 203V204H171V205H168ZM192 203H193L194 205H192ZM196 203H198L199 205L201 204V206H199V205L197 206ZM209 203H208V205H209ZM211 203H210V204H211ZM219 203H220V202H219ZM250 203H251V204H250ZM258 203H259V202H258ZM258 203H257V204H258ZM4 204H5V202H4ZM43 204H44V203H42V208L40 207V206H41V205H40V206H39L40 208L36 207L35 209L38 208L37 210H40V211L43 210L44 208H46V207L43 208ZM51 204H52V203H51ZM62 204H60V205H62ZM64 204H65V201H64ZM67 204H68V200H67ZM72 204H73V203H72ZM106 204H108V203L106 202L105 205H106ZM215 204H216V205H215ZM238 204H239V205H238ZM11 205H12V204H11ZM18 205H17V206H18ZM27 205H28V204H27ZM33 205H34V204H33ZM36 205H37V204H36ZM49 205H50V204H48V206H49ZM112 205H113V204H112ZM138 205H139V204H138ZM138 205H137V206H138ZM146 205H147L148 207H147ZM152 205H153V206H152ZM161 205H160L159 207H161ZM195 205H196L197 208H199V207L201 208V209L199 208V209H200L199 211H200V212L202 211L201 213L198 211V209L195 207ZM204 205H206V204H204ZM208 205H207V207H204V206H203L204 211H206V210L209 209V208H208ZM5 206H6V205H5ZM7 206H8V205H7ZM9 206H10V205H9ZM12 206H14V205H12ZM12 206H11V207H12ZM19 206H18V207H19ZM22 206H23V205H22ZM29 206H31V205H29ZM37 206H38V205H37ZM44 206H46V205L44 204ZM98 206H99V204H98ZM98 206H97V207H98ZM115 206H116V208H115ZM117 206H118L117 204L114 205V206H113V210H114V209H117ZM134 206L137 208L136 205H134ZM168 206H169V208H168ZM171 206H172V207L174 206L173 209L175 210V212H174V210L171 208ZM180 206L183 207V208H181ZM189 206H192V208H194V209H196V210H192L191 207H190V208H191V209H190ZM216 206H217V207H216ZM237 206H238V207H237ZM251 206H252V207H251ZM259 206H260V205H259ZM259 206H258L257 211H258V215L261 216V215L263 214V210H264V208L262 207L261 209H263V210L260 209V210L262 211V212H260V210H259ZM0 207L2 208V206H0ZM15 207H16V206H15ZM15 207H14V208H15ZM23 207L25 208L26 206L24 205ZM97 207H96V208H97ZM119 207H118V208H119ZM142 207H145V211H146V212L143 210L144 208H142ZM164 207H165V208H164ZM184 207H185V208H184ZM209 207H211V205H210ZM233 207H234V208H233ZM242 207H245V208H242ZM250 207H251V208H250ZM1 208H0V210H1ZM7 208H8V207H6V208H4V209L6 210ZM133 208H134V207H133ZM154 208H153V209H154ZM167 208H168V210H167ZM170 208H171L172 210H171ZM186 208H187V209H190L189 212H188V210H187ZM205 208H208V209L205 210ZM223 208H224V209H223ZM240 208H239V211H240V212H239V211H236V214H235V215L238 214V215L243 216V218H244V215H242V211H243V210L241 211ZM4 209H3V210H4ZM11 209H12V208H11ZM26 209L29 210L28 207H27ZM26 209H25V210H26ZM31 209H32V210H30V211H31V214L28 215V214L26 213L28 222H29V221H32V218L35 220V217H37V216H36V215H37L36 213H38L37 211L35 212V209H34L33 207H32ZM81 209H82V208H81ZM97 209H98V208H97ZM99 209H100V208H99ZM125 209H126V207H125ZM128 209L126 210L127 212L131 210V209H130V210H128ZM146 209H147L148 211H147ZM150 209H151V208H150ZM177 209L179 210V213L182 212L181 214H183V213H184V210L186 209V210H185V211L187 212L186 216H187V215H188V216L186 217V216L183 214V216H184L185 218L182 216V219H181V214H178V213H177V212H178ZM182 209H183V210H182ZM7 210H8V209H7ZM7 210H6V211H7ZM16 210H17V209H16ZM21 210H23V209L21 208ZM105 210H106V208H105ZM111 210H112V209H111ZM111 210H110V212H111ZM134 210H135V211H138V209H137V210L134 209ZM160 210H161V211H160ZM247 210H248V211H247ZM12 211H13V210H12ZM30 211H29L28 213H30ZM33 211H34V212H33ZM65 211H66V210H65ZM114 211H115V210H114ZM126 211H124V212L127 214ZM171 211H172L171 216H172V214H173V216H174V217L172 216V218H170L171 216L169 215ZM176 211H177V212H176ZM180 211H181V212H180ZM192 211H194V213H192ZM196 211L199 212L198 215L196 214ZM253 211H251L250 214H251V213L253 214ZM1 212H2V211H1ZM9 212H10V211H9ZM23 212H24V210H23ZM23 212H21V213H23ZM26 212H27V211H26ZM69 212H70V211H69ZM69 212H68V213H69ZM105 212H107V211H105ZM112 212H113V211H112ZM121 212H122V211H121ZM147 212H148V213H147ZM173 212H174V213H173ZM190 212H191V213H190ZM206 212H207V214L209 213L208 211H206ZM237 212H239V213H237ZM10 213H12V212H10ZM24 213H25V212H24ZM32 213H35V214H36V215L33 214L35 217H33ZM128 213H129V212H128ZM176 213L179 215V217H178V218H180L179 220H178L177 217H175V216H178ZM255 213H256L257 218H259L258 221L263 222L262 219H260V218H263V219H264V217H262V216H264V214H263L261 217H258L256 211H255ZM255 213H254V215H252L253 217H252V216H250V218L248 217L249 220H251V218H252V219L254 218V220L257 219V218L254 217V216H255ZM261 213H262V214H261ZM4 214H5V212H4ZM6 214H7V213H6ZM6 214H5V215H6ZM14 214H15V212H14ZM39 214H40V213H39ZM41 214H43V213H41ZM70 214H71V213H70ZM104 214H105V213H104ZM110 214H111V213H110ZM114 214H115V213H114ZM164 214H163V215H164ZM174 214H175V215H174ZM192 214H193V215H192ZM232 214H233V215H232ZM260 214H261V215H260ZM17 215H18V214H17ZM17 215H16V216H17ZM20 215H21V216H20V219H21V217H23L25 214H20ZM43 215L45 216L46 214H43ZM118 215H120V214L118 213ZM123 215H124V214H123ZM134 215H135V216H134ZM155 215L151 213V215H150L151 217L149 216V218H150V221H149V222H151V224H153V223H152L153 221H151V219L153 220V217H154ZM199 215H200V216H203V219H202V217H200ZM204 215H205V214H204ZM230 215H231V216H230ZM3 216H4V215H3ZM13 216H14V215H13ZM13 216H11V214H9V217H8V215H7V216H4V218H5V217L8 218V219L10 218V219H11L10 221H12V217H13ZM68 216H69V215H68ZM68 216H67V217H68ZM101 216L103 217V215H101ZM104 216H105V215H104ZM121 216H122V215H121ZM121 216H120V218H121ZM138 216H139V217H138ZM161 216H162V215H161ZM190 216L193 217V218L191 219ZM195 216H196V217H197V216L199 217V218H198V217H197V218L200 220L201 224H197L198 221H197V222H194V220H198ZM40 217H41V216H40ZM107 217H109V214H108ZM117 217H118V216H117ZM142 217H143V218H142ZM233 217H234V216H233ZM237 217H238V221L243 220L240 216H237ZM237 217H236V218H237ZM239 217H240V219H239ZM14 218L16 219L15 216H14ZM14 218H13V220H14ZM24 218H25V217H23L22 219H23V221L25 222V219H26V218H25V219H24ZM41 218H43V216H42ZM118 218H119V217H118ZM133 218H132V219H133ZM137 218H138V219H137ZM145 218H146V217H145ZM145 218H144V219H145ZM149 218H146V219H147V220H146L147 222H148ZM174 218H175V219H174ZM187 218H188V220H186ZM189 218H190V220H189ZM212 218H213V219H212ZM217 218H218V217H216V219H217ZM219 218H218V219H219ZM248 218H247V219H248ZM0 219H1V218H0ZM17 219H19V215L17 216ZM17 219L14 220V221H15V222L18 221ZM36 219H37V218H36ZM38 219H39V217H38ZM38 219H37V221H38ZM66 219H68V218H66ZM163 219H162V220H163ZM173 219H174V220H173ZM183 219H184V220H183ZM201 219L203 220V222H202ZM227 219H229V220H227ZM2 220H3V219H2ZM2 220H0V224H1L0 226H2V224L5 225V221H4V223H3V222H1ZM5 220H6V222L8 221L7 219H5ZM41 220H43V219H41ZM103 220H104V219H103ZM181 220L184 221V222H182ZM185 220H186V221H185ZM192 220H193V221H192ZM231 220H233V218H231ZM245 220H246V219H245ZM14 221H13V222H14ZM19 221H21V220H19ZM19 221H18V224H20ZM82 221H83V220H82ZM128 221H130V220H128ZM128 221H127V223H128ZM144 221H145V220H143V222H144ZM154 221H156V219H155ZM179 221H181V222H179ZM215 221H216V223H215ZM227 221H228V223H230V224L227 225ZM233 221H234V220H233ZM247 221H248V220H247ZM247 221H246V223H247ZM256 221H257V220H255V222H256ZM13 222H12V224H11L12 226H13V224H14ZM21 222H22V221H21ZM34 222H35V221H34ZM133 222H134V221H133ZM213 222H214V223H213ZM241 222H242V221H241ZM250 222H252V221H250ZM255 222H254V223H255ZM261 222H259V224H260ZM22 223H23V222H22ZM40 223H41V222H40ZM127 223H126V224H127ZM130 223H131V222H130ZM135 223H136V221H135ZM137 223H138V222H137ZM139 223H140V222H139ZM169 223H170V224H169ZM198 223H199V222H198ZM221 223H222V224H221ZM225 223H226V226L224 227L223 224H225ZM231 223H232V225H231ZM256 223H257V222H256ZM7 224H8V223H7ZM23 224H24V223H23ZM33 224H35V223H33ZM33 224H32V225H33ZM141 224H142V223H141ZM141 224H140V225H141ZM145 224L148 225V223H145ZM149 224H150V223H149ZM151 224H150L149 226H151ZM155 224H156V223H155ZM218 224H220V225L218 226ZM248 224L250 225L249 221H248ZM252 224H253V223H252ZM4 225H3V226H4ZM24 225H25V224H24ZM24 225H23V226H24ZM28 225L30 226V224H28ZM32 225H31V226H32ZM128 225H129V223H128ZM147 225H146V226H147ZM157 225H158V224H157ZM242 225H243V224H242ZM242 225H241V226H242ZM246 225H247V224H246ZM246 225H245V223H244V226H246ZM256 225L258 226V223H257ZM256 225H255V226H256ZM261 225H262V224H261ZM5 226H6V225H5ZM21 226H22V225H21ZM25 226H26V225H25ZM36 226H37V225H36ZM38 226H39V225H38ZM136 226H137V225H136ZM194 226H195V227H194ZM196 226H197V227H196ZM202 226H204L205 229H204ZM262 226H263V225H262ZM16 227H18V225H16ZM134 227H135V226H134ZM137 227H138V226H137ZM139 227H140V226H139ZM139 227H138V228H139ZM143 227H144V226H143ZM143 227H142V228H143ZM159 227H160V226H158V228H156V230L159 229ZM170 227H172V228H170ZM198 227H199V229H197ZM201 227H202V228H201ZM242 227H243V226H242ZM247 227H248V226H247ZM258 227H260V226H258ZM0 228H1V227H0ZM3 228H4V227H3ZM18 228H20V227H18ZM24 228H25V227H24ZM26 228H28V227H26ZM37 228H38V227H37ZM37 228H36V229H33V227H32V230H29L30 228H28L27 230H25V233H24V234H26V231H31L32 234H31V233H28V234H31V237H32V238L38 237L40 233H39V231L37 230ZM119 228H120V227H119ZM123 228H126V227H123ZM132 228H133V227H132ZM138 228H137V229H138ZM152 228H153V227H152ZM206 228H207L208 230L211 228V229H210L211 231H210V230H209V231L206 230ZM215 228H216V229H215ZM227 228H229V227H226V228L224 229L225 232H224V230H223V231H222L221 229H220V230L223 232V234H224V233L227 234V233H226L227 231H229V233H231L232 230H227ZM231 228H229V229H231ZM243 228H244V227H243ZM248 228H249V227H248ZM251 228H252V227H251ZM22 229H23V228H22ZM133 229H134V228H133ZM140 229H141V228H140ZM143 229H144V228H143ZM148 229H149V228H148ZM200 229H201V230H200ZM203 229H204V230H203ZM214 229H215V230H214ZM257 229L259 230V228H257ZM18 230H19V229H17L16 231H18ZM146 230H147V229H146ZM149 230H150V229H149ZM156 230H155V231H156ZM161 230H158V231H161ZM169 230H172V231H169ZM196 230H198V231L200 230L199 232H201V231L203 230L202 233H203L204 235L201 234V236H197V235L199 234V232L197 233ZM234 230H233V232H234ZM246 230H247V229H246ZM248 230H249V229H248ZM251 230H252V229H251ZM4 231H5V230H4ZM10 231H11V230H10ZM10 231H9V233H10ZM12 231H13V230H12ZM19 231H20V230H19ZM83 231H84V230H83ZM128 231H129V229H128ZM133 231H134V230H133ZM137 231H140V230L138 229ZM150 231H151V230H150ZM152 231H154V230H152ZM158 231H156V238L159 237V236H157V235H158V233H157ZM189 231H190V232H189ZM243 231H244V230H243ZM243 231H242V232H243ZM261 231H262V230H261ZM20 232H21V231H20ZM20 232H19V233H20ZM41 232H42V230H41ZM135 232H136V231H135ZM191 232H192V233H191ZM193 232H194V234H195L194 236H193ZM206 232H208V234H207ZM210 232L214 233V235H213L212 233H210ZM235 232H236V231H235ZM240 232H241V231H240ZM4 233H5V232H4ZM9 233H8V234H9ZM13 233H14V232H11V234H13ZM15 233H17V232H15ZM15 233H14V234H15ZM73 233H74V232H73ZM111 233H112V232H111ZM147 233H148V232H146V234H145L146 236H148ZM196 233H197V235H196ZM243 233H245V232H243ZM248 233H249V232H248ZM253 233H254V232H253ZM256 233H257V232H256ZM261 233H262V232H261ZM21 234H22V232L20 233L19 236H22ZM24 234H23V235H24ZM28 234H26V236H27ZM77 234H78V233H77ZM126 234H127V233H126ZM137 234H138V233H137ZM191 234H192V235H191ZM223 234H222V235H223ZM232 234H233V233H232ZM235 234H236V233H235ZM246 234H247V232H246ZM250 234H251V233H250ZM2 235H3V234H2ZM32 235H33V236H32ZM123 235H124V234H123ZM127 235H129V234H127ZM127 235H126V236H127ZM154 235H155V232H154ZM154 235H153V236H154ZM159 235H160V233H159ZM173 235H174V236H173ZM199 235H200V234H199ZM205 235H206V236H207V235H210V236H208V238H205V237H206ZM215 235H216V236H215ZM244 235H245V234H244ZM247 235H248V237H249V234H247ZM247 235H246V237H247ZM256 235L258 236V234H256ZM256 235H254V238H256V237H255ZM4 236H5V235H4ZM9 236H11V235H9ZM24 236H25V235H24ZM192 236H193V237H192ZM203 236H204V237H203ZM217 236H218V238H217ZM223 236H224V235H223ZM223 236H221V237H223ZM0 237H1V236H0ZM6 237H7V236H6ZM17 237H18V236H17ZM29 237H30V236H29ZM71 237H72V236H71ZM154 237H155V236H154ZM154 237H152V240H153ZM164 237H165V235H164ZM200 237H201V239H199ZM202 237L205 238L206 240H205V239H202ZM235 237H236V236H235ZM250 237H253V235L250 236ZM258 237H259V236H258ZM19 238H20V237H19ZM22 238H23V237H22ZM27 238H28V236H27ZM32 238H31V241L33 240ZM131 238H132V237H131ZM133 238H135V237H133ZM147 238H148V237H147ZM191 238H192L193 240H192ZM194 238H195V240H194ZM231 238H232V237H231ZM241 238H242V237H241ZM6 239H7V238H6ZM29 239H30V238H29ZM140 239H141V238H140ZM150 239H151V238H149V241H150ZM154 239H155V238H154ZM196 239H197V240L199 239V240L197 241ZM242 239H243V238H242ZM39 240H40V239H39ZM69 240H70V238H69ZM136 240H137V239H136ZM136 240H135V241H136ZM158 240H159V239H158ZM163 240H166V239L163 238L162 241H163ZM190 240H191V241H190ZM203 240H204V241H203ZM208 240H207V241H208ZM253 240H254V239H253ZM23 241H24V240H23ZM33 241H34V240H33ZM33 241H32V242H33ZM128 241H129V240H128ZM133 241H134V240H133ZM140 241H141V240H140ZM159 241H160V240H159ZM192 241H193V243H192ZM194 241H195V242H194ZM216 241H217V240H216ZM228 241H229V240H228ZM251 241H252V239H251ZM251 241H250V242H251ZM24 242H25V241H24ZM151 242H152V241H151ZM156 242H157V241H156ZM189 242L191 243L192 246H193V244L195 243L194 246L192 247V246L189 244ZM221 242H222V241H221ZM256 242H257V241H256ZM256 242L253 241V242H251V243H252V244L254 243V244L256 245ZM25 243H27V242H25ZM28 243H29V242H28ZM28 243H27L26 246H28ZM71 243H72V242H71ZM163 243H165V242H163ZM163 243H162V244H163ZM205 243H206V242H205ZM208 243H209V242H208ZM226 243H227V242H226ZM241 243H242V240H241ZM33 244H34V243H33ZM170 244H171V242H169V244H167V245L171 246ZM178 244H179V248L182 249V250H180V249L177 248V245H178ZM197 244H198V247H197ZM201 244H204V243H201ZM210 244H211V242H210ZM222 244H223V242H222ZM228 244H229V243H228ZM228 244H227V246H229ZM231 244H232V243H231ZM231 244H230V245H231ZM254 244H253V245H254ZM257 244H258V243H257ZM29 245H32V244H29ZM140 245H141V244H140ZM145 245H146V244H145ZM195 245H196V247H195ZM199 245H200V246H199ZM218 245H219V244H218ZM218 245H217V246H218ZM236 245H237V244H236ZM0 246H1V245H0ZM205 246H206V245H205ZM205 246H204V247H205ZM212 246H213V245H211V247H212ZM215 246H216V244H215ZM227 246H226V244H225V246H224V244H223L222 252H224V251H223V250H224V247H227ZM232 246H233V244H232ZM234 246H235V245H234ZM171 247H172V246H171ZM207 247H208V246H207ZM211 247H210V250H211ZM221 247H222V245H221ZM235 247H237V246H235ZM240 247H241V246H240ZM28 248H29V247H28ZM162 248H163V247H162ZM201 248H202V247H201ZM229 248L231 249V246H230ZM229 248H227V249L229 250ZM196 249H197V250H196ZM212 249L214 250L213 247H212ZM218 249H220V248H218ZM225 249H226V248H225ZM235 249H236V248H235ZM4 250H5V249H4ZM186 250H187V251H186ZM199 250H200V248H199ZM199 250H198V251H199ZM203 250H204V248H203ZM213 250H211L212 253L215 252V251H213ZM233 250H234V249H233ZM237 250H238V248H237ZM243 250H244V248H243ZM263 250H264V248H263ZM0 251H1V250H0ZM2 251H3V250H2ZM108 251H109V250H108ZM160 251H161V250H160ZM174 251H175V250H174ZM192 251H194V250L192 249ZM198 251H197V252H198ZM207 251H209V250H207ZM211 251H209V252H211ZM229 251H230V250H229ZM231 251H232V250H231ZM241 251H242V250H241ZM244 251H246V250H244ZM244 251H242L243 254H244ZM260 251H261V250H260ZM16 252H17V251H16ZM18 252H19V251H18ZM222 252H220V250H219L218 253H221V254H222ZM233 252H234V251H233ZM233 252H231V254H232ZM235 252H236V251H235ZM38 253H39V252H38ZM132 253H133V252H132ZM132 253H131V254H132ZM175 253H176V252H175ZM224 253H226V252H224ZM224 253H223V254H224ZM229 253H230V252H229ZM257 253H258V252H257ZM257 253H255V254L257 255ZM13 254H14V253H13ZM133 254H135V253H133ZM158 254H159V253H158ZM177 254H178V253H177ZM216 254H217V252L215 253V255H216ZM238 254H239V253H238ZM255 254H254V255H255ZM262 254H263V253H262ZM155 255H156V254H155ZM180 255H181V254H180ZM192 255H193V253H192ZM228 255H230V254H228ZM235 255H236V254L234 253V254L231 255V256H234V257H235ZM8 256H9V255H8ZM12 256H13V255H12ZM19 256H20V255H19ZM122 256H123V255H122ZM146 256H147V255H146ZM146 256H145V257H146ZM156 256H157V255H156ZM177 256H178V255H177ZM200 256H201V255H200ZM236 256H237V255H236ZM242 256H243V255H242ZM4 257H6V256H4ZM16 257H17V256H16ZM16 257H15V258H16ZM157 257H158V256H157ZM203 257H206V256H203ZM216 257H217V256H216ZM216 257H215V258H216ZM260 257L263 259V256H262V255H260ZM8 258H10V257H8ZM136 258H137V257H136ZM239 258H240V257H239ZM261 258H260V259H261ZM52 259H53V258H52ZM131 259H134V258L132 257ZM203 259H204V258H203ZM205 259H206V258H205ZM253 259H254V257H253ZM253 259H252V260H253ZM5 260H6V259H5ZM7 260H8V259H7ZM23 260H24V259H23ZM38 260H39V259H38ZM41 260H42V259H41ZM44 260H45V259H44ZM67 260H68V259H67ZM81 260H82V259H81ZM152 260H153V259H152ZM252 260H251V261H252ZM255 260H256V259H255ZM257 260H258V259H257ZM130 261H131V260H130ZM135 261H136V260H135ZM214 261H215V259H214ZM261 261H262V260H261ZM261 261H258V262H261ZM138 262H139V261H138ZM208 262H209V261H208ZM131 263H132V262H131ZM131 263H130V264H131ZM210 263H211V262H210ZM256 263H257V261H256ZM6 264H7V263H6ZM70 264H71V263H70ZM149 264H150V263H149ZM250 264H251V263H250ZM253 264H254V263H253ZM257 264H258V263H257ZM260 264H262V263H260Z\"/></svg>",
    "mask_w": 264,
    "mask_h": 264
}]
</instances>
